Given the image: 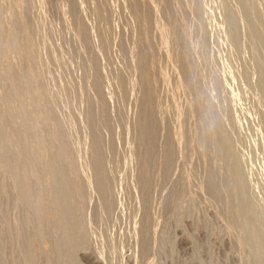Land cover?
Listing matches in <instances>:
<instances>
[{
	"label": "bare ground",
	"instance_id": "6f19581e",
	"mask_svg": "<svg viewBox=\"0 0 264 264\" xmlns=\"http://www.w3.org/2000/svg\"><path fill=\"white\" fill-rule=\"evenodd\" d=\"M30 1L31 0H0V3L2 2L3 4L4 3H6L5 4V8L6 9H1V10H3V12H5V15H3L4 17L6 16L7 18H4L3 16V18L1 19V17H0V83H1V86H3V88L2 89H0V90H2V91H0L1 93H0V170H1V172L4 174V176L2 175V173L0 174V176L2 175L3 177H5L4 179H3V182H5L6 183V189H7V192L5 191V189H4V197L7 199V200H5L6 201V203L8 202V199L10 200H13V202L16 204H14V203H11L12 205H14V206H16V209L17 208H21V206H23L25 209H26V212L27 213H25V214H27L24 218L25 219H23V218H21L20 216V218H21V220L23 219L24 220V222H22V221H20V219H19V221L21 222V223H19V224H21L22 226H20V227H23L24 225H28V227H29V224L31 225V227H29L30 229L32 228L33 229V233L34 234H37V236L39 237V238H41V237H44V239H45V236H44V233H47V232H44L45 231V229H46V227L48 228V229H46L48 232H51L52 233V235H55L56 233L58 234H60V238L59 239H57V241L56 240H53V241H55L56 243H55V249L56 250H54V251H57V257L60 259V261H59V259L57 258V263L55 262L56 261V258H55V260L53 261V258H51V263H53V262H55L56 264H82L81 263V261H79L78 260V255L81 257V258H85L86 259V261L85 262H87V264H101L100 263V261L101 260H99L98 259V256L97 255H99V254H97V255H93V252L91 253V251H90V253H87L86 251H85V247H87L86 245H90L88 242L89 241H87V243H86V240H85V235H84V233L86 232V226H88V224L87 225H84V219H85V215L87 214V213H85V209H86V207H85V209H84V206H88L90 203H89V200L91 201V199H92V197H91V195H89L91 198L89 199V200H87L88 199V189L90 188V186H92L93 187V189L95 190V192L97 193V195H98V198H99V200L101 201L100 203L98 202H96L97 203V205H99V204H101V208H103L106 212H109V211H111V209L114 207V204H116L115 203V201H116V199H118V197L116 196V195H118V193L117 194H112V188H115L114 186H116L117 187V185H118V183H120L117 179V181H118V183H117V185H114V183H115V178H114V176H113V173L114 172H112V171H114V169L111 167V164L113 163V159H110V161L112 160V163L111 162H109V163H111L109 166H110V168H112V169H108V167H107V165H105V163H108V162H104V158L102 157V154L104 153V151L103 150H105L108 146H109V144L105 141V143H107L108 144V146L105 148V149H103L102 151H103V153L101 154V149H102V147H101V142H100V135H99V130H98V128L99 127H101V125H103V127H104V125H105V121H108V120H106V118H108V117H106V114L105 113H107V112H105V111H107V109L105 110V108L103 107L102 109H101V107H100V109L102 110H100V112L99 113H101V116L99 117V118H96L95 116H94V114H93V111L90 109V111H89V113L87 112L86 113V121H87V123L85 124V125H87L86 127H85V125H84V127L83 128H89L88 130H90V138H91V140H89L90 141V156H91V158H89L90 159V164H89V166H90V168H88V165H87V169H90V176H88V177H86L85 176V170H83V168H78V167H76L75 166V164H78V162H77V160L79 159H74V160H76V161H73V154H74V151L76 152V150H73V152H72V150H71V152L73 153H71L70 152V148H68V145L71 143H69L68 142V139H69V137H68V135L69 134H71V132H73V131H71L70 133H69V131L68 132H65L64 131V129H63V126H61V122L60 121H62L61 120V118L59 117L58 118V114H56V111H55V109H58V108H55L54 109V106H53V103L52 102H54V100H55V98L52 96V95H50V92L48 91V89L51 87L50 85V83L49 82H46L47 84L49 83V88L48 87H46V84H45V82H44V80L45 79H47V78H45L44 79V77L45 76H43V75H46V74H43V71L44 70H42L43 68H45V67H48V66H44L43 68H42V60H41V62H40V60H39V58H42V55L38 58V55L40 54V53H37L36 51H38V52H40L41 51V48L43 47L44 48V46H42V45H44V44H41L40 43V45L41 46H39V47H41L40 48V50H38V48H37V50H36V43H35V31H37V33L38 32H40V29H39V27H43V25L44 24H46L47 25V23L45 22V23H42L41 22V19L39 20V22H40V24L39 25H41V26H39L38 25V19L37 20H35V21H37L38 23H37V25H35V26H38V29H37V27H36V29L34 30V28H35V26H34V28H32V25H31V23L30 22H32V21H29L30 19H31V13H29L30 12V10L29 9H31L32 10V8H34V5L36 6L37 4H34V5H32L31 6V8H30ZM41 1V0H40ZM45 1V0H44ZM64 1H66V0H64ZM69 1V0H68ZM73 1L75 2V3H77L75 0H72V2H68V3H66L65 2V5L66 6H68V4L70 3H73ZM80 1V0H79ZM96 0H94V2H95ZM98 1H100V0H98ZM106 1H108V3H110L109 2V0H106ZM106 1H104V2H106ZM113 1V0H112ZM117 1H119V0H117ZM130 1V3H132V1L131 0H129ZM138 1V0H137ZM137 1H135V2H137ZM142 1V0H141ZM154 1V0H153ZM155 1H158V0H155ZM161 1V0H160ZM165 1V0H164ZM163 1V2H164ZM195 1V2H194ZM196 1L197 0H193V2H194V4L196 3ZM200 1V0H199ZM203 1V6L205 7V1L204 0H202ZM201 1V2H202ZM223 1H227V0H223ZM222 1V2H223ZM230 1H232V2H234L233 3V5L232 6H228V5H225V6H228V8H226L227 10H226V12L224 13L225 14V23H226V28H227V33H228V37H229V39L228 40H226V41H229V42H231V45H233L234 46V48H237V50L239 51V54H241V55H237V54H235V52H234V50L232 49V51L234 52V54L235 55H237V56H239V57H241V56H244L243 54H245V53H243L242 54V52L240 51V48H239V46H240V44H241V35H242V31L244 32V34L242 35V36H244L245 37V39L243 38V40H247V41H244V42H249L250 44V48H251V50H252V54H253V58H254V61H255V66H256V68H255V66H254V68H255V70H257V72H258V75H259V77H258V75H257V77H258V80H259V82L258 81H256V84L255 85H257L258 86V90L261 92V96H263V98H264V0H230ZM47 2V3H46ZM48 2L50 3V1L48 0V1H45V2H43V3H46V5L48 4ZM55 2H56V0H55ZM83 2H84V0H83ZM86 2V1H85ZM91 2H92V0H91ZM93 2V3H94ZM100 2H103V1H100ZM103 2V3H104ZM114 3H117L116 5H118L119 6V4L120 3H118V2H115V1H113ZM125 2V1H124ZM134 2V0H133V4L135 3ZM140 1H138L137 3H139ZM143 2V1H142ZM142 2H140V3H142ZM149 2V1H148ZM148 2L147 1H145V5H149L148 4ZM159 2V1H158ZM173 2V1H172ZM214 2H216V1H214ZM220 2V1H219ZM222 3L223 5L224 4H226V3ZM228 2V1H227ZM35 3H36V1H35ZM38 3H40V2H38ZM53 3V1L51 2V4ZM82 3V2H81ZM87 3V2H86ZM98 4H100L99 6L102 8V6L101 5H103V3L101 4V3H99V2H97ZM122 3V2H121ZM130 3H128L129 5H130ZM137 3H135V4H137ZM144 3V2H143ZM142 3V4H143ZM154 3V2H153ZM165 3H167L166 1L164 2V3H162L161 4V2H160V4H161V6H158L157 8H159V7H162V5L163 4H165ZM169 3H170V0H169ZM180 3L183 5L184 4V6H185V8L186 9H183V10H187L186 11V13L188 12L190 15L192 14V15H196L197 14V16L199 17V14L200 15H202V14H204V13H206V11L203 13V10H202V8L203 7H201V6H199L201 9V12H202V14H201V12L198 10V12L195 10V8L193 7V6H191V0H180ZM200 3V2H199ZM207 3L208 2H206V5H207ZM217 3H218V1H217ZM229 3H231V2H229ZM33 4V3H32ZM56 4H58V3H55L54 4V6L53 7H57V5ZM74 4V3H73ZM113 4V3H112ZM111 4V5H112ZM132 4V5H133ZM208 4H211V5H213L212 3H208ZM215 4V3H214ZM219 4V3H218ZM218 4H216V5H218ZM235 4V5H234ZM1 5V4H0ZM39 5V4H38ZM38 5L36 6V7H38ZM50 5V4H49ZM53 5V4H52ZM62 5V4H61ZM64 5V6H65ZM104 5H105V3H104ZM103 5V7H105V6H107V4L104 6ZM109 5V4H108ZM110 5V7H112ZM121 5L123 6V3L122 4H120V9H122L123 7H125V6H123L122 8H121ZM125 5H127V3L125 4ZM156 5V4H155ZM158 5H159V3H158ZM169 5V7H170V4H168ZM199 5V4H198ZM40 6V5H39ZM60 6V5H59ZM63 6V5H62ZM64 7V8H67V7ZM72 6V4L71 5H69V8H72L71 7ZM78 4H75V6L73 5V8L71 9V11L70 12H72V15L74 16V18L78 15L77 13H78V10H79V8H78ZM83 6H84V3H83ZM87 6V5H86ZM85 6V7H86ZM94 6H96V5H94ZM98 5H97V7L95 8V12H97V14H98V12L100 11V10H102V9H104V8H100ZM134 6V5H133ZM133 6H131L132 8H136V7H133ZM135 6H137V5H135ZM141 7H143L142 5H140ZM163 6H166V5H163ZM184 6L182 7V8H184ZM208 6V5H207ZM219 6H220V4H219ZM224 6V7H225ZM1 8H2V6H0ZM3 7V8H4ZM41 7H42V5H41ZM43 7H45V4L43 5ZM43 7L42 8H39V9H43ZM46 7H50V6H46ZM55 7V8H56ZM100 8V10L98 11H96V9L97 8ZM109 7V6H108ZM110 7H109V9H110ZM117 6H115V8H116ZM138 7H139V5H138ZM141 7H139V8H141ZM150 7H151V5H150ZM174 7V6H173ZM198 7V8H199ZM214 7V6H213ZM212 7V10L215 8V10L214 11H216V6L213 8ZM221 7V6H220ZM224 7H222V8H224ZM52 7H50V9H51ZM54 8V9H55ZM63 8V9H64ZM82 8V7H81ZM81 8H80V10H81ZM88 8V7H87ZM87 8H85V9H87ZM112 8H114V7H112ZM111 8V9H112ZM128 8H129V6H128ZM127 7H126V10L128 9ZM131 8V9H132ZM145 8V7H144ZM148 8V7H147ZM147 8H145V10L147 9ZM152 8V7H151ZM150 8V9H151ZM156 8V9H157ZM197 8V7H196ZM222 8H220L221 10H223ZM35 9V8H34ZM38 8H36V10H39ZM47 9V8H46ZM58 9H60V7L58 8ZM93 9H94V7H93ZM105 9H107V8H105ZM104 9V10H105ZM119 9V8H118ZM125 9V8H124ZM150 9H148L149 11H152V10H150ZM163 9V8H162ZM168 9V8H167ZM177 9V8H176ZM207 9H208V7H207ZM218 9H219V7H218ZM217 9V10H218ZM219 9V10H220ZM27 10H29V12L27 11ZM41 10H39V12L41 13ZM48 10V9H47ZM47 10H45V11H47ZM52 10V9H51ZM51 10H49V11H51ZM66 10H68V9H66ZM70 10V9H69ZM82 10H83V8H82ZM88 10V9H87ZM87 10H85V11H87ZM104 10H102V13H100V14H103V12H104ZM108 10V9H107ZM116 10V9H115ZM133 10V9H132ZM136 10V9H135ZM135 10H133V11H135ZM147 10V11H148ZM166 10V9H165ZM172 9H169V11L168 12H174V11H171ZM210 10H211V8H210ZM48 11V12H49ZM55 11V10H54ZM56 11H58L57 9H56ZM55 11V12H56ZM60 11V10H59ZM122 11V10H121ZM125 10H123V12H124ZM127 11H129V10H127ZM131 11V10H130ZM155 11V10H154ZM154 11H152L153 13H154ZM157 11H158V9H157ZM176 11V13H178L179 12V9H178V11L177 10H175ZM225 11V10H224ZM0 12H2V11H0ZM6 12H7V14H6ZM26 12H28V14H30L31 16H29ZM36 13H37V11H35ZM35 12H32V13H35ZM38 12V13H39ZM90 12H93L92 10H91V8H90ZM94 12V13H95ZM106 12V11H105ZM109 12L111 13V10H108V14H109ZM115 11H113V13H114ZM117 12V11H116ZM120 12V11H119ZM136 12V11H135ZM139 11H137L136 13H138ZM160 12L161 13H163L161 10H160ZM167 12V13H168ZM208 12H210L209 10H208ZM213 11H211V13H212ZM218 12V11H217ZM51 13H52V11H51ZM51 13H49V15L51 14ZM59 13V12H58ZM61 13V12H60ZM59 13V14H60ZM80 13V12H79ZM82 13V12H81ZM87 13H89V12H87ZM118 13V12H117ZM116 13V14H117ZM131 13L133 14L134 12H132L131 11ZM130 13V15H128V18H129V16H131L132 14ZM136 13H134L133 15H135ZM140 13V12H139ZM138 13V14H139ZM144 13V12H143ZM143 13H140L141 15H139V16H141L142 17V14ZM151 12H149V14H150ZM159 13V12H158ZM165 13V12H164ZM214 13V12H213ZM212 13V14H213ZM220 13V12H219ZM218 13V14H219ZM3 14V13H2ZM1 13H0V15H2ZM44 13L42 12L41 13V15H43ZM53 14L54 13H52L51 15H50V17L51 16H53ZM56 14V13H55ZM54 14V15H55ZM90 14V13H89ZM88 14V15H89ZM97 14H94L95 16L94 17H97L96 15ZM107 14V13H106ZM106 14H104V15H106ZM107 14V16L106 17H108L109 15ZM119 15H121V13H118ZM117 14V15H118ZM123 14H125V13H123ZM147 14V13H146ZM156 14V13H155ZM160 14V13H159ZM168 14H171V13H168ZM224 14H222V13H220V15H224ZM34 15V14H33ZM40 14H39V16H41ZM45 15V14H44ZM47 15H48V13H47ZM61 15V14H60ZM80 15V14H79ZM82 15V14H81ZM80 15V16H81ZM90 15H92V13L90 14ZM114 15V14H113ZM113 15H111L110 14V16H113ZM133 15L130 17L131 19H132V17H133ZM148 15V14H147ZM146 15V16H147ZM162 15V14H161ZM172 15V14H171ZM171 15H169V17L171 16ZM174 15V14H173ZM210 15V14H209ZM208 15V16H209ZM214 15H215V13H214ZM213 15V16H214ZM28 16V17H27ZM63 16V15H62ZM72 16V17H73ZM79 16V17H80ZM101 16V15H100ZM99 16V17H100ZM124 16V18H125V15H122V16H119V17H123ZM136 17H137V15H135ZM135 16H134V18H135ZM138 16V17H139ZM149 17L151 16V15H148ZM156 16H158V15H156ZM164 16V15H163ZM168 16V15H167ZM174 16H176V18H177V15L175 14ZM174 16H171L170 18H172V17H174ZM179 16H181V14L179 15ZM203 16V15H202ZM215 16H217V15H215ZM214 16V20H216V21H219L218 20V18L217 17H215ZM219 16V15H218ZM30 17V19H28ZM35 17H37L38 18V16H37V14H36V16ZM34 17V18H35ZM54 17V23L56 22L55 21V18H56V16H53ZM57 17H58V15H57ZM64 17V16H63ZM84 17V16H83ZM87 17V16H86ZM89 17V16H88ZM93 17V16H92ZM101 17H103V15L101 16ZM106 17H104V19L106 18ZM114 17V16H113ZM113 17H111V18H113ZM127 17V16H126ZM140 17V18H141ZM145 17V16H144ZM159 17V16H158ZM158 17H155V18H158ZM187 17V16H186ZM210 17V16H209ZM222 17V18H223ZM40 18V17H39ZM42 18H43V16H42ZM45 18V17H44ZM43 18V19H44ZM74 18L72 19V21L74 20ZM109 19H110V17H108ZM108 18H106V20L108 19ZM116 18H118V17H116ZM143 18V17H142ZM147 18V17H146ZM153 18H154V16H153ZM166 18V17H165ZM168 18V17H167ZM175 18V17H174ZM192 18V17H191ZM190 18V19H191ZM200 18H202L201 16H200ZM211 18H212V16H211ZM36 19V18H35ZM43 19H42V21H43ZM47 19V18H46ZM48 19H51V18H48ZM61 20H62V18H60ZM64 19V18H63ZM69 19H71V18H69ZM100 19V18H99ZM104 19L102 20V18H101V20L102 21H104ZM120 19V18H119ZM122 19V18H121ZM120 19V20H121ZM135 19H137V18H135ZM134 19V20H135ZM139 19V18H138ZM137 19V20H138ZM160 19V18H159ZM159 19H156V20H159ZM162 19H164L163 17H162ZM179 19V18H178ZM180 19H181V17H180ZM178 20V24H173V23H177V22H171V24H173V27L175 26V25H179V27L182 29V32L184 33H182V36H180L179 35V37H181V41L183 42V44L182 45H184V48H186V46H189V48H190V46L192 47V45H190V42H191V33H192V35L193 34H195L196 32H194L193 33V31H190L189 32V30H187L186 28V26H185V22L188 20L187 18H185L184 17V19H186L185 21H183V19H181V20ZM190 19L188 20V22L190 21ZM31 20H33V19H31ZM51 20H53V19H51ZM56 20H59V18H56ZM61 20H59V21H57V22H61ZM93 20V19H92ZM91 20V22H93ZM130 20V19H129ZM136 20V21H137ZM141 20H143V19H139L138 21H141ZM144 20H145V18H144ZM147 20H148V18H147ZM161 20V19H160ZM167 20V19H166ZM169 20V19H168ZM171 20V19H170ZM174 20H176V19H174ZM196 20V19H195ZM211 20V19H210ZM210 20H209V22H210ZM220 20H221V17H220ZM45 21V20H44ZM49 21V20H48ZM47 21V22H48ZM65 20H63L62 22H64ZM68 21V20H67ZM76 22H75V24L79 21H77V20H75ZM84 21H86V20H84ZM83 20L81 21V22H84ZM96 21V23L97 24H99L98 23V20H94V22ZM101 21V22H102ZM109 20H107V22H108ZM116 21V20H115ZM123 21V20H122ZM127 21V20H126ZM135 21V22H136ZM164 21H165V19H164ZM172 21V20H171ZM193 21H194V19H193ZM197 21H201L200 19L199 20H197ZM196 21V22H197ZM223 21V20H222ZM71 21L69 20L67 23H70ZM88 21H86V22H84V23H86L87 25H88V23H87ZM94 22H93V24H94ZM101 22H100V24H101ZM105 22V21H104ZM128 22V21H127ZM132 22H134V21H132ZM166 22H169V21H166ZM54 23L52 24V26H54L55 28H56V26L54 25ZM64 23H66V22H64ZM67 23H66V26H67ZM72 23H74V22H72ZM103 23V22H102ZM112 23H113V21H112ZM118 23V22H117ZM120 23L121 22H119L118 24L120 25ZM131 23V21H129V24ZM139 23H142V22H139ZM144 23V24H143ZM142 24H140V25H142L141 27H143L144 25H148L149 26V22L148 23H145V22H143ZM157 23V22H156ZM159 23V22H158ZM165 23V22H164ZM190 23H191V21H190ZM32 24H33V22H32ZM50 24V22L48 23V25ZM57 24V23H56ZM59 24H61L62 26H64L65 27V25L64 24H62V23H59ZM78 24V23H77ZM80 25H82L81 23H79ZM79 24H78V26H79ZM99 24V26H101ZM105 24H106V22H105ZM110 25L109 26H107V27H109L110 28V26H111V22L109 23ZM132 24V23H131ZM166 24V26H167V24L168 23H165ZM164 24V25H165ZM187 24V23H186ZM189 24V23H188ZM198 24V23H197ZM201 23L199 22V25H200ZM204 24V19H203V23L198 27V28H195V29H202V25ZM34 25V24H33ZM48 25H47V27H48ZM60 25V26H61ZM70 24H68V26H69ZM84 25V24H83ZM83 25H82V27L81 28H83L84 30L85 29H87V27L86 28H84L83 27ZM86 25V26H87ZM89 25H92V24H89ZM123 27H124V21H123ZM137 25V24H136ZM151 25V24H150ZM189 25H192V24H189ZM212 25H214V24H212ZM212 25H211V27H212ZM51 26V25H50ZM51 26V27H52ZM61 26V27H62ZM71 26V25H70ZM85 26V25H84ZM95 26V25H94ZM104 26V25H103ZM102 26V27H103ZM128 26V25H127ZM160 26V25H159ZM168 26H169V24H168ZM170 26H172V25H170ZM195 26V25H194ZM193 26V27H194ZM198 26V25H197ZM196 26V27H197ZM208 26V25H207ZM72 29L74 28V30L76 29L75 27H73V24H72ZM80 27V26H79ZM78 27V34L80 35L81 34V32L83 33V29H80ZM122 27V26H121ZM120 27V28H121ZM126 27V26H125ZM130 26H128L127 28H129ZM144 27H146V26H144ZM143 27V32H142V34L141 35H137V36H140L139 38H141L140 40L141 41H143L144 42V44H143V46H144V48L142 47V46H140L139 44V46L141 47V48H143V50H141V52H139L138 51V53H137V55H135L134 54V56H136V57H134L135 58V63H136V66H137V68L139 69V72H140V75H141V79H142V81H148V76H150V75H148V70H147V67H148V62L147 61H149L150 62V60L153 62V60H154V58H155V55H156V53L158 52V51H160V49H159V47H161L162 48V52H164L163 51V47L164 46H167V45H165L166 44V42L164 41V37H163V35L161 34V32H160V28H158V26H154L153 27V25H152V29L154 28V30H155V33L157 32L158 34V39H157V37H156V35L154 36L153 34V36L154 37H152L153 38V40H154V38L156 37V39L158 40V51L156 52V50H154L152 47H151V44L153 43V41L151 42V39L152 38H150V42H151V44L147 41V34H146V29L147 28H144ZM162 27H163V29H164V26H163V24H162ZM173 27H172V29H173ZM190 26H188V28H189ZM217 27V26H216ZM215 27V28H216ZM223 27V26H222ZM57 28H58V26H57ZM67 27H65V29H66ZM70 28V27H69ZM88 28H91V26L90 27H88ZM108 28V29H109ZM113 29L114 28H116V27H112ZM118 29L119 30V32H120V30L121 29ZM134 28V27H133ZM139 28H140V26H139ZM168 28H171V27H168ZM179 28V29H180ZM207 28V27H206ZM44 29V28H43ZM47 29V28H46ZM52 29V28H51ZM63 29V28H62ZM91 29H93V28H91ZM98 29H99V31H98ZM100 29H101V27L100 28H95V30H96V32L98 31L99 33H100ZM103 29H105V27L103 28ZM103 29H101V32H102V30ZM117 29V28H116ZM122 29H124V28H122ZM137 29H138V27H137ZM175 29V28H174ZM177 29V28H176ZM192 29V28H191ZM208 29H210V27L208 28ZM213 29H214V26H213ZM212 29V30H213ZM218 29V28H217ZM34 30V31H33ZM53 30H55L56 31V29H54L53 28ZM64 30V29H63ZM63 30H60V31H62L63 33H65ZM69 30V29H68ZM67 30V31H68ZM73 30V31H74ZM131 30H132V27H131ZM131 30H128L127 32L129 33V34H131L132 32H135V30L136 29H134V31H131ZM141 30V29H140ZM159 30V31H158ZM167 30H169V29H167ZM193 30H194V28H193ZM197 30V31H198ZM219 30V29H218ZM226 30V29H225ZM42 31V30H41ZM46 31V30H45ZM59 31V32H60ZM66 31V32H67ZM70 31V30H69ZM93 31V30H92ZM105 31H106V29H105ZM104 30H103V34H104V32H105ZM113 30H111V32H112ZM123 31V30H122ZM129 31H131V33L129 32ZM147 31H149V29L147 30ZM162 31V30H161ZM170 31V30H169ZM171 31H173V33L174 34H176V31L174 32V30H171ZM181 31V30H180ZM200 31V30H199ZM208 30L206 29V32H207ZM217 31V30H216ZM215 31V32H216ZM44 32V31H43ZM47 32V31H46ZM48 32H50V30H48ZM57 32V31H56ZM55 32V33H56ZM59 32H58V34H59ZM61 32V33H62ZM75 32V31H74ZM85 32V31H84ZM89 32V31H88ZM110 32V31H109ZM117 32V31H116ZM124 32V31H123ZM123 32H121V34L120 35H122L123 36V34L126 32V30H125V32L123 33ZM139 32V31H138ZM179 32V31H178ZM178 32H177V34H178ZM201 32V31H200ZM212 32H214V31H212ZM218 32H220V31H217L216 33L217 34H220V33H222V32H220V33H218ZM52 33V32H51ZM71 32H69V35H71L70 34ZM76 33V32H75ZM86 33V32H85ZM90 33V32H89ZM106 33H107V31H106ZM113 33V32H112ZM115 33V32H114ZM154 33V34H155ZM164 33H165V31H164ZM166 33H168V31L166 32ZM169 34L168 36H170V35H174V34ZM208 34L210 33V32H207ZM42 34H46V33H42L41 32V34H39V39L41 38L40 36L42 35ZM47 34H49V33H47ZM47 34H46V36H47ZM54 34V33H53ZM53 34L52 35H50V36H53ZM57 34V33H56ZM55 34V35H56ZM57 34V36H59ZM132 34H134V33H132ZM131 34V35H132ZM136 34H138V33H136ZM136 34H135V36H136ZM176 34V35H177ZM208 34H206V38H208ZM224 34V33H223ZM67 35V34H66ZM73 35H77V34H74L73 33ZM78 35V36H79ZM84 35H86V34H84ZM99 35V34H98ZM108 35V37L110 36L109 34H107ZM113 35H115V34H113ZM112 35V36H113ZM131 35H129V36H131ZM150 35V34H149ZM167 35V34H166ZM201 38V40H200V42L198 43V45H199V47L201 48V51L202 52H200V51H198V52H200L202 55H200L199 54V56L201 57V58H203V60L201 59V61H203V64H204V66L206 67H208V64H213L214 62H212V63H208L206 60L208 59V58H206L205 59V57H206V54L209 52V50H211L212 48H213V44H212V47H211V49H210V47L209 46H207L208 44L207 43H210L209 42V40H208V42H206V43H204V36L202 35V33H201V35L200 34H198ZM43 36H45V35H43ZM42 36V37H43ZM57 36H55L56 38H57ZM63 36V38H64V36L65 35H62ZM62 36H60L61 38V40H62ZM68 36V35H67ZM72 36V35H71ZM71 36H69V39L71 40ZM77 36V37H78ZM82 36V35H81ZM81 36H79L78 38L79 39H84V37L83 38H80ZM89 36L91 37V35L89 34ZM95 36H97L96 34H95ZM103 36H105V35H103ZM117 36V35H116ZM124 36H125V34H124ZM134 36V35H133ZM136 36V37H137ZM151 36V35H150ZM149 36V37H150ZM219 36V35H218ZM218 36H216V37H218ZM49 37V36H48ZM66 37V36H65ZM73 37V36H72ZM87 37H88V35H87ZM98 37V36H97ZM148 37V38H149ZM174 37H176V36H174ZM178 37V38H179ZM211 37V36H210ZM209 37V38H210ZM216 37H214V38H216ZM226 37H227V35H226ZM20 38L22 39V40H24V42H21L22 40H20ZM55 38V39H56ZM74 38V37H73ZM94 38V37H93ZM92 38V39H93ZM114 38H116V37H114ZM113 38V39H114ZM117 38H119V40L120 39H122L123 37H117ZM167 38V37H166ZM170 37H168V39H169ZM195 38H197V36L195 37ZM195 38H194V40H195ZM205 38V39H206ZM208 38V39H209ZM212 38V37H211ZM210 38V39H211ZM220 38H222L221 37V35H220V37H219V39ZM225 38V37H224ZM58 39V38H57ZM67 39V38H66ZM66 39H65V41H66ZM86 39V38H85ZM91 39V38H90ZM110 39H111V37H110ZM134 39V38H133ZM136 39V38H135ZM172 40H174L173 38H171ZM199 39V38H198ZM60 40V41H61ZM70 40H67V41H70ZM74 40V39H73ZM88 41H89V38L87 39ZM100 40V39H99ZM106 40H108V39H105V38H101V44H99L98 43V45H102L103 47H102V49L106 46V44H107V42H106ZM118 40V39H117ZM171 40V41H172ZM178 40V39H177ZM222 40H224L223 38L221 39V43H223L222 42ZM40 41V40H39ZM39 41L37 42L38 43V45H39ZM59 41V40H58ZM91 41V40H90ZM93 41V40H92ZM91 41V42H92ZM110 41H112V39L110 40ZM114 41L116 42V40L114 39ZM113 41V42H114ZM123 41L124 42H126L127 43V41H129V38H127V41H126V39L124 40L123 39ZM131 41V40H130ZM135 41V40H134ZM168 41V40H167ZM175 41H176V39H175ZM174 41V42H175ZM179 41V40H178ZM177 41V42H178ZM180 41V42H181ZM213 41L215 42V41H217V39H213ZM44 42H46V41H44ZM51 42V41H50ZM55 42V41H54ZM62 42H64V40H62L61 41V43ZM73 42V41H72ZM72 42H70V43H72ZM75 42V41H74ZM73 42V43H74ZM80 42H81V40H80ZM86 42V41H85ZM113 42H112V44H113ZM117 42H119V41H117ZM123 42V43H124ZM135 42H138V41H135ZM140 42V41H139ZM181 42V43H182ZM192 42H193V36H192ZM219 43H220V41H218ZM43 43V42H42ZM52 43V42H51ZM77 43H79L78 41H77ZM94 43H96V40H95V42ZM108 43H109V41H108ZM122 42H120V46L122 45L121 44ZM125 43V44H126ZM131 43V42H130ZM133 43V42H132ZM170 43V40L168 41V43L167 44H169ZM180 43V44H181ZM218 43V44H219ZM220 43V44H221ZM225 43V42H224ZM227 43V42H226ZM242 43H243V41H242ZM49 44V43H48ZM63 44V43H62ZM82 44H84V42H82ZM87 44V43H86ZM93 44V43H92ZM118 44V43H117ZM124 44V45H125ZM175 44H176V42H175ZM178 44V43H177ZM176 44V45H177ZM180 44H178V45H180ZM192 44V43H191ZM215 45H214V47L215 46H217L216 45V43H214ZM47 45V44H46ZM50 45V44H49ZM71 45V44H70ZM69 44H68V47L70 46ZM79 45H80V43H79ZM88 45V44H87ZM89 45H91V44H89ZM109 45H111V44H108V46ZM115 45V44H114ZM114 45H113V47H112V49H114ZM127 45V44H126ZM126 45H125V47H126ZM129 45V44H128ZM138 45H136V47L138 46ZM152 45H155V42H154V44H152ZM170 45H173V46H176V45H174V44H170ZM195 45V44H194ZM206 45V46H205ZM228 45V43L226 44V46ZM230 45V44H229ZM228 45V46H229ZM231 45H230V48H232L231 47ZM242 45V44H241ZM248 45V44H247ZM247 45L245 44V46L244 47H247ZM248 45V46H249ZM74 46H78L77 44L76 45H74ZM81 47H82V45H80ZM84 47V50L83 51H85L88 47H86V49H85V44L83 45ZM92 46V45H91ZM94 46V45H93ZM97 46V45H96ZM120 46H117V48L118 47H120ZM139 46H138V48H139ZM156 46V45H155ZM154 46V47H155ZM209 47L208 48V52L207 53H203L204 51H203V49L205 48V47ZM222 46H224V45H222ZM221 46V48H222V50H224L225 49V47H224V49H223V47ZM49 47V46H48ZM47 47V48H48ZM50 47H51V45H50ZM49 47V48H50ZM53 47H54V51H55V49H57L56 48V45L54 46L53 45ZM72 46H70V48H71ZM75 47V48H76ZM79 47V46H78ZM81 47L78 49V51L81 49ZM90 47V46H89ZM122 47V46H121ZM124 47V46H123ZM135 47V46H134ZM135 47V48H136ZM181 47V46H180ZM196 47H197V45H196ZM198 47V48H199ZM243 47V46H242ZM61 48V47H60ZM74 48V51H72V53L74 52H76L77 50V48L75 49ZM92 48V47H91ZM96 48H98V46L96 47ZM100 48V47H99ZM115 48H116V46H115ZM130 48H131V44H130ZM140 48V49H141ZM157 48V47H156ZM175 48V47H174ZM182 48L183 47H181V48H178V50L179 49H181L182 50ZM183 48V49H184ZM194 48H195V46H194ZM199 48V49H200ZM220 48V45H219V47H218V49ZM228 48V47H227ZM46 49V48H45ZM63 49V48H62ZM61 49V50H62ZM73 49V48H72ZM90 49V48H89ZM119 49V48H118ZM123 49H125V48H123ZM122 49V50H123ZM127 49H128V46H127ZM134 49V48H133ZM137 49V48H136ZM139 49V50H140ZM153 49V50H152ZM165 49H166V47H165ZM164 49V50H165ZM173 48L171 47V53H173L174 54V52H173V50H172ZM192 49V48H191ZM191 49H189V50H191ZM215 49H217V48H215ZM218 49H217V51H218ZM44 50V49H43ZM49 50H51L52 51V49H48V51H45V55H46V52H49L50 53V51ZM57 50H59V49H57ZM65 50V49H64ZM64 50L63 51H61L60 52V50H59V52L60 53H62V52H64ZM66 50H68V49H66ZM93 50V49H92ZM92 50H90L91 52L89 53V54H91L93 51ZM94 50H96V49H94ZM99 50H101V49H99ZM98 50V51H99ZM110 50H111V48H110ZM120 50V49H119ZM118 50V51H119ZM129 50V49H128ZM151 50V51H150ZM205 51H207V49L205 48L204 49ZM220 51H219V53H221V49H219ZM228 50H229V48H228ZM247 50V49H246ZM250 50V49H249ZM249 50L247 51V52H249ZM82 51V50H81ZM82 51V52H83ZM102 51V50H101ZM112 51V50H111ZM117 51V50H116ZM121 51V50H120ZM123 51H127L126 49L125 50H123ZM134 51V50H133ZM143 51V52H142ZM149 51V52H148ZM175 51H177V49L175 50ZM184 50H182V51H180V52H183ZM186 51V50H185ZM195 51H197V50H195ZM217 51H215L214 53L216 54V52ZM236 51V50H235ZM42 52V51H41ZM56 52V51H55ZM67 52H69V51H67ZM89 52V51H88ZM87 51H85L84 52V54L85 55H81L82 57L83 56H86L87 58H89V59H91L90 57H91V55H90V57H89V55L87 56L86 55V53H88ZM103 52H104V49H103ZM106 52V51H105ZM161 52V53H162ZM189 52H192V51H189ZM188 52V53H189ZM193 52H194V49H193ZM241 52V53H240ZM251 52V51H250ZM10 53H12L11 55H12V57L14 56L13 55V53H15V54H17L18 55V57L20 58H18L17 56V58H18V60H19V63H14L15 61H17L18 62V60H14V62H12L13 60L12 59H15V58H11L10 56H9V54ZM43 53V52H42ZM41 53V54H42ZM52 53V52H51ZM50 53V54H51ZM57 53V52H56ZM60 53H57L58 55H60ZM64 53H66V52H64ZM70 53V52H69ZM77 53H79V52H77ZM77 53H75L74 54V56L76 55V57L78 58V56H79V54H78V56H77ZM108 53V52H107ZM106 53V54H107ZM122 53V51L120 52V54ZM146 53V54H145ZM149 53H150V56H151V58L150 59H146L147 57H146V55L148 54V56H149ZM211 53V51L209 52V54ZM224 53H226V51L224 52ZM228 54L230 53V51L229 52H227ZM236 53H238L237 51H236ZM38 54V55H37ZM44 54V53H43ZM53 54V53H52ZM57 54H56V56H57ZM67 54V53H66ZM95 54H96V52H95ZM99 54H100V52H99ZM124 54V53H123ZM130 53L128 52V55H129ZM176 54H177V52H176ZM180 54V53H179ZM186 55H191V53L190 54H187V52L185 53ZM193 55H195L194 53H192ZM198 53L196 52V55H197ZM203 54L205 55V56H203ZM208 54V57L210 56ZM218 54V53H217ZM216 54V55H217ZM223 54V51H222V53H221V55ZM234 54H230L231 56H233ZM248 54V53H247ZM250 54V53H249ZM55 55V54H54ZM117 55H119V54H117ZM122 55V54H121ZM121 55H119V59H120V56ZM125 55V54H124ZM127 54L125 55V56H128ZM131 55V54H130ZM133 55V54H132ZM162 55V54H161ZM160 55V56H161ZM166 55V54H165ZM181 55V54H180ZM179 55V57H180V61L184 58V56L185 55H181L180 56ZM193 55H191V56H193ZM195 55V56H196ZM214 55V54H213ZM213 55H212V58H213ZM216 55H214V57L216 56ZM235 55L233 56V58H236L235 57ZM246 55V54H245ZM10 57V59H11V62H12V64H13V66H11L10 64H8V61H7V57ZM50 56V55H49ZM61 56H63V55H61ZM101 56H103V58H104V56H108V55H101ZM123 56V55H122ZM124 56V57H125ZM158 56V55H157ZM163 56H164V53H163ZM171 56V55H170ZM197 57V58H200V57ZM218 56V55H217ZM217 56H216V59H217ZM225 56V55H224ZM226 56H227V54H226ZM229 56V55H228ZM15 57V56H14ZM47 57H48V53H47ZM58 57V56H57ZM76 57H73V59L74 58H76ZM80 57V56H79ZM81 57V58H82ZM85 57V58H86ZM98 58L100 57V55L99 56H97ZM116 57H118V56H116ZM129 57H131V56H129ZM167 57V56H166ZM165 57V61H168L167 60V58ZM176 57V56H175ZM174 56H171V58H175ZM187 57H189V56H185V58H187ZM220 57V56H219ZM16 58V59H17ZM44 58V57H43ZM42 58V59H43ZM46 58V57H45ZM51 59H52V57H50ZM50 58L48 59H44V60H50ZM53 58H54V56H53ZM60 58V57H59ZM59 58L58 59H56V60H59ZM63 58V57H62ZM74 59L73 61H75V60H80V61H82L83 62V64L85 63L84 61L87 59H85L84 57V61H83V59L81 60V58L80 59ZM93 58V57H92ZM108 58H111L110 56H108ZM132 58V57H131ZM163 59L164 57H160L159 58V60L160 59ZM171 58L169 59V60H171ZM182 58V59H181ZM191 58V57H190ZM193 58H195L194 56H193ZM193 58H191V60L193 59ZM221 58H222V56H221ZM228 58V57H227ZM227 58H225V60H227ZM229 58H231V57H229ZM238 58V57H237ZM242 58V57H241ZM245 58H247V57H245ZM248 58H250V57H248ZM64 59H66V57L65 58H63V60ZM71 59H72V57H71ZM107 58H105V60H106ZM129 60H130V58H128ZM133 59V58H132ZM172 59V60H173ZM187 59H189V58H187ZM215 59V58H214ZM215 59V60H216ZM252 59V58H251ZM53 60V59H52ZM69 60H70V56H69ZM88 60V59H87ZM86 60V62H88ZM94 60H95V58H94ZM101 60H103L102 58H101ZM101 60H98V62L99 61H101ZM108 60V59H107ZM106 60V61H107ZM110 60V59H109ZM111 60H113V58H111ZM116 60H118V58L116 59ZM126 60H127V58H126ZM147 60V61H146ZM156 60H158L157 58H156ZM158 60V61H159ZM163 60V62H162V64H164V61ZM175 60V59H174ZM178 60V59H177ZM194 60V59H193ZM198 60V59H197ZM200 60V59H199ZM209 60V59H208ZM212 60V59H211ZM214 60V61H215ZM223 60V59H222ZM225 60H223L224 62H226ZM230 60V59H229ZM233 61L232 62H234V60L236 61L237 59H232ZM51 61V60H50ZM49 61V62H50ZM60 61H62V60H60ZM131 61V60H130ZM129 61V63H132L133 61H131L130 62ZM162 61V60H161ZM179 61V60H178ZM178 61H176V62H178ZM182 61H184L185 62V60H182ZM213 61V60H212ZM218 61V60H217ZM221 61V60H220ZM220 61L219 62H216V63H220ZM223 61H222V63H221V65L223 64ZM228 61V60H227ZM249 61V60H248ZM48 61L47 62H44L43 61V63L44 64H47V65H49L50 66V63H49ZM64 62H66V61H64ZM67 62H68V59H67ZM77 62V61H76ZM79 62V61H78ZM91 62V61H90ZM112 62H114V61H111V62H109V63H112ZM118 62V61H117ZM116 62V63H117ZM121 63H122V60L120 61ZM126 62V61H125ZM128 62V61H127ZM126 62V63H127ZM154 62H156V61H154ZM175 62V63H176ZM189 62V61H188ZM187 62V65L188 64H190L191 62H189L188 63ZM237 62V61H236ZM242 62L243 61H241V63L240 62H238L239 63V65H240V67H241V65H242ZM244 62H245V60H244ZM243 62V63H244ZM10 63V62H9ZM49 63V64H48ZM54 63V62H53ZM71 63H72V60H71ZM75 63V62H74ZM81 63V62H80ZM95 63H97V62H95ZM99 63H102V62H99ZM115 62L113 63V64H116ZM124 63V62H123ZM122 63V64H123ZM127 64L128 65V68H130V64ZM135 63H132V64H135ZM148 63V64H147ZM172 63H173V61H172ZM182 63V62H181ZM180 63V64H181ZM195 63V62H194ZM237 63V64H238ZM247 62H245L243 65H247L246 64ZM249 63H250V61H249ZM88 64V63H87ZM86 64V65H87ZM92 64H94L93 63V60H92ZM91 64V65H92ZM98 64V63H97ZM104 64H106V62L104 63ZM108 64V63H107ZM106 64V65H107ZM113 64L111 65H109L110 67H106V68H111L112 66H113ZM154 64L155 63H153V66H154ZM157 64V66L159 65L158 63H156ZM161 64V65H162ZM174 64V63H173ZM172 64V65H173ZM178 64V66L181 68V66L179 65V62L177 63ZM199 64V63H198ZM202 64V65H203ZM217 64V65H218ZM228 64H230V63H228ZM232 64V63H231ZM235 64V63H234ZM233 64V65H234ZM16 67H15V66ZM54 65V64H53ZM53 65H51V66H53ZM59 65V64H58ZM63 65H65V64H62L61 63V65L59 66V67H61V66H63ZM75 65H77V64H75ZM74 65V66H75ZM81 65H82V63H81ZM99 65V64H98ZM102 65V64H101ZM106 65H104V66H106ZM107 65V66H108ZM118 65V64H117ZM120 65V64H119ZM124 65V64H123ZM149 65H151V63L149 64ZM165 65V64H164ZM164 65H162L163 67H164ZM170 65V64H169ZM175 65V64H174ZM187 65H186V68H187ZM193 65V64H192ZM195 65H197V64H195ZM200 65V64H199ZM201 65V66H202ZM217 65H215L216 67H217ZM242 65V66H243ZM252 64H250V66H251ZM66 66H68V65H66ZM83 66V65H82ZM85 66V65H84ZM93 66V65H92ZM95 66H96V68L98 69V67H100V65L97 67V65L95 64ZM103 66V65H102ZM101 66V67H102ZM116 66V65H115ZM126 66V65H125ZM124 66V67H125ZM132 66V65H131ZM153 66H151V67H153ZM156 66V65H155ZM154 66V67H155ZM166 66V65H165ZM201 66H200V68H201ZM223 66H225V65H223ZM227 67H228V65H226ZM230 66V65H229ZM235 66V65H234ZM237 66V65H236ZM55 67H56V65H54V69H55ZM59 67L57 66V68L59 69ZM72 67H73V63H72ZM77 67V66H76ZM86 67V66H85ZM119 67V66H118ZM123 66L121 65V68H122ZM123 67V68H124ZM134 67V68H133ZM150 66L148 67V68H151ZM159 67V66H158ZM175 67H176V65H175ZM189 67H190V65H189ZM210 67V66H209ZM208 67V68H209ZM212 67H214V65L212 66ZM218 67H220V65H218ZM222 67V66H221ZM231 67V66H230ZM246 67V66H245ZM253 67V66H252ZM53 67H51V69H52ZM68 68V67H67ZM65 69V67H63L62 69H65L66 71L68 70V69ZM70 69H71V67H69ZM84 67H82V69H83ZM88 68H90V66L88 67ZM88 68H86V70H87V72H89L88 71ZM120 68V67H119ZM118 68V69H119ZM120 68V69H121ZM128 68H126V69H128ZM166 68H167V66H166ZM165 68V69H166ZM173 68H174V66H173ZM179 68V69H180ZM182 68H184V66L182 67ZM208 68L207 69H205V70H208ZM223 68V67H222ZM232 68H233V66H232ZM237 68V67H236ZM243 69H244V66L242 67ZM48 68H46V70H47ZM49 69H50V67H49ZM51 69L49 70V71H51ZM54 69H52V72H53V70ZM69 69V70H70ZM74 70V76L72 75H68L69 77H70V79H71V77L72 78H74L75 77V75H76V73H75V70L77 69H75V67L73 68ZM79 69H80V67H79ZM93 69V68H92ZM114 68L112 67V70H113ZM125 69V70H126ZM132 69H134L135 70V66H132ZM131 69V70H132ZM138 69H136L137 71H138ZM152 69V68H151ZM158 69H161V68H157V71H159ZM165 69H162L163 71L165 70ZM175 69V68H174ZM178 68L176 67V70H177ZM185 69V68H184ZM225 69V68H224ZM223 69V70H224ZM227 69V68H226ZM229 69V68H228ZM246 69V68H245ZM247 69H248V65H247ZM55 70H57V69H55ZM61 70V69H60ZM68 70V73L71 71H69ZM85 70V69H84ZM83 70V71H84ZM90 70V69H89ZM99 70V69H98ZM100 70H102V68L100 69ZM131 70L129 71V72H131ZM135 70V71H136ZM168 70H169V68H168ZM201 70H202V68H201ZM215 70H217V69H213L212 68V72L213 71H215ZM219 71L221 70V69H218ZM232 70H234V69H232ZM231 70V71H232ZM236 70V69H235ZM248 70H250V68L248 69ZM247 70V71H248ZM252 70V69H251ZM250 70V71H251ZM79 71H81V69L79 70ZM91 71V70H90ZM104 71V70H103ZM121 71H122V69H121ZM135 71H134V73H135ZM149 71H150V69H149ZM152 71H154V68H153V70ZM163 71H161V72H163ZM179 71V70H178ZM228 71V70H227ZM230 71V70H229ZM46 72H48V71H45V73ZM62 74H61V76L63 75V72H65V71H60ZM76 72H78V70L76 71ZM87 72H85L84 71V74H85V76H83L84 77V80L83 79H79V81L80 80H83L84 82H85V84L87 83L86 82V75H87ZM98 72H100V73H98ZM97 73L98 74H102L103 72H101V71H98ZM125 72V71H124ZM123 72V74H125V73H128L127 71L124 73ZM138 72V73H139ZM156 72V71H155ZM155 72H153V73H155ZM161 72H159V73H161ZM165 72V71H164ZM167 72V71H166ZM169 72H170V70H169ZM168 72V73H169ZM172 72H174V70L172 69ZM172 72H171V75H172ZM197 72V71H196ZM202 73H203V71H201ZM208 73L209 72H211V70L210 71H207ZM207 72L205 71L204 72V75H205V73L207 74ZM221 72V71H220ZM223 72L224 71H222L221 73L223 74ZM226 72V71H225ZM242 72V71H241ZM244 72H246V70L244 71ZM249 72V71H248ZM254 72V71H253ZM252 72V73H253ZM50 73V72H49ZM48 73V74H49ZM66 73V72H65ZM65 73H64V75H65ZM67 73V74H68ZM70 73H73L72 71L70 72ZM79 73V72H78ZM96 73V72H95ZM105 73H109V74H111L110 72H105ZM112 73H113V71H112ZM137 73V72H136ZM158 72H156L155 74H158V75H160ZM175 73V72H174ZM173 73V74H174ZM180 73V72H179ZM185 73V72H184ZM189 73L190 74H192V73H195V71L193 72H191V71H189ZM198 73H199V71H198ZM214 73V72H213ZM218 73V72H217ZM237 73V72H236ZM255 73H256V71H255ZM254 73V74H255ZM48 74L46 75V77H48ZM81 74V73H80ZM104 74V73H103ZM108 74V75H109ZM114 74H116V73H114ZM122 74V75H123ZM149 74H151V72L149 73ZM154 74V75H155ZM170 74V73H169ZM211 74V73H210ZM219 74V73H218ZM242 74H243V79L242 78H240V79H242V80H244L243 82H241L240 84H242V83H248V81H245L246 80V78H244V74L245 73H239V75H241V77H242ZM251 74V72L249 73V75ZM254 74H252V75H250V77L248 76L247 77V80H249V78H252L251 76H253L254 77ZM257 74V73H256ZM255 74V75H256ZM50 76H51V74H49ZM54 75H57V73L56 74H54L53 73V77L55 78V77H58V76H54ZM78 75V74H77ZM82 75V74H81ZM88 75H89V73H88ZM97 75V74H96ZM105 75V74H104ZM119 78H120V72H119ZM122 75H121V77H122ZM129 75V74H128ZM127 74H126V77H125V79H128V77L131 75H129L128 76ZM153 75V74H152ZM151 75V76H152ZM162 75V74H161ZM166 76V78L168 77V74H165ZM186 75V74H185ZM215 75V74H214ZM221 75V74H220ZM219 75V76H220ZM229 75H231V74H229ZM49 76V78L48 79H50L51 77ZM60 76V77H61ZM66 76V75H65ZM68 76H66V77H68ZM79 76V75H78ZM103 78H102V77ZM106 76V75H105ZM105 76H103V75H98V77H101L102 79H104V77ZM115 76V75H114ZM133 76V75H132ZM131 76V77H132ZM138 76V75H137ZM164 76V75H163ZM187 76V75H186ZM192 76V75H191ZM191 76H189V78H186L185 77V79H182L183 80V82L181 81V83H184L183 85H184V88H185V91H186V89H188L187 91L189 92V93H191L192 94V96L191 97H193L194 98V101H196V104H195V106H194V108H195V111H192L191 112V110H192V108H190V106L188 107L189 109H190V114H195L194 112H196V114H197V116H195V118L197 117V119H193V122H196V120H197V124H198V127H197V125H196V123H194V125H196L195 127H193V128H195V129H197L198 130V136H197V138H198V140H197V138L194 136V139L196 138V140H193L194 141V143H196L197 142V145H198V151H199V153H198V156H199V158H200V160L201 161H203V170H205V171H208L209 173H215V175H216V177H214V184H215V188H221L222 190H221V192H222V196H223V201H224V206H219V208L220 207H224L226 210V213H227V215H226V217H227V219H228V226L230 227V230L232 229L233 231H234V236H233V234H232V238L234 237V240H235V244L234 245H236V246H238V249H240L239 251V253H242V254H246V253H248V254H246L248 257H249V259H247L248 260V262L246 263V264H264V214L263 215H261V213H262V211L260 212L259 210H261L262 208V206H259L261 203L259 202V199L260 200H262L261 198H258V197H260V196H262L263 194H264V191H263V194L262 193H260V192H262L261 190L259 191V193L258 194H262V195H258V194H256V198H258L257 200H256V202H259V203H257V205L261 208H259V207H257V205H255V203H254V200L256 199H252V196H253V198H254V194L251 196L250 195V193H249V188H250V186H249V184L250 183H252V181H250V183L248 184V180L249 179H247L246 180V178H248V176L246 175V177L243 175V173H242V171H241V169H243L242 168V166L240 167V161L244 164V162L242 161V158H241V160H240V158H238V153H236V151H235V148H234V142L233 141H235V140H233V138L234 139H236L235 137H237V134L240 132V130H239V132H237V134H236V131H238L236 128H235V125H237V124H233L232 122H234L235 121V117L233 116L234 114H232V113H235V112H237V113H239V111L240 110H237L238 108H240L242 105H243V103H242V105H238L239 107L238 108H235L236 109V111L234 112V111H232V113L231 112H225V110L223 109V110H220L222 113H226V117L225 116H223L224 118H226V120H224V118L221 116L222 114H221V112L219 113L216 109H218L219 108V106H217L216 108L214 107L215 105H213L212 104V102H211V100L212 101H214L213 99H215V98H213L212 99V97H210L209 95H210V93L208 92L212 87H215V84H214V86H212L209 90H205V88H206V84H208V83H210L209 82V80H208V78L205 76V78L204 79H207V80H205V81H207L208 83H206L205 81H204V79H202L201 77H199V76H201V75H199L198 76V74L196 73V74H194L192 77ZM202 76H203V74H202ZM209 76V75H208ZM216 76V75H215ZM226 76H228V75H226L225 74V77ZM232 76H234L233 74H232ZM235 76H237V75H235ZM235 76H234V79H235ZM246 76H247V73H246ZM65 77V79H69V77L68 78H66ZM91 77V76H90ZM110 76H108V78H109ZM117 77V76H116ZM135 77V76H134ZM155 77H156V75H155ZM161 77L162 76H160L159 78L161 79ZM171 77H173V76H171ZM175 77V76H174ZM188 77V76H187ZM212 77H213V75H212ZM224 77V76H223ZM223 77H222V79H223ZM230 77V76H229ZM238 77L239 76H237V80H238ZM6 78V79H5ZM59 78V77H58ZM62 78V77H61ZM63 78H64V76H63ZM93 78H95V75H94V77ZM115 78V77H114ZM118 78V77H117ZM133 78V77H132ZM152 77H149V81L150 80H153V78L151 79ZM157 78V77H156ZM156 78H155V80H156ZM176 78H178V75H176ZM213 78H216V77H213ZM213 78H210V79H213ZM219 78H221V76L219 77ZM219 78H217L218 80H219ZM47 79V80H48ZM60 79V78H59ZM59 79H58V81H59ZM65 79H60V80H65ZM75 79V78H74ZM73 79V80H74ZM87 79H89L88 77H87ZM96 79V78H95ZM94 79V80H95ZM112 79V78H111ZM111 79H108V80H111ZM134 79V78H133ZM136 79H137V77H136ZM159 79V80H160ZM162 79H163V77H162ZM175 79V78H174ZM179 79H180V77H179ZM226 79H227V77H226ZM224 80V81H226L225 83H228L229 82V80L231 79V78H229V80H228V82H227V80ZM233 79V78H232ZM233 79V80H234ZM252 79H254V78H252ZM4 80H5V82L7 81V85H8V82L10 81L11 82V87H9V88H11V89H7V87H6V85L4 84ZM47 80H45V81H47ZM54 80V79H53ZM56 80V83L58 82L57 81V79H55ZM54 80V81H55ZM67 80L65 81V83H67ZM75 80H77V79H75ZM75 80H74V82H75ZM90 80V79H89ZM92 80V79H91ZM94 80H92V81H94ZM107 80V79H106ZM106 80H104V82H106ZM114 80V79H113ZM112 80V82H114ZM122 80H124V77H122ZM122 80H120V81H122ZM131 81H132V79H130ZM129 79H128V81L129 82H126L125 81V83H130L131 81H130ZM154 80V82L156 83V81ZM159 80H157V81H159ZM173 80V79H172ZM215 80V79H214ZM232 80V81H233ZM257 80V79H256ZM49 81V80H48ZM51 81H52V78H51ZM78 81V82H79ZM83 81H80V82H83ZM100 81V79L98 78V81H94L93 83L94 84H89V85H93L94 87L93 88H95V91H98V93L100 92L101 93V91H100V87H101V85H103V84H101L102 82H99ZM102 81V80H101ZM119 80H118V83L120 82ZM134 81V80H133ZM139 81H141L140 79H139ZM138 81V82H139ZM165 80H163V82H164ZM179 81V80H178ZM177 80H176V82H178ZM235 81V80H234ZM234 81H233V83H234ZM251 80H249V83H251L250 82ZM10 82H9V84H10ZM69 82V81H68ZM71 82H72V87H73V81H71L70 80V83L68 84V86L69 87H71ZM91 82V81H90ZM90 82H88V83H90ZM103 82V83H104ZM109 82V81H108ZM111 82V81H110ZM135 82V81H134ZM137 82V81H136ZM152 82V81H151ZM160 82V81H159ZM170 81L168 80V83H169ZM172 82H175V81H172ZM171 82V83H172ZM212 83H213V80L211 81ZM215 82H216V80H215ZM214 82V83H215ZM220 83L221 81H217L216 82V84L217 83ZM223 82V81H222ZM236 82V81H235ZM239 82V80L237 81V83ZM53 83V82H52ZM60 83H63L62 81H60ZM59 83V85H61ZM65 83H63V84H65ZM117 83V82H116ZM121 83V85H122V82H120ZM124 83V84H125ZM132 83V82H131ZM143 83V82H142ZM142 83L140 84L139 83V86L141 87L142 86ZM147 83V82H146ZM153 83V82H152ZM162 83V82H161ZM161 83H159V84H161ZM166 83H167V79H166ZM165 83V84H166ZM206 83V84H205ZM217 84L218 86V88L219 89H216V90H221V91H223V92H225L226 93V97H227V99H230V95H229V93L231 94V92H232V90H228L229 88H230V86H229V88H228V86H226V85H228V84H233V83H231V82H229L228 84H225V85H221V84ZM224 83V82H223ZM58 84V83H57ZM62 84V86L63 87H65V85H66V88L65 89H67V88H69L68 86H67V84H65V85H63ZM74 84H76V83H74ZM81 83H79V84H77V86L78 85H80ZM108 84V83H107ZM157 84H158V82H157ZM157 84H155V85H153V86H156ZM173 84V83H172ZM174 84H176V83H174ZM240 84L238 83L237 85H239L240 86ZM254 84V82H252V85ZM53 85H54V83H53ZM58 85V86H59ZM87 85V84H86ZM112 85V84H111ZM110 85V86H111ZM126 85V84H125ZM132 85H135V83L133 84L132 83ZM131 84L129 85V84H127V87L128 86H132ZM146 85V84H145ZM147 85H151L150 84V82H149V84H147ZM147 85H146V90H147V88H153L152 86H148L147 87ZM180 86H181V84H179ZM204 85H205V88H204ZM210 85V84H209ZM235 85V84H234ZM243 85H245V84H243ZM242 85V87H244ZM248 85V87H249V84H247ZM251 85V86H252ZM48 86V85H47ZM55 86H57V85H55ZM61 86V87H62ZM77 86H75V87H77ZM104 86V85H103ZM110 86H108V87H110ZM114 86V85H113ZM113 86H111L112 88H109V91L108 92H112V91H115V92H113L115 95H118V94H116V90H115V87H113ZM119 86V85H118ZM123 86V85H122ZM121 86V87H122ZM162 87H163V85H161ZM160 86V87H161ZM167 86V85H166ZM166 86H164V87H166ZM173 86V85H172ZM171 86V87H172ZM175 86V85H174ZM246 86V85H245ZM257 86H255L256 88H257ZM79 87V86H78ZM77 87V89H79ZM84 87V84H82V87L81 88H83ZM104 87H106V86H104ZM103 87V88H104ZM107 87V88H108ZM120 87V86H119ZM125 87V86H124ZM175 87H177V86H175ZM181 87H183V86H181ZM181 87H179V88H181ZM208 87V86H207ZM210 87V86H209ZM217 87H215V88H217ZM235 87H238V86H235ZM235 87L233 88L234 89V91H235ZM48 88V89H47ZM80 88V89H81ZM88 88H90V87H88ZM102 88V87H101ZM103 88L101 89V90H103ZM114 88V90H112ZM118 88V87H117ZM126 88V87H125ZM124 88V89H125ZM136 88H139V87H136ZM169 88H170V86H169ZM178 88V87H177ZM184 88H183V90H184ZM232 88V87H231ZM252 88H254L253 86H252ZM256 88H254V89H256ZM53 89V88H52ZM70 90H71V88H69ZM74 89V88H73ZM77 89H76V92L73 94L70 90H66V93H67V91H70V93H72L73 95H75V94H77L79 91H77ZM79 89V90H80ZM84 89V88H83ZM83 89H82V91H83ZM104 89H106V88H104ZM110 89L112 90V91H110ZM120 89V88H119ZM123 89V88H122ZM123 89V90H124ZM128 89V88H127ZM130 89H131V87H130ZM130 89H128V90H130ZM133 89V88H132ZM131 89V90H132ZM135 89V88H134ZM133 89V90H134ZM140 89V88H139ZM142 89V88H141ZM145 89H143V90H145ZM149 89L146 91L147 92V94H145V93H142L143 94V96H140V97H142V98H139V100H141V99H143V97H144V99H143V104L144 105H148V103L151 101V97L149 96L150 95V93H151V91H153V90H151L150 91V93L148 92L149 91ZM154 89V88H153ZM158 89V88H157ZM173 89H175V88H173ZM214 88H212V90L211 91H214L213 90ZM237 89H239V91L238 92H240L241 90H240V87H238ZM237 89H236V91H237ZM245 89V88H244ZM246 89H247V87H246ZM254 89H250L249 88V90L251 91V92H253V91H255ZM49 90H51V89H49ZM54 90V89H53ZM52 90V91H53ZM56 90H58L57 89V87H56ZM55 90V91H56ZM61 90L63 91V89L61 88ZM85 90V89H84ZM118 90V89H117ZM169 90V89H168ZM172 90V89H171ZM176 90V89H175ZM180 90V89H179ZM216 90H215V93H216ZM243 90V89H242ZM54 91V92H55ZM86 91H89V89L87 90V86H86ZM107 91V90H106ZM122 91V90H121ZM125 91H126V89H125ZM125 91H123L122 92V94L125 92ZM136 91H137V89H136ZM141 91V90H140ZM163 91H165V88H163ZM220 91V93H223V92H221ZM228 91H230L229 93H228ZM233 91V92H234ZM244 92L243 93H245V90H243ZM246 91H248V90H246ZM258 91V92H259ZM56 92H58V91H56ZM107 92V94H108V96H111V95H113L114 96V94L112 93L111 95H109L110 93H108ZM130 93V91H127V93H125V94H129ZM156 92V91H155ZM154 91H153V93H155ZM157 92H159V93H161L160 92V88H159V91H157ZM156 92V93H157ZM167 92V91H166ZM171 91L169 90L167 93V96L168 97H170L171 95L170 94H172V92L170 93ZM177 92V91H176ZM175 92V94H177ZM217 92H219V91H217ZM251 92H250V94H251ZM256 93V94H259V93ZM53 95L55 94L56 96H59V95H61V94H59V93H53V92H51ZM69 93V92H68ZM82 93H84L85 94V92H82ZM118 93V92H117ZM138 93V92H137ZM136 93V94H137ZM140 93V92H139ZM164 93V92H163ZM170 93V94H169ZM181 93V92H180ZM179 92H178V94L179 95H181L182 94V96H183V91H182V93L180 94ZM187 93V92H186ZM189 93H188V95H189ZM212 93V92H211ZM214 93V92H213ZM247 93V92H246ZM57 94H59V95H57ZM63 94H64V92H63ZM89 94H92V93H89ZM106 94V95H107ZM124 94V95H125ZM134 94V93H133ZM133 94H132V97H133ZM136 94L134 95V96H136ZM162 94V93H161ZM165 94V93H164ZM178 94L177 95H175L177 98H178ZM218 93H216V95H217ZM240 94V93H239ZM253 94H254V92H253ZM54 95V96H55ZM67 95V98L65 97V95H64V97H65V99H69L68 98V96H70L71 94H66ZM105 95V94H104ZM119 95H120V91H119ZM158 95V94H157ZM157 95H154V96H156L157 97ZM160 95V94H159ZM163 95V94H162ZM173 95H174V93H173ZM187 95V94H186ZM185 95V96H186ZM212 95V94H211ZM219 95V94H218ZM220 95H224V94H220ZM229 95V96H228ZM233 95H236V93H234ZM242 96V100H246V99H243L244 97V95H245V97H246V95L247 94H241ZM62 96V95H61ZM77 95H75V97H76ZM80 95L78 94V96L77 97H79ZM85 96H88V94H87V92H86V95H84V100H85ZM90 96V95H89ZM88 96V97H89ZM108 96H106V97H108ZM126 96V95H125ZM129 95H127V97H128ZM166 96V95H165ZM164 95H163V97L162 98H164L165 97ZM213 96V95H212ZM225 96V95H224ZM222 97V98H226V97ZM248 96V95H247ZM249 96H251V95H249ZM254 97H255V95H253ZM256 96H260V95H256ZM71 97H73L72 95L70 96V99H72ZM81 97H82V95H81ZM91 97V96H90ZM93 97H94V95H93ZM92 97V98H93ZM100 97V96H99ZM116 98H117V96H115ZM120 97H121V95H120ZM120 97H119V99H120ZM130 97H131V93H130ZM130 97H128V101H129V99H130ZM138 97H139V94H138ZM156 97H154L155 98V100L157 99ZM158 97H160V96H158ZM187 97V96H186ZM190 97V96H189ZM213 97H215V96H213ZM236 97V96H235ZM240 97V96H239ZM240 97V98H241ZM57 98H59V97H57ZM57 98H56V100H57ZM101 98V97H100ZM113 98V97H112ZM123 99H124V96L122 97ZM133 98H135V97H133ZM137 98V97H136ZM161 98V99H162ZM172 98V97H171ZM184 98V97H183ZM210 98H211V100H210ZM217 98H218V96H217ZM234 97L232 96V99H233ZM250 98H252V96L250 97ZM256 98V97H255ZM61 99H63V96H62V98L60 97V100ZM75 99H79V98H75ZM74 99V100H75ZM81 99V98H80ZM82 99H83V97H82ZM88 98H86V100H87ZM94 100H95V97L93 98ZM106 99V98H105ZM118 99V98H117ZM117 99L115 100V98H114V100H115V102L117 101ZM123 99H121V100H123ZM153 99V98H152ZM159 99V98H158ZM168 99H170V98H168ZM182 99V98H181ZM185 99V98H184ZM183 99V100H184ZM187 99V98H186ZM184 100V102L185 101H187V100ZM219 100H220V97L218 98ZM261 99V98H260ZM53 100V101H52ZM74 100H71V101H74ZM90 100V99H89ZM94 100L92 101V103L94 102ZM100 100H104L103 98L102 99H100ZM112 100V99H111ZM110 100V101H111ZM120 100V101H121ZM127 100V99H126ZM126 100H124L125 102V104H126V102H128V101H126ZM138 100V99H137ZM138 100V101H139ZM160 100V99H159ZM164 100V99H163ZM165 100H167V97H166V99ZM193 100V99H192ZM191 100V101H192ZM226 100V99H225ZM236 100H238V99H236ZM242 100H240L241 102H244V101H242ZM247 100H249L250 101V99H247ZM246 100V101H247ZM252 100V99H251ZM254 100H256V99H254ZM264 100V99H263ZM263 100H261L262 102H263ZM63 102H64V100H62ZM99 101V100H98ZM131 101H133V99L131 100ZM168 101V100H167ZM175 101V100H174ZM189 101H190V99H189ZM222 101V100H221ZM220 101V102H221ZM230 101V100H229ZM229 101H224L225 103H228ZM253 101V100H252ZM260 101V100H259ZM259 101H258V103H259ZM56 102V101H55ZM55 102H54V104H55ZM58 102H59V100H58ZM58 102H56V104L55 105H57V103ZM66 102V101H65ZM75 102H77V101H75ZM79 102H80V100H79ZM101 102V101H100ZM99 102V103H100ZM142 102L140 101V103H141V107L139 108L138 106V109L140 110H138L139 112H137L136 111V113H139L138 114V116L137 117H135L134 115H133V113H132V115L135 117V118H137V120L135 121L136 123H135V125H136V127H135V129H137L138 130V136H139V138L138 139H141L142 140V138L144 137V134H146V135H149V133H146V132H148V131H150L151 132V134H152V136H153V131H154V126H152V125H155V123L153 122V120L151 121V122H153L154 124H152V123H150V119H152V118H150V116H149V114H151L150 112H149V114H148V112L146 111V109H148V108H146L144 105V108H146V109H143L142 108ZM153 102V101H152ZM151 102V103H152ZM161 102H163V101H161ZM180 102V101H179ZM183 102V101H182ZM181 102V103H182ZM188 102V101H187ZM193 102V101H192ZM219 102V101H218ZM236 102V101H235ZM255 102V101H254ZM67 103H70V100H69V102H67ZM80 103H82V102H80ZM87 103V101L85 102V104ZM104 103V101L102 102V104ZM111 103V102H110ZM123 103V102H122ZM131 102H129V104H130ZM139 103V102H138ZM169 103H171V102H169ZM169 103H166V104H168V105H170ZM173 103V102H172ZM191 103V102H190ZM214 103V102H213ZM217 103V102H216ZM223 103V102H222ZM222 103H219V104H221L222 105ZM224 103V105H226V108L228 107V108H231L232 107V105L230 106V104H229V106L227 105V104H225ZM230 103V102H229ZM231 103H233L232 101H231ZM238 103H240V102H238ZM250 104H251V102H249ZM253 103V102H252ZM256 103H257V100H256ZM261 103V102H260ZM259 103V104H260ZM264 103V102H263ZM59 104V103H58ZM71 104H73V103H71ZM70 104V105H71ZM76 104V103H75ZM82 104H84V103H82ZM89 104V103H88ZM87 104V105H88ZM105 104V103H104ZM115 104V103H114ZM132 104H133V102H132ZM157 104V103H156ZM162 104H164V103H162ZM165 104V105H166ZM175 104H177L176 102H175ZM183 104H185V103H183ZM187 104V103H186ZM186 104H185V107H186ZM234 104V103H233ZM244 104H246V102H244ZM262 104V103H261ZM65 105V104H64ZM77 105V104H76ZM75 105V106H76ZM95 105V103L93 104V106ZM98 105H100V104H98ZM109 104H107V106H108ZM112 105V104H111ZM119 106H120V110H124V108L123 109H121V105L120 104H118ZM123 105V104H122ZM127 105V104H126ZM137 105H139V104H137ZM161 105V104H160ZM172 105V107H173V109H174V104H171ZM263 105V104H262ZM6 106V107H5ZM73 106V105H72ZM115 106V105H114ZM117 106V105H116ZM115 106V107H116ZM134 106H135V102H134ZM158 106H159V104H158ZM163 106V105H162ZM161 106V107H162ZM176 106V105H175ZM223 106V105H222ZM234 106V105H233ZM245 107H246V105H244ZM247 106H248V104H247ZM254 106V105H253ZM255 106H258V105H255ZM254 106V107H255ZM264 106V105H263ZM56 107V106H55ZM62 107H63V105H62ZM61 107V108H62ZM65 107V106H64ZM76 107H78V106H76ZM88 106H85V109L87 108ZM110 106H108V107H106V108H109ZM126 107H128V106H125V110H126ZM129 107H130V105H129ZM131 107H133V105L131 106ZM136 107V108H137ZM154 107V104H153V106H152V108ZM160 107V108H161ZM170 107V106H169ZM172 107H170V108H172ZM243 107V106H242ZM253 107V108H254ZM258 107H260V106H258ZM258 107H255L256 109H259ZM262 107V106H261ZM68 107H66V109H67ZM69 108H70V106H69ZM78 108H80V104H79V107ZM89 108H90V105H89ZM111 108H112V106H111ZM114 108V107H113ZM157 108V107H156ZM163 108H166L165 106L164 107H162V110H163ZM181 108V107H180ZM187 108V107H186ZM193 108V109H194ZM223 108H225V107H223ZM228 108H227V110H228ZM244 108V107H243ZM252 108V107H251ZM250 108V106H249V109L250 110H252ZM264 108V107H263ZM261 109V114H263L262 113V110H264V109ZM74 110L75 108L73 107V108H71V110ZM88 109V108H87ZM87 109H86V111H87ZM95 109H98V108H95ZM117 108H115V110H116ZM119 109V108H118ZM135 109V107H133V109L132 110H134ZM151 109V108H150ZM157 109H159V108H157ZM156 109V110H157ZM167 109H169L168 107H167ZM189 109H188V111H189ZM222 109V108H221ZM241 109V108H240ZM259 109V110H260ZM62 110H64L63 108H62ZM61 109H60V111H62ZM71 110H70V112H71ZM98 110V111H99ZM109 111L111 110V109H108ZM124 110V111H125ZM129 110V109H128ZM136 110V109H135ZM134 110V111H135ZM154 110V109H153ZM170 110H172V109H170ZM169 110V111H170ZM182 110V109H181ZM184 110V109H183ZM219 110V109H218ZM226 110V111H227ZM241 110H243V109H241ZM250 110H248L247 111V109L245 110V116H246V113L247 112H249ZM255 110V109H254ZM258 110V111H259ZM66 111V110H65ZM68 111H69V109H68ZM76 111H78L77 109H76ZM76 111L74 110V111H72V113L73 112H75L76 113ZM80 112H82L81 111V108H80V110H79ZM78 111V112H79ZM86 111H84V112H86ZM91 111H92V113H91ZM117 111H119V110H117ZM124 111H123V113L122 114H124ZM133 111V112H134ZM164 111V110H163ZM188 111H184V112H187L188 113ZM230 111V110H229ZM247 111V112H246ZM116 112V111H115ZM130 112V111H129ZM157 112V111H156ZM155 112V113H156ZM162 112V111H161ZM160 112V113H161ZM165 113L164 114H166V112H168V111H164ZM171 112H173V111H171ZM181 112V111H180ZM183 112V111H182ZM244 112V111H243ZM256 112V111H255ZM260 112H258V113H260ZM64 113V112H63ZM62 113V114H63ZM68 113V112H67ZM72 113H68V114H72ZM127 113V112H126ZM125 113V114H126ZM169 113V112H168ZM177 114V112H175L174 111V114ZM224 113V114H225ZM236 113V114H237ZM241 113V112H240ZM249 113H251V112H249ZM248 113V114H249ZM61 114V115H62ZM66 114V113H65ZM68 114H66V115H68ZM77 114H79L80 115V113H76V118L78 119L79 117H77L78 115ZM82 114V113H81ZM84 115H85V113H83ZM111 114V113H110ZM114 114V113H113ZM116 114H118V113H116ZM134 114H135V112H134ZM173 113H172V115H174ZM175 114V115H176ZM179 114V113H178ZM183 114V113H182ZM185 114V113H184ZM192 114V115H193ZM195 114V115H196ZM223 114V115H224ZM241 114H243V113H241ZM260 114V115H261ZM66 115H64V116H66ZM74 116H75V114H73ZM73 115H68V118L69 117H71V116H73ZM112 115V114H111ZM120 116H123L122 118H124V116L125 117H127L128 118V115L126 116V115H121V113L119 114ZM131 115V114H130ZM137 115V114H136ZM156 115V114H155ZM167 115V114H166ZM171 115V114H170ZM244 115V114H243ZM251 115V114H250ZM252 115H253V113H252ZM254 115H256V114H254ZM258 115V114H257ZM260 115H259V117H260ZM73 116V117H74ZM99 116V115H98ZM114 116V115H113ZM188 116H190V115H185L184 117H187V121H185L186 119L185 118H183V120H184V122L185 123H183V124H187V122H188ZM239 116H240V114H239ZM263 116V115H262ZM62 117V116H61ZM81 117H84V116H81ZM80 117V118H81ZM106 117V118H105ZM115 118H117L116 116H114ZM114 117L111 119V118H109V125H111L110 124V119H111V122H113L114 121ZM132 117V116H131ZM157 117V116H156ZM161 117V115L159 116V118ZM162 117H164V115L162 116ZM171 117V116H170ZM174 117H177V116H174ZM236 117H237V115H236ZM248 117V116H247ZM252 117V116H251ZM7 118V119H6ZM119 119H120V117H118ZM166 118V116L164 117V119ZM172 118H173V116H172ZM182 118V117H181ZM239 118V117H238ZM254 118V117H253ZM252 118V119H253ZM264 118V117H263ZM60 119V120H59ZM65 119H67V118H65ZM70 119V118H69ZM71 119H72V117H71ZM82 119V118H81ZM84 119V118H83ZM118 119V120H119ZM124 119H126V118H124ZM123 119V120H124ZM128 119H130V117L128 118ZM127 119V120H128ZM132 120L134 119V118H131ZM130 119V120H131ZM158 119V118H157ZM163 118H162V121L164 120ZM190 119H191V117H190ZM245 119V118H244ZM249 119V117L247 118V120ZM252 119H250V121L252 120ZM255 119H256V117H255ZM72 120H74V122L73 121H71L72 122V124H75V120L76 119H72ZM79 120V119H78ZM77 120V121H78ZM113 120V121H112ZM118 120H116V122L118 121ZM123 120H121V121H123ZM131 120V121H132ZM167 120H170V119H168L167 118ZM167 120H165V122L167 121ZM229 120V121H228ZM237 120V119H236ZM240 120H242V118L240 119ZM246 120V119H245ZM254 120V119H253ZM8 121V122H7ZM64 121V120H63ZM67 121V120H66ZM81 121V120H80ZM85 120H83V124L85 123L84 122ZM120 121V120H119ZM129 121V120H128ZM161 121V120H160ZM171 121H172V119H171ZM177 121V120H176ZM191 121V123L189 122V124L188 125H190L191 126V124H193L192 123V120H190ZM230 121H232L231 123H230V128H231V130H232V132L234 131V133H233V135L234 134H236V136L234 137H232L231 136V132L228 130V127L226 128V126H225V123L226 122H228V123H226V125L227 124H229V122ZM238 121V120H237ZM249 121V120H248ZM247 121V122H248ZM79 122V121H78ZM115 121H114V123H115V125H117V123H116ZM124 122H125V120H124ZM123 122V126H125V125H127L128 123H124ZM127 122V121H126ZM134 122V121H133ZM132 122V123H133ZM174 122V121H173ZM244 120H243V125H244ZM67 123H68V121H67ZM120 123V122H119ZM122 123V122H121ZM120 123V124H121ZM162 123V122H161ZM169 124V121H167L166 122V124ZM180 123V122H179ZM178 123V124H179ZM181 123V124H182ZM237 123H239V122H237ZM78 124V123H77ZM119 124V125H120ZM125 124V125H124ZM131 124V122H129V125ZM160 123H158V125H159ZM168 124H167V126H168ZM171 124L173 125L174 123H172L171 122ZM177 124V123H176ZM175 124V125H176ZM182 124V125H183ZM248 124V123H247ZM249 124L251 125H253V123L252 122H249ZM249 124H248V127H249ZM263 124H264V122H263ZM76 125V124H75ZM80 125H82V123L80 124ZM134 124H133V126H135ZM164 125V124H163ZM170 125V124H169ZM181 125V126H182ZM194 125H192V126H194ZM240 125V124H239ZM254 125H256V122H255V124ZM260 125V124H259ZM68 126V125H67ZM71 126V125H70ZM77 126V125H76ZM111 126H113V124L111 125ZM121 126L122 125H120V128H121ZM131 126V125H130ZM130 126H128V127H130ZM160 126H162L161 124H160ZM166 126V125H165ZM164 126V127H165ZM180 126V125H179ZM184 126V125H183ZM79 127H81V126H79L78 125V128ZM110 127V126H109ZM118 128H119V126H117ZM127 127V126H126ZM169 127V129H167V130H170V126H168ZM167 127V128H168ZM174 128L175 126H171V128ZM185 127V129H187L186 127L187 126H184ZM183 127V128H184ZM243 127H245V126H243ZM254 127V126H253ZM68 128V127H67ZM73 128V127H72ZM71 128V129H72ZM77 128V127H76ZM77 128V129H78ZM82 128V129H83ZM107 129H109L108 128V124H107V127H106ZM111 128V127H110ZM117 128V129H118ZM119 128V129H120ZM159 128V127H158ZM163 128V127H162ZM172 128V129H173ZM176 128H177V125H176ZM183 128H179V129H183ZM192 128V129H193ZM229 128V129H230ZM252 128V127H251ZM255 128H257V127H255ZM260 128V127H259ZM261 128H262V123H261ZM105 129V127L103 128V130ZM111 129H113V127L111 128ZM130 129H132L131 127L129 128V130ZM135 129L133 128L132 130L135 132ZM164 129V128H163ZM190 129V128H189ZM191 129V130H192ZM249 129V128H248ZM253 129V128H252ZM251 129V130H252ZM263 129H264V127H263ZM263 129H262V132H263ZM67 130V129H66ZM79 130H81V128L80 129H78V132H79V134H82V132L81 131H79ZM84 130V129H83ZM82 130V131H83ZM87 130V129H86ZM88 130H87V132H88ZM103 130H101V131H103ZM115 130V129H114ZM113 130V131H114ZM120 130H122V128L120 129ZM159 130H160V128H159ZM162 130V129H161ZM160 130V131H161ZM166 129H165V131H167ZM244 131L246 130V129H243ZM75 132H77L76 131V129L74 130ZM85 131V130H84ZM112 130H110V132H111ZM112 131V134H116V132H113ZM124 131V130H123ZM128 131V130H127ZM126 131V132H127ZM131 131V130H130ZM129 131V132H130ZM177 130L175 129V131L174 132H176ZM183 132L184 131H187V130H182ZM189 131V130H188ZM193 131V130H192ZM191 131V132H192ZM253 131H254V129L252 130V133H253ZM256 131V130H255ZM257 131H258V128H257ZM256 131V132H257ZM78 132H77V135H78ZM107 132V131H106ZM118 132V131H117ZM119 132H121L122 134H123V132L122 131H119ZM126 132L124 131V133L126 134ZM159 132V131H158ZM170 132H171V130H170ZM178 132V131H177ZM177 132L176 133H174V134H177ZM180 133L177 135V137L179 136V137H183L185 140H187V138H185L184 136H186V134H187V132H186V134L184 135V133H182L181 131H179ZM190 132V133H191ZM195 132H196V130H195ZM248 132H251V131H248ZM248 132H245V134L246 133H248ZM262 132H261V135H262ZM67 133H69L68 135H67ZM102 133V132H101ZM103 133H105V132H103ZM102 133V134H103ZM108 134H109V132H107ZM161 133V132H160ZM166 133V132H165ZM165 133H163V135L164 136H167V135H165ZM172 133H173V131H172ZM196 133V134H197ZM252 133H249V134H251L252 136V138H254L255 139V137H253V135H255L254 133L252 134ZM74 134H76V133H74ZM84 134V133H83ZM83 134L81 135V136H83ZM128 134V133H127ZM192 134H195L194 133V131H193V133ZM192 134H189V135H192ZM244 134V133H243ZM248 134V135H249ZM86 135V134H85ZM84 135V136H85ZM109 135H111V134H109ZM117 135V134H116ZM116 135H114V140L112 139V140H110L112 143H114V141L116 142V144H117V141L115 140V139H117V138H115V136ZM119 135H121V134H119ZM118 135V136H119ZM134 135H136V133L134 134ZM160 135V134H159ZM158 135V136H159ZM162 135V138H161V136H160V138L161 139H163V141L165 140V137ZM173 135V134H172ZM238 135H242V134H238ZM247 135V134H246ZM260 135V134H259ZM258 135V137L257 138H259L260 136ZM70 136H72V135H70ZM73 136H75V135H73ZM72 136V137H73ZM79 136V135H78ZM88 136H89V134H88ZM88 136L86 135V137H87V140H88ZM122 136V135H121ZM125 136V135H124ZM129 136V135H128ZM130 136H133L132 135V131H131V134H130ZM150 136V135H149ZM148 136V137H149ZM152 136L150 137V138H152ZM262 136H264V132H263V135ZM262 136L260 137L261 138V140H262ZM85 137V138H86ZM103 137V136H102ZM104 137H105V135H104ZM107 137V136H106ZM105 137V139H107ZM109 137V136H108ZM111 137V136H110ZM146 137V136H145ZM154 137V136H153ZM173 137V136H172ZM176 137V138H177ZM187 137V136H186ZM190 137V136H189ZM249 137V136H248ZM76 138H78V137H76ZM74 139V140H78V139ZM82 138V137H81ZM124 138V137H123ZM126 138V137H125ZM128 138V137H127ZM130 138H132V137H130ZM155 138V137H154ZM192 138V137H191ZM190 138V139H191ZM238 138V137H237ZM242 138V137H241ZM251 138V139H252ZM71 139V138H70ZM72 139V140H73ZM80 139V138H79ZM84 139V138H83ZM136 139H137V136H136ZM146 139V138H145ZM167 139V138H166ZM175 139V138H174ZM189 138H188V140H190ZM193 139V138H192ZM192 139H191V141H192ZM242 139H244V135H243V138ZM254 139H253V141H252V143L254 142V144L256 145L258 142V140L255 142L254 141ZM82 140V139H81ZM81 140H79V141H81ZM122 140V139H121ZM123 140H126V139H123ZM131 140V139H130ZM133 140V139H132ZM131 140V141H132ZM146 140H148V139H146ZM178 140V139H177ZM187 140V141H188ZM245 140V139H244ZM86 141V140H85ZM104 141V140H103ZM102 141V142H103ZM108 142H109V140H107ZM137 141V140H136ZM151 141V140H150ZM149 141V142H150ZM155 143H156V138H155ZM163 141H161V143L163 142ZM170 141H173V140H170ZM187 141H186V143H187ZM196 141V142H195ZM237 141H238V139H237ZM246 141V140H245ZM72 142H74V141H72ZM84 142V141H83ZM110 142V143H111ZM122 142V141H121ZM120 142V143H121ZM130 142V141H129ZM133 142V144L135 143L134 141H132ZM141 142V141H140ZM139 142V143H140ZM142 142H146V141H142ZM141 142V144H143ZM168 142V141H167ZM182 142V141H181ZM189 142V141H188ZM240 142H242V140H240ZM249 142V141H248ZM262 142V141H261ZM69 143V144H68ZM75 143V142H74ZM124 143V142H123ZM123 143H121L122 144V147H124L123 146ZM126 143V142H125ZM152 143H153V141H152ZM166 143V142H165ZM170 143V142H169ZM168 143V144H169ZM178 143H179V141H178ZM259 143H260V139H259ZM258 143V144H259ZM72 144V143H71ZM70 144V145H71ZM77 144V143H76ZM75 144V145H76ZM79 144H81V143H79ZM83 144V143H82ZM133 144H131V145H133ZM174 144V143H173ZM177 144V143H176ZM175 144V145H176ZM188 145H189V143H187ZM236 144V143H235ZM245 145L244 146H246V149H247V147H248V145H246V144H248L247 142L246 143H244ZM250 144V143H249ZM257 144V145H258ZM260 144H262V143H260ZM259 144V145H260ZM264 144V143H263ZM74 145V147H76ZM89 145V144H88ZM113 145H115V144H113ZM118 145H119V142H118ZM128 145V144H127ZM139 145V144H138ZM149 145V144H148ZM153 145H154V143H153ZM162 145H163V143H162ZM165 146H166V144H164ZM170 145V144H169ZM172 145V144H171ZM196 145V144H195ZM194 145V146H195ZM197 145H196V147H197ZM256 145V146H257ZM72 146V145H71ZM84 146V145H83ZM82 146V147H83ZM104 146H105V144H104ZM121 146V145H120ZM242 146V145H241ZM254 145H252V147H253ZM74 147H72V148H74ZM79 147V146H78ZM81 147V148H82ZM115 147L118 149V147H117V145H115ZM168 147H171V146H168ZM176 147V146H175ZM191 147V146H190ZM250 147H251V145H250ZM258 147V146H257ZM260 147V146H259ZM262 147V146H261ZM80 148V147H79ZM84 148H87V149H89L88 147H84ZM104 148V147H103ZM125 148V147H124ZM128 148H129V146H128ZM133 148V147H132ZM139 148V147H138ZM155 148V147H154ZM156 148H157V146H156ZM178 148V147H177ZM194 148V147H193ZM241 148H243V147H241ZM245 148V147H244ZM243 148V150H246V149H244ZM254 148V147H253ZM253 148H251V150H249V151H253ZM77 150H78V148H76ZM116 149V150H117ZM126 149V148H125ZM131 149V148H130ZM143 149V148H142ZM150 150H148L149 151V153H146L147 154V156H148V158L149 159H152V161L153 162H155L156 163V165H157V163L158 164H162L161 166L162 167H160V168H162V171L164 170L165 172L164 173H166L167 174V172H168V176H169V174L170 173H176L175 171L174 172H172L174 169H175V166L177 165H175L174 166V169L173 170H170V173H169V169H171L170 168V166H171V164H172V166H173V164H174V162L176 161V159H177V156L179 157V152H177V150H176V152L174 151L175 150V148H174V150L172 151H165V152H161L162 154H163V159H162V156L160 155V157H159V159L157 158V155H158V151L157 150H154V149H152L151 147L149 148ZM163 149V148H162ZM165 149V148H164ZM184 149V148H183ZM255 149V148H254ZM85 150V149H84ZM107 150L109 151V149L107 148ZM116 151L115 150V148L114 149H111V152L113 153V151ZM121 150H122V148H121ZM133 150H135V148L133 149ZM132 150V152H130V153H133L134 154V152L135 151H133ZM167 150V149H166ZM169 150V149H168ZM185 150V149H184ZM190 150V149H189ZM194 150H196V148H194ZM262 150H264V149H262ZM261 150V151H262ZM79 151V150H78ZM80 151H83V150H81L80 149ZM79 151V152H80ZM118 151L120 152V149H118ZM124 150H122L121 152L122 153H124L123 152ZM128 152H129V150H127ZM126 151V152H127ZM139 151H141L140 149H139ZM137 152L138 154L140 153V152ZM143 151V150H142ZM238 151H241V150H238ZM248 151V150H247ZM246 151V152H247ZM255 151H258V149H255L254 151H253V154H254V152ZM79 152H78V154H79ZM84 152V151H83ZM82 152V155L81 156H83L84 155V153H88V151L86 152H84L83 153ZM111 152H109V153H111ZM143 152H145V151H143ZM173 152V153H172ZM175 152V153H174ZM242 152V151H241ZM260 152V150L258 151V153ZM107 153V152H106ZM108 153V154H109ZM116 153H118V152H115V154ZM121 153V154H122ZM136 153V154H137ZM181 153V152H180ZM244 153H245V151H244ZM244 153H243V155H244ZM264 153V152H263ZM118 154H120V153H118ZM119 155L120 157L122 156V157H124L123 155ZM127 154V153H126ZM137 154V155H138ZM141 154H143V153H141ZM145 154V153H144ZM182 154V153H181ZM191 154V153H190ZM250 154V153H249ZM248 154V155H249ZM252 154V155H253ZM74 155H76V154H74ZM112 155V154H111ZM136 155V156H137ZM193 155V154H192ZM251 155V156H252ZM260 155V154H259ZM258 155V156H259ZM77 156V155H76ZM86 156H87V154H86ZM89 156V157H90ZM118 156V155H117ZM134 157H135V155H133ZM139 156V155H138ZM137 156V157H138ZM143 156L144 155H142V158H143ZM190 156V155H189ZM197 156V155H196ZM247 156V155H246ZM255 156V155H254ZM85 157V155L83 156V158ZM88 157V156H87ZM86 157V158H87ZM106 157V161L108 160L107 159V155L105 156ZM111 157V156H110ZM121 157V158H122ZM125 157H127V156H125ZM125 157L123 158L124 159V162H125ZM129 157H132V156H129ZM129 157H128V159H129ZM137 157L136 158H134V159H137ZM145 157V156H144ZM186 157V156H185ZM262 157L263 156H261V158H259V160L261 159V162L264 160V159H262ZM108 158H109V156H108ZM120 158V161L119 162H121V160H123V159H121ZM194 158V157H193ZM192 158V159H193ZM245 158H247V157H245ZM249 158H253L252 160H255L254 159V157H249ZM255 158H256V156H255ZM264 158V157H263ZM85 159V158H84ZM116 159V158H115ZM114 159V160H115ZM119 159V158H118ZM133 159V160H134ZM140 159V158H139ZM139 159H137V160H139ZM182 159H183V157H182ZM187 159V158H186ZM189 159V158H188ZM179 160H181V158L179 159ZM79 161V160H78ZM116 161V160H115ZM118 161H116V162H114L113 164L114 165H116L117 167H119L116 163L118 162ZM127 161V160H126ZM129 161V160H128ZM131 161V160H130ZM144 161H147L146 159L144 160ZM149 161V160H148ZM174 161V162H173ZM194 161H196V159L194 160ZM201 161H200V163H201ZM257 161V160H256ZM73 162H76L75 164L73 163ZM81 162V161H80ZM79 162V163H80ZM82 162H84V161H82ZM118 162V164H120ZM139 162V161H138ZM182 162V161H181ZM185 162V161H184ZM247 162H248V158H247ZM258 162V161H257ZM264 162V161H263ZM85 163H86V160H85ZM132 163V162H131ZM136 163H137V161H136ZM145 163V162H144ZM147 163V162H146ZM149 163V162H148ZM148 163L146 164V165H148ZM178 163V162H177ZM193 163V162H192ZM191 163V164H192ZM251 163V162H250ZM249 163V164H250ZM253 163H255V161H253L251 164H253ZM259 163H260V161H259ZM81 164V163H80ZM80 164H79V167H80ZM123 164V163H122ZM133 164V163H132ZM131 164V165H132ZM138 164V163H137ZM142 164H143V162H142ZM186 164V163H185ZM188 164H189V162H188ZM188 164H186V165H188ZM194 164H196V163H194ZM197 164H199V163H197ZM245 164H246V162H245ZM244 164V165H245ZM248 164V165H249ZM84 165V164H83ZM85 165V166H86ZM128 165V164H127ZM130 165V164H129ZM136 165V164H135ZM145 165V164H144ZM149 165H150V163H149ZM148 165V166H149ZM180 165V167H182V164H179ZM201 165V164H200ZM255 165H256V163H255ZM253 166V167H256L257 168V166ZM262 165H263V163H262ZM78 166V165H77ZM113 166V165H112ZM123 166V165H122ZM134 166V165H133ZM137 166H139V165H136V170H137ZM141 166V165H140ZM139 166V167H140ZM154 166V165H153ZM153 166H151L150 165V168L151 167H153ZM192 166V165H191ZM195 166H197L198 167V165H195ZM245 166H247V165H245ZM258 166H259V164H258ZM83 167V166H82ZM114 167V166H113ZM116 167V168H117ZM128 167V166H127ZM143 168H145L146 169V167H144V166H142ZM179 167V166H178ZM177 167V168H178ZM185 167H187V166H185ZM184 167V168H185ZM189 167V166H188ZM248 167V166H247ZM251 167V166H250ZM250 167L248 168V170L250 169ZM260 167H262L261 165H260ZM264 167V166H263ZM263 167L261 168L262 170H263ZM86 168V167H85ZM84 168V169H85ZM115 168V167H114ZM156 167H154L153 169H155ZM159 168V169H160ZM173 168V167H172ZM196 168V167H195ZM194 168V169H195ZM121 169V168H120ZM124 168H122L121 170H122V172L124 171L123 170ZM128 169H131V168H128ZM132 169H133V167H132ZM131 169V170H132ZM148 169V168H147ZM152 169V170H153ZM158 169V170H159ZM188 169V168H187ZM190 169H191V167H190ZM193 169V168H192ZM192 169H191V172H194V171H197L196 169L194 170V171H192ZM254 169V170H253ZM260 169V168H259ZM259 169H257V171H258V173H259ZM131 170H130V172H131ZM135 170V169H134ZM135 170V171H136ZM139 170H141V167L140 168H138V173H139ZM144 170V169H143ZM184 170V169H183ZM199 170V169H198ZM202 170V171H203ZM115 171H117V170H115ZM126 171V170H125ZM129 171V170H128ZM127 171V172H128ZM142 171V170H141ZM146 171H148V170H146ZM151 171V170H150ZM150 171H149V173H150ZM200 171V170H199ZM243 171H244V169H243ZM251 171H255L256 172V169L255 168H252V170ZM250 171V172H251ZM126 172V173H127ZM130 172H128V173H130ZM137 172V171H136ZM142 172H144V171H142ZM141 172V173H142ZM158 172V171H157ZM156 170H155V173H153V174H155V175H157L156 173ZM179 172H180V170H179ZM178 172V174L179 175H181V173H179ZM198 172V171H197ZM249 172V171H248ZM254 172V173H255ZM263 172V171H262ZM261 172V173H262ZM88 173H89V171H88ZM88 173H87V175H88ZM119 173H120V170H119V172L117 173H115L116 175L118 174L119 175ZM125 173V174H126ZM128 173L126 174V175H128ZM131 173H133V172H131ZM145 173V172H144ZM148 173V172H147ZM162 173V172H161ZM196 173V172H195ZM194 173V174H195ZM202 173V172H201ZM254 173H252L251 174V176L252 177H255V181L256 182H259V181H257L258 179L256 178L257 176H258V174H257V176H253L254 175ZM260 173V174H261ZM114 174V175H115ZM124 174V175H125ZM135 174V173H134ZM152 174V175H153ZM191 174V173H190ZM189 174V176L188 177H190L191 175ZM193 174V175H194ZM199 174H200V172H199ZM198 174V175H199ZM204 174V173H203ZM202 174V175H203ZM245 174H246V172H245ZM248 174H250V173H248ZM262 174H264V173H262ZM261 174V177L263 176ZM121 175V174H120ZM119 175V176H120ZM139 174H135V176H138ZM142 175H144V174H142ZM148 175V174H147ZM150 175V174H149ZM151 175V176H152ZM159 175V174H158ZM160 175H162V174H160ZM173 175V174H172ZM175 175V174H174ZM173 175V176H174ZM113 176V177H112ZM122 176H123V174H122ZM129 176H132V174H129ZM145 176H146V174H145ZM151 176H149V178H152ZM163 176V175H162ZM166 176V175H165ZM164 176V177H165ZM167 176V177H168ZM205 176H206V172H205ZM204 176V177H205ZM210 176H212V175H210ZM2 177V178H3ZM125 177V176H124ZM140 177V176H139ZM179 177V176H178ZM192 177V176H191ZM194 177V176H193ZM198 177H200V176H198ZM197 177V178H198ZM207 177H208V175H207ZM252 177H251V179H252ZM1 178V177H0ZM1 178V179H2ZM116 178H117V176H116ZM127 178V176L124 178V181L125 180H127L126 179ZM130 178V177H129ZM143 178V177H142ZM146 178H147V176L146 177H144V179L146 180ZM147 179L146 181L147 182H150L151 180L150 179ZM154 178V177H153ZM156 178H158V177H156ZM156 178H154V180L156 179ZM162 178V177H161ZM173 179V177L171 176L170 177V179ZM181 178V177H180ZM179 178V179H180ZM196 178V177H195ZM197 178H196V181H197ZM202 178V177H201ZM200 178V179H201ZM210 178V177H209ZM262 178H264V177H262ZM122 179V178H121ZM133 179V178H132ZM135 179H138V177H136ZM134 179V180H135ZM140 179V181L142 180L141 178H139ZM177 181H179L178 180V178H175ZM186 179V178H185ZM185 179H183L184 181H186ZM193 180H194V178H192ZM254 179V178H253ZM259 179H261V178H259ZM129 180V179H128ZM149 180V181H148ZM153 180V179H152ZM153 180V183L154 182H156L157 183V181L155 180L154 181ZM163 180H165V179H163ZM168 180V179H167ZM181 180V179H180ZM193 180H192V185H193ZM203 180V179H202ZM205 180H206V178H205ZM204 180V181H205ZM210 181H211V179H209ZM264 179H262L261 180V182L263 181ZM136 181V180H135ZM139 181V180H138ZM183 181V182H184ZM188 181V180H187ZM195 181V180H194ZM195 181V182H196ZM204 181H201L202 183L204 182ZM248 181V182H247ZM123 182V181H122ZM130 183H131V180L129 181ZM142 182H144V180L142 181ZM146 182V183H147ZM152 182V181H151ZM165 182V181H164ZM189 182V181H188ZM194 182V183H195ZM212 182H213V180H212ZM256 182L254 183H252V184H256ZM5 183H1L2 184V186H3V184H5ZM126 183V182H125ZM125 183H123L124 184V188H125ZM140 183L141 182H139V184L138 185H140ZM145 183V182H144ZM145 183V184H146ZM153 183H151L152 184V188H154L155 186H154V184ZM159 183H160V179H159ZM166 183V182H165ZM177 183V182H176ZM180 183V182H179ZM184 183H186V182H184ZM184 183H183V185H184ZM197 183V182H196ZM205 183V182H204ZM203 183V184H204ZM260 183V182H259ZM0 184V185H1ZM128 184V183H127ZM151 184H150V186H151ZM158 184V183H157ZM162 184H163V181H162V183L160 184V186L162 187ZM175 184V183H174ZM188 184V183H187ZM202 184V185H203ZM206 186L205 185H203V186H205V187H207V189L209 188V184L206 182ZM264 184V183H263ZM263 184H260V185H263ZM121 185V184H120ZM132 185H134V184H132ZM135 185H136V182H135ZM134 185V186H135ZM147 185H149L148 183H147ZM147 185H145L146 186V192H147V190L149 189H147ZM164 185H168V184H164ZM163 185V186H164ZM172 185V184H171ZM176 185V184H175ZM174 185V186H175ZM178 185V184H177ZM195 185V184H194ZM193 185V186H194ZM201 185V184H200ZM251 185V184H250ZM260 185H258V186H260ZM5 186V185H4ZM3 186V187H4ZM119 186V185H118ZM127 186V185H126ZM129 187H130V185H128ZM127 186V187H128ZM144 186V184H142V187ZM178 186H180V185H178ZM178 186H176L177 188H178ZM189 186V185H188ZM192 186V187H193ZM199 186V185H198ZM213 186V185H212ZM211 186V187H212ZM253 186V188H254V190H255V186L254 185H252ZM3 187H2V189H3ZM121 187H122V185H121ZM139 188H140V186H138ZM149 187V186H148ZM166 187H168V186H166ZM171 187H173V186H171ZM175 187V188H176ZM197 186L195 185V187L194 188H196ZM257 187V186H256ZM120 188V187H119ZM136 188V187H135ZM139 188H137V189H139ZM156 188H158V186L156 187ZM182 188V187H181ZM185 188H186V186H185ZM194 188H192V189H194ZM213 188V187H212ZM253 188L251 189V190H253ZM259 188V187H258ZM261 188H263L262 190H264V186L263 187H261ZM122 189V188H121ZM126 189V188H125ZM131 189H132V187H131ZM141 189V188H140ZM159 189H160V187H159ZM180 189V188H179ZM216 189V192L218 191ZM114 190H118V187H117V189H114ZM114 190H113V192H114ZM122 190H124V189H122ZM121 190V191H122ZM151 190V188L148 190V191H150ZM154 190V189H153ZM162 190V189H161ZM165 190L166 189H164V192H165ZM168 190V189H167ZM166 190V191H167ZM176 190H178V189H176ZM188 190V189H187ZM186 190V191H187ZM199 190H200V188H199ZM204 190V189H203ZM206 190V189H205ZM214 190V192H215V189H212L211 191H213ZM220 190V189H219ZM91 191V190H90ZM93 191V190H92ZM126 191V190H125ZM140 190H138V192H139ZM143 191V190H142ZM156 191V190H155ZM158 191V190H157ZM169 191V190H168ZM167 191V192H168ZM175 191V190H174ZM180 191V190H179ZM182 191H183V189H182ZM185 191V192H186ZM188 191H190V190H188ZM201 191V190H200ZM209 192V191H207V192H209V194H211L212 192ZM256 191L258 192V190H257V188H256ZM133 192V191H132ZM135 192V191H134ZM151 192H153V191H151ZM177 192V191H176ZM206 192V191H205ZM213 192V193H214ZM252 192V191H251ZM256 192V193H257ZM95 193V194H96ZM123 193H124V191H123ZM126 193V192H125ZM127 193H128V191H127ZM129 193H130V191H129ZM129 193L127 194V195H129ZM141 193V192H140ZM143 193H144V191H143ZM143 193H141V194H143ZM158 194H159V192H157ZM163 193V192H162ZM178 193V192H177ZM204 193V192H203ZM220 192H218L217 194H219ZM90 194H91V192H90ZM94 194V195H95ZM130 194H132V193H130ZM134 194V193H133ZM138 194V193H137ZM145 194V193H144ZM168 194H170L169 192H168ZM182 194H184V192L182 193ZM187 194H188V192H187ZM187 194H185V195H187ZM209 194H204V195H209ZM214 194H216V193H214ZM216 194V195H217ZM221 194V193H220ZM112 195H114L115 196V198H114V196H112ZM126 195V194H125ZM124 195V196H125ZM126 195V196H127ZM135 195V194H134ZM147 195V194H146ZM150 195H154V194H149V196ZM161 195V194H160ZM164 195V194H163ZM189 195V194H188ZM200 195V194H199ZM119 196H120V193H119ZM166 196V195H165ZM164 196V197H165ZM170 196V195H169ZM191 196V195H190ZM210 196V195H209ZM208 196V197H209ZM94 197V196H93ZM121 197V199H123L124 197L123 196H120ZM131 196L129 195V198H130ZM143 198H145L144 196H142ZM167 197H168V195H167ZM172 197V196H171ZM171 197H170V199H171ZM185 197V196H184ZM196 197V196H195ZM202 197V196H201ZM210 197H212V196H210ZM214 197V196H213ZM212 197V198H213ZM217 197V196H216ZM216 197H215V199L214 200H216ZM219 197H220V195H219ZM219 197H218V200H219ZM132 198H134V196L133 197H131V199ZM140 198V197H139ZM138 198V199H139ZM151 198H153V196H151ZM151 198L149 199V200H151ZM186 198H187V196H186ZM185 198V199H186ZM190 198V197H189ZM212 198H210L211 200H213ZM221 199H222V197H220ZM263 198V197H262ZM2 199H3V195H2ZM94 199V198H93ZM96 199V198H95ZM115 199V200H114ZM121 199H120V201H121ZM130 199V200H131ZM136 199V198H135ZM155 199L156 200H158L156 197H155ZM154 199V200H155ZM168 199V198H167ZM166 199V200H167ZM182 199H184V198H182ZM188 199V198H187ZM209 199V198H208ZM210 199L208 200V201H210ZM220 199V200H221ZM3 200V201H4ZM87 200V201H86ZM124 200H125V198H124ZM128 200V199H127ZM127 200H126V202H125V205H126V203H128L127 202ZM130 200H128L129 202H130ZM137 200V199H136ZM139 200H141V199H139ZM143 200H148V198L147 199H143ZM169 200V199H168ZM172 200L174 201V199H171V202L169 203V204H171V206L173 207V204L174 203H172ZM178 200V199H177ZM201 199H199V201H200ZM202 200H204V199H202ZM213 200V201H214ZM96 201V200H95ZM123 201V200H122ZM121 201V202H122ZM135 201V200H134ZM134 201H131V202H134ZM151 201H153V200H151ZM175 201H176V199H175ZM174 201V202H175ZM184 201V200H183ZM188 201V200H187ZM191 201H192V199H191ZM191 201H190V203H191ZM196 201V200H195ZM222 201V200H221ZM10 202V201H9ZM12 202V201H11ZM88 204V205H85L86 203ZM119 202V201H118ZM117 202V203H118ZM141 202H143V201H141ZM148 202V201H147ZM186 202V201H185ZM184 202V203H185ZM207 202V201H206ZM218 202H220V201H218ZM262 202H264V200L262 201ZM124 203V202H123ZM135 203V202H134ZM138 203V202H137ZM140 203V202H139ZM143 203H145V202H143ZM149 203V202H148ZM153 203V202H152ZM156 203V202H155ZM155 203H154V205H155ZM162 203V202H161ZM161 203H159L158 205H160ZM163 203H164V201H163ZM166 203V202H165ZM164 203V204H165ZM180 203H181V201H180ZM187 203V202H186ZM189 203V204H190ZM210 204H211V201L209 202ZM220 203H223V202H220ZM3 203H1V205H2ZM5 204V203H4ZM131 204V203H130ZM130 204H128V205H130ZM133 204V203H132ZM140 204H142V203H140ZM147 204V203H146ZM189 204H187L188 206H189ZM215 204H217V203H213L212 205H215ZM264 204V203H263ZM262 204V205H263ZM5 205H7V204H5ZM10 205V204H9ZM19 205H20V207H19ZM96 205V204H95ZM116 205H119V204H116ZM116 205H115V207H116ZM120 205H122V203L120 204ZM127 205V206H128ZM134 205V204H133ZM139 205V204H138ZM150 205V204H149ZM148 205V206H149ZM153 205V206H154ZM162 205V204H161ZM175 205H176V203H175ZM178 205H179V203H178ZM184 205V204H183ZM191 205V204H190ZM211 205V206H212ZM222 205V204H221ZM93 206V205H92ZM123 206H124V204H123ZM132 205H130V206H128L129 208H132L131 210H133V207L135 206H132ZM145 206V205H144ZM144 206H143V208H144ZM171 206L169 205V207L171 208ZM180 206V205H179ZM178 206V207H179ZM6 207H8V206H6ZM5 207V209L7 210V208ZM96 207H99V206H96ZM136 207H137V205H136ZM140 207H142V206H140ZM149 207H151V206H149ZM177 207V208H178ZM185 207V206H184ZM193 207V204H192V206L190 207V208H192ZM197 207V206H196ZM208 206H206V208H207ZM264 207V206H263ZM9 208V207H8ZM14 208V207H13ZM118 208V207H117ZM120 208V207H119ZM124 208H126L125 206H124ZM123 208V209H124ZM128 208V209H129ZM142 208V210H144ZM146 208H147V205H146ZM155 208H158V206L157 207H155ZM155 208H154V210H155ZM164 208H165V205H164ZM176 208V207H175ZM21 209H23V208H21ZM92 209H93V207H92ZM113 209H115V208H113ZM122 209V210H123ZM128 209H126V211H128ZM134 209H135V207H134ZM139 209V208H138ZM148 209H150V208H148ZM147 209V210H148ZM153 209V207L151 208V210ZM160 209H162L161 207H160ZM167 209H168V207H167ZM180 209V208H179ZM179 209H177V211L179 210ZM186 209H187V207H186ZM198 209V208H197ZM213 209V208H212ZM217 209H218V207H217ZM264 209V208H263ZM11 210H13L12 208H11ZM88 210V209H87ZM94 210H95V207H94ZM116 210V209H115ZM118 210V209H117ZM116 210V212L114 211L113 212V214H106L105 216H107V218H108V216H110L111 217V215H114V213H117L118 211ZM125 210V209H124ZM129 211V213L130 212H132V211ZM137 210V209H136ZM141 210V211H142ZM146 210V209H145ZM146 210V212L148 213L149 211H147ZM159 210V209H158ZM169 211L170 210H172V209H168ZM174 210V209H173ZM173 210L171 211L172 213H174L173 212ZM190 209H188V211H189ZM199 210V209H198ZM214 211H212V212H215V211H217V210H215V207H214V209H213ZM220 210H221V208L219 209V211L218 212H216V213H220L221 215L222 214H224L225 212L224 211H222V212H224V213H221L220 212ZM223 210V209H222ZM3 211V210H2ZM14 211V210H13ZM12 211V212H13ZM101 211H103V210H101ZM135 211V210H134ZM161 211V210H160ZM159 211V212H160ZM166 211V210H165ZM175 211V210H174ZM180 211V210H179ZM184 211V210H183ZM187 210H185V212H186ZM11 212V211H10ZM8 213V212H6L5 211V215H12L11 213ZM93 213H95L94 211H92ZM104 212V211H103ZM123 212V211H122ZM135 212H140V210L138 211H135ZM131 213V214H136V213ZM143 212V211H142ZM145 212V213H146ZM154 212L155 211H153V214H154ZM164 212V211H163ZM181 212H182V210H181ZM203 212V211H202ZM14 213H19L20 214V210H18V212H14ZM22 213V212H21ZM24 213V212H23ZM96 213H98V214H100L99 213V210L98 211H96ZM95 213V217L93 216L92 218V220H94V218H96V214ZM102 213V212H101ZM112 213V212H111ZM119 213V212H118ZM124 214L125 213H127V212H123ZM123 213H119V214H123ZM138 213H137V215H138ZM145 213H143V214H145ZM150 213H151V211H150ZM156 213H157V211H156ZM155 213V214H156ZM161 213V212H160ZM164 213H166L165 215H167L168 216V214H167V212H164ZM191 213V212H190ZM194 213V212H193ZM192 213V214H193ZM201 213V212H200ZM225 213V214H226ZM264 213V212H263ZM103 214V213H102ZM119 214H115V215H117L116 217H118L119 218V221H120V218L121 217H119L118 215ZM123 214V215H124ZM153 215L154 217L157 215ZM159 214V213H158ZM184 214V213H183ZM186 214V213H185ZM205 214V213H204ZM224 214V215H225ZM21 215V214H20ZM90 215H91V213H90ZM93 215V214H92ZM122 215V216H123ZM127 215H129V214H126V216ZM140 215V214H139ZM147 215H149V214H147ZM151 216H152V214H150ZM149 215V216H150ZM161 215V214H160ZM171 215V214H170ZM175 215V214H174ZM177 216L179 215V214H176ZM221 215L219 216V217H221ZM18 216V215H17ZM17 216H15L16 218H18ZM48 216H51L50 218H51V221H50V223H49V221H48ZM100 216H101V214H100ZM121 216V215H120ZM136 216V215H135ZM135 216H134V218H135ZM144 216H146V215H144ZM150 216V217H151ZM166 216V217H167ZM177 216L176 217H174L176 220H177ZM187 216V215H186ZM5 217V216H4ZM7 217H9V216H7ZM13 217V216H12ZM15 217H13L14 219L12 220L11 219V222L13 223V221H15ZM87 217V216H86ZM91 217V216H90ZM99 216H97V218H98ZM103 217H104V214H103ZM102 217V218H103ZM109 217V218H110ZM113 217H115V216H113ZM113 217H111L112 218V220L110 221L109 219V221L112 223V221H113ZM115 217V218H116ZM131 217L133 218V216L131 215ZM140 217V216H139ZM147 217V216H146ZM154 217H151V218H154ZM158 217H160L159 215H158ZM162 217H164L163 215H162ZM171 217V216H170ZM180 216H178V218H179ZM190 217V216H189ZM189 217H187V218H189ZM191 217H192V215H191ZM213 217V216H212ZM222 217H224V216H222ZM221 217V218H222ZM226 217H225V219H226ZM10 218V217H9ZM89 218V217H88ZM99 218H101V217H99ZM105 218V217H104ZM103 218V219H104ZM117 218V219H118ZM123 218H124V216L121 218V220H122V222H119V221H117L116 219H114L115 220V224L116 223H121V225L124 223L123 222ZM128 219V218H130V217H125V219ZM145 218V217H144ZM147 218H149V217H147ZM147 218H146V220H147ZM169 218V217H168ZM91 219V218H90ZM106 219V218H105ZM136 219V218H135ZM134 219V220H135ZM139 219H142V216H141V218H138V219H136L137 221L139 220ZM167 218H165V219H163L164 221L166 220ZM191 219V218H190ZM223 220V218L221 219V220H223V222L224 221H226V220ZM8 221H9V219H7ZM50 220V219H49ZM86 220H89V219H86ZM97 220V219H96ZM95 220V221H96ZM129 220V219H128ZM144 221H145V219H143ZM157 220H158V218H157ZM156 220V221H157ZM160 220H162L161 218H160ZM91 221V220H90ZM95 221H93V222H95ZM105 220H100V223L101 222H104ZM117 221V222H116ZM137 221H136V223H137ZM140 221V220H139ZM149 220H147V222H148ZM151 221V220H150ZM163 221V222H164ZM167 221V220H166ZM165 221V222H166ZM168 221H170V219H168ZM171 221H172V219H171ZM209 221V220H208ZM207 221V222H208ZM216 221H218V220H216ZM215 221V222H216ZM3 222V221H2ZM10 222V221H9ZM17 222V221H16ZM92 222V224H93V227H94V223ZM97 222V221H96ZM98 222H99V219H98ZM107 223H108V221H106ZM130 222V221H129ZM129 222H127V223H129ZM141 222V224L143 223V224H146V223H144L142 220L140 221ZM154 223H155V221H153ZM153 222H152V224H153ZM160 222V221H159ZM164 222V223H165ZM179 222V221H178ZM24 223V224H23ZM85 223H87L86 221H85ZM107 223H106V226H104V224H105V222H104V224H103V227H106V229L108 228L107 227ZM131 223H133V220H131ZM130 223V224H131ZM161 224H163L162 222H160ZM175 223V222H174ZM187 223V222H186ZM209 223V222H208ZM217 223V222H216ZM219 223V222H218ZM17 224H18V222H17ZM97 224V226H96V228H98V226H99V223H96ZM102 224V223H101ZM125 224L126 223H124V226H125ZM130 224H129V226H130ZM151 223L149 224V225H152ZM169 225H170V223H168ZM167 224V225H168ZM178 224H180V223H178ZM205 225H207L206 223H204ZM225 224H226V222H225ZM121 225L119 224H117L116 225V227L117 226H119V227H121ZM133 225V224H132ZM138 225V224H137ZM157 225V224H156ZM164 225V224H163ZM166 225V224H165ZM166 225V226H167ZM220 225V224H219ZM9 226H10V223H9ZM13 226V225H12ZM14 226H15V224H14ZM19 226V225H18ZM18 226L16 225L15 226V228L17 227L18 228ZM84 226H85V232H84ZM102 226V225H101ZM110 226V225H109ZM155 226V225H154ZM176 226V225H175ZM178 226V225H177ZM176 226V227H177ZM27 227V228H28ZM91 227V226H90ZM111 227H114V225H112ZM146 227V226H145ZM161 227H163L162 225H161ZM165 227V226H164ZM168 228H169V226H167ZM179 227V226H178ZM178 227L176 228V229H178ZM222 227V226H221ZM220 227V228H221ZM224 227V226H223ZM228 227V228H229ZM7 228H8V222H7ZM10 228H12V229H15V228H13V227H10ZM16 228V229H17ZM23 228H25V227H23ZM22 228V229H23ZM27 228H25V229H27ZM88 228V227H87ZM102 228V227H101ZM110 228V227H109ZM108 228V229H109ZM126 228V227H125ZM130 228V227H129ZM128 227H127V229H129ZM131 228H133V226L131 227ZM137 228V227H136ZM140 228V227H139ZM142 228V227H141ZM143 228H144V226H143ZM143 228L140 230H138V231H141L142 233L144 232V230H143ZM152 228H154V227H152ZM157 228V227H156ZM171 228H172V226H171ZM11 229V230H12ZM15 229V230H16ZM21 229V228H20ZM23 230V231H20V230H16V231H19V233H16V232H14V233H16V235L17 234H19V237L20 236H22L23 235V233H21V232H25V234H26V231L27 230ZM90 229H92V228H90ZM99 229V228H98ZM111 229V228H110ZM113 229V228H112ZM118 229V228H117ZM122 229H123V225H122ZM134 229H135V227H134ZM147 229H149V227H146V233L144 234L145 236L147 235ZM161 229V228H160ZM173 229V228H172ZM7 230V229H6ZM10 230V231H11ZM29 230V229H28ZM88 230V229H87ZM103 230V232H110V230H108V231H104V228L102 229ZM102 230H100V231H102ZM114 230V229H113ZM113 230H111V232L113 231ZM116 230V229H115ZM121 230V229H120ZM119 230V231H120ZM131 230H133V229H131ZM153 230H155V229H153ZM174 230V229H173ZM218 230V229H217ZM8 231H9V229H8ZM29 231H31V230H29ZM95 231V230H94ZM138 231H136V232H138ZM152 230H150V232H151ZM161 230H159V232H160ZM163 231V230H162ZM165 231V230H164ZM164 231L163 232H160V236H161V233L163 234L164 233ZM219 231V230H218ZM217 231V232H218ZM91 232V231H90ZM115 232V231H114ZM116 232H118V230H116ZM115 232V233H116ZM140 232V233H141ZM156 231H154V233H155ZM216 232V233H217ZM221 232V231H220ZM32 233V232H31ZM51 233H49V234H51ZM95 233L97 234L98 232L97 231H95ZM119 233V232H118ZM131 233V232H130ZM154 233H153V235H152V233H151V235L152 236H154L155 237V235H154ZM172 233V232H171ZM223 233V232H222ZM230 233H232V232H230ZM230 233H229V235H230ZM48 234V235H49ZM95 234V235H96ZM110 234H112V233H110ZM117 234V233H116ZM120 234H121V232H120ZM137 234H139V232L137 233ZM149 234V233H148ZM225 234V233H224ZM15 235V234H14ZM32 235V234H31ZM31 235H30V233H29V236L31 237ZM102 235H105V234H102ZM117 235H119V234H117ZM132 235H134L133 233H132ZM136 235V234H135ZM134 235V236H135ZM139 235H142V234H139ZM138 235V236H139ZM143 235V236H144ZM168 235H169V233H168ZM172 235V234H171ZM177 235V234H176ZM220 235H222L221 233H220ZM219 235V236H220ZM2 236V235H1ZM11 236V235H10ZM24 236V235H23ZM56 236V235H55ZM55 236H51V237H53V239H55ZM94 236V235H93ZM100 236V235H99ZM107 236H110L109 234H107ZM113 236H114V234H113ZM120 236V235H119ZM122 236V235H121ZM151 236V237H152ZM157 236H159V235H157ZM162 236H164V235H162ZM218 236V235H217ZM32 237H33V235H32ZM34 237H35V235H34ZM49 237H50V235H49ZM91 237V236H90ZM115 237V236H114ZM118 236H116V238H117ZM123 237H124V235H123ZM173 237V236H172ZM6 238V237H5ZM4 238V240L6 241V239ZM26 238H29V237H26L25 236V238L24 239H26ZM97 238V237H96ZM98 238H101V236L100 237H98ZM103 238V237H102ZM110 238V237H109ZM113 238V237H112ZM116 238H115V240H116ZM132 238V237H131ZM140 239V242L141 243H143V241H142V239L143 238H141V237H139ZM148 238H149V236H148ZM153 238V237H152ZM151 238V239H152ZM164 238V237H163ZM171 238V237H170ZM225 238V237H224ZM223 238V239H224ZM1 239V238H0ZM33 239V238H32ZM38 239V238H37ZM41 239H43V238H41ZM40 239V240H41ZM47 239H48V237H47ZM46 239V240H47ZM103 239H106L107 240V238H103ZM130 239V238H129ZM133 239H134V237H133ZM144 239H145V237H144ZM151 239H149V242H150V240ZM154 239V238H153ZM157 239V238H156ZM158 239H159V237H158ZM160 239H162V238H160ZM159 239V240H160ZM172 239V238H171ZM170 239V240H171ZM10 240V239H9ZM17 240V239H16ZM36 240V239H35ZM111 239H109L108 240V242L110 241ZM114 240V239H113ZM114 240V241H115ZM121 240H123V239H121ZM125 240V242H126V239H124ZM123 240V241H124ZM146 240H147V238H146ZM145 240V241H146ZM163 240V239H162ZM162 240H160V241H162ZM229 240V239H228ZM230 240H231V237H230ZM1 241V240H0ZM22 241H23V239H22ZM26 241H27V243H26ZM48 241H49V239H48ZM92 241V240H91ZM91 241H90V243H91ZM113 241V242H114ZM116 241H118V240H116ZM120 241V240H119ZM119 241H118V243H116L117 245L119 244ZM148 241V240H147ZM160 241H156L155 240V242L158 244V242H160ZM173 241V240H172ZM8 242V241H7ZM14 242H16L15 240H14ZM25 243V245H23L24 247H23V251H24V260H23V258H22V263L23 262H25V264H36V259L34 260V258H35V253L33 254V255H35V256H33L32 254H31V249H30V245L32 244V243H34L32 240H28V239H26L25 241H24ZM38 242H39V240H38ZM41 242V241H40ZM43 242V241H42ZM94 242V244H95V241H93ZM110 242H112V241H110ZM109 242V243H110ZM113 242L111 243V244H113ZM122 242V241H121ZM130 242H131V240L129 241V243H128V245L130 244ZM149 242H145V243H149ZM163 242V243H162ZM161 242V245L163 244H166V242H164V241H162ZM233 242V241H232ZM13 243V242H12ZM16 243H18V241L16 242ZM23 243V242H22ZM36 243V242H35ZM34 243V244H35ZM97 243V242H96ZM98 243H100L99 241H98ZM103 243V242H102ZM115 243V242H114ZM124 243V242H123ZM132 243H133V241H132ZM144 243V245H147V244H145ZM3 244V243H2ZM8 244V243H7ZM19 244V243H18ZM41 244V243H40ZM92 244V243H91ZM111 244H109L110 246H112ZM116 244H113V245H115L116 246ZM125 244V243H124ZM134 244H135V242H134ZM133 244V245H134ZM168 244V243H167ZM166 244V245H167ZM233 244V243H232ZM96 245H98V244H96ZM105 245H107V241H105ZM120 246H121V244H119ZM118 245V247H120ZM126 245V248H127V244H125ZM124 245V246H125ZM131 245V244H130ZM136 245V244H135ZM134 245V246H135ZM137 245H139V244H137ZM152 245V244H151ZM169 245V244H168ZM167 245V246H168ZM171 245V244H170ZM12 246V245H11ZM33 246V245H32ZM44 246V245H43ZM123 246V245H122ZM123 246V247H124ZM132 246V245H131ZM150 245H148V247H149ZM158 245H156V247H157ZM17 247H19V246H17ZM89 247V246H88ZM98 247V246H97ZM101 247V246H100ZM100 247L98 248V249H100ZM102 247H104V246H102ZM113 247L114 246H112V249H113ZM141 247H142V244H141ZM147 247V246H146ZM146 247L145 246H143L142 248H140V245H139V248L143 251L142 253H144V255H145V253H146V257H147V252H148V254H149V251H147L146 250ZM150 247H152V246H150ZM154 247H155V245H154ZM154 247H152V248H154ZM170 247V246H169ZM168 247V248H169ZM11 248V247H10ZM32 248V247H31ZM35 247H33V250H35L34 249ZM48 248V247H47ZM93 248V247H92ZM108 248V246L107 247H104V249H107ZM111 248V247H110ZM125 248V249H126ZM136 248V247H135ZM139 248H137L139 251H140V249ZM151 248V249H152ZM158 248H160V246H158ZM162 248V247H161ZM160 248V249H161ZM166 248V247H165ZM165 248H164V250H165ZM167 248V249H168ZM235 248V247H234ZM12 249V248H11ZM89 249V248H88ZM88 249H86V250H88ZM91 249V248H90ZM94 249L95 248H93V251H94ZM97 249V250H98ZM117 249V248H116ZM118 249H120V248H118ZM117 249V250H118ZM121 249H123V248H121ZM121 249H120V251H121ZM128 249H130V248H128ZM127 249V250H128ZM132 249V248H131ZM130 249V250H131ZM150 248H148V250H149ZM150 249V250H151ZM166 249V250H167ZM172 249V248H171ZM20 250H22V247H21V249ZM48 250V249H47ZM113 250H115V249H113ZM112 250V251H113ZM117 250H115V253H116V251ZM126 250V251H127ZM133 250V249H132ZM152 250H154V249H152ZM170 250V249H169ZM173 250V249H172ZM50 251V250H49ZM53 251V252H54ZM96 251V250H95ZM100 251V250H99ZM109 251V250H108ZM107 251V252H108ZM120 251H119V253H120ZM138 251V252H139ZM147 251V252H146ZM237 251V250H236ZM10 252V251H9ZM39 252H40V250H39ZM44 252V251H43ZM47 252V251H46ZM45 252V253H46ZM110 252V251H109ZM123 252V251H122ZM132 252V254L130 255V254H128V255H130L131 257L132 256H134V253L133 252H135V251H131ZM152 252V251H151ZM150 252V253H151ZM154 252V251H153ZM155 252H156V249H155ZM159 252H160V250H159ZM167 252V251H166ZM16 253V252H15ZM15 253H13L14 255H16ZM19 253V252H18ZM48 253V252H47ZM105 253H106V250H105ZM105 253H104V255H105ZM127 253V252H126ZM137 253V252H136ZM141 253V252H140ZM163 253V252H162ZM6 254V253H5ZM11 254V253H10ZM52 254V253H51ZM102 254V253H101ZM108 255H106L108 258L110 257V254L109 253H107ZM112 254H114V253H112ZM111 254V255H112ZM157 254V253H156ZM155 254V255H156ZM161 254V253H160ZM40 255H41V253H40ZM53 255V254H52ZM115 255V254H114ZM120 255H123V253H121ZM136 255V254H135ZM142 256V259L141 260H143V258H144V255L143 254H141ZM152 255V254H151ZM151 255H149V256H151ZM3 256V255H2ZM12 256V255H11ZM10 256V257H11ZM22 256V257H23ZM38 256L39 255H37V259H39L40 260V258L42 257H40V258H38ZM43 256H45V255H43ZM49 256H51V255H49ZM97 256V257H96ZM105 256V257H106ZM119 256V255H118ZM126 256V255H125ZM138 256V255H137ZM174 256V255H173ZM241 256V255H240ZM14 257V256H13ZM34 257V258H33ZM48 257V256H47ZM115 257H116V255H115ZM115 257H114V259H115ZM129 257V256H128ZM154 257V256H153ZM157 257V256H156ZM166 257V256H165ZM172 257V256H171ZM244 257V256H243ZM45 258V257H44ZM111 258V257H110ZM113 258V257H112ZM117 258V257H116ZM127 258V257H126ZM130 258V257H129ZM128 258V259H129ZM140 259V257H137L136 259ZM158 258V257H157ZM5 260H6V258H4ZM16 259V258H15ZM21 259V258H20ZM47 260H49V257L48 258H46ZM46 259H43V261L44 260H46ZM106 259V258H105ZM118 259V258H117ZM131 259H134V258H131ZM138 259V260H139ZM145 259V258H144ZM152 259V258H151ZM156 259V258H155ZM241 259V258H240ZM12 260H14V259H12ZM81 260V259H80ZM110 260V259H109ZM106 261V260H104L106 263H109V262H111V261ZM119 260H120V257H119ZM135 260V259H134ZM146 260H148V259H146ZM145 260V261H146ZM153 260V259H152ZM158 260V259H157ZM167 260V259H166ZM169 260H171V259H169ZM242 260V259H241ZM244 260V259H243ZM18 261V260H17ZM20 261V260H19ZM53 261V262H52ZM113 261V260H112ZM118 261V260H117ZM116 261V262H117ZM121 261V260H120ZM144 261V260H143ZM142 261V262H143ZM151 261V260H150ZM168 261V260H167ZM240 261V260H239ZM7 262V261H6ZM21 262V261H20ZM41 262H42V260H41ZM49 262V261H48ZM49 262V263H50ZM64 262H66V263H64ZM114 262V261H113ZM119 262V261H118ZM128 262V261H127ZM127 262H125V263H127ZM141 262V263H142ZM148 262V261H147ZM166 262V261H165ZM171 262V261H170ZM246 262V261H245ZM244 262V263H245ZM46 263V262H45ZM120 263V262H119ZM121 263H122V261H121ZM132 263V262H131ZM134 263V262H133ZM140 263V264H141ZM145 263V262H144ZM154 263H155V261H154ZM161 263H162V261H161ZM160 263V264H161ZM164 263V262H163ZM162 263V264H163ZM166 263H168V262H166ZM17 264V263H16ZM24 264V263H23ZM48 264V263H47ZM86 264V263H85ZM117 264V263H116ZM128 264H129V262H128ZM137 264H138V262H137ZM146 264V263H145ZM148 264H149V262H148ZM153 264V263H152ZM157 264V263H156ZM241 264H243V263H241Z\"/></svg>",
	"mask_w": 264,
	"mask_h": 264
},
{
	"label": "rangeland",
	"instance_id": "374dc122",
	"mask_svg": "<svg viewBox=\"0 0 264 264\" xmlns=\"http://www.w3.org/2000/svg\"><path fill=\"white\" fill-rule=\"evenodd\" d=\"M35 1H36V3H35ZM45 1H48V0H45ZM45 1H44V0H41V1H40V0H31V1H30V8H31V6L34 5V4H37V5L39 4L40 6L38 5V7H36L37 5H36V6L34 5V8H35V9H34V8H32V10L29 9L30 12H29V10H27L29 13H31L32 16H31L30 14H28V12H26V13H27L29 16H31V19H33V20H31L30 17L28 18V19H30L29 21H32L33 24H34V25H33L32 22H30L31 25H32V28H34V26L37 25V23L39 22L40 19H41V22H42V23H45V22H46L47 25H48V23L50 22V24L48 25V27H47L46 24H44L43 27H42V26H41L42 24L39 25V24H40V22H39L38 25L41 26V27H39L40 32L37 33V31H35V33H36V34H35V40H36L35 43H36V45H37V46H36V50H37V48H38V50H40V48H41V47H39V46H41L40 43H41V44H44V43H45L44 45H42V46H44V48H43V47L41 48V51H42L44 54H43L41 51H40V52L36 51L37 53H40L39 55L37 54V55H38V58H39L41 55H42V58L44 57L43 59H42V58H39V60H40V59L42 60V62H41V60H40V62H41L42 65H43L42 68H43L44 66H48V67H45V68L42 69V70H44V71H43V74H46V75H47V74L50 72L49 74H51V76H52L53 73H54V74L57 73V75H54V76H58L60 79H65V77L68 76L69 74H70L71 76L74 74V71H73V70H74V69H73L74 67H75V69L77 68V69L75 70L76 75H75V77H74V78L77 79V80H75V79L72 78V77H71V79H70V77H69L70 75L68 76V77H69L68 80H67V79H65V80H60L58 77H55V78H54L53 76L51 77L49 74H48V77H46V75H43V76H45L44 79H45V78L48 79L49 76L52 78V81H51V78H50V79H48L49 81H48L47 79H45V80H47V81L44 80V82H45V84H46V87L49 88V87L51 86V87L49 88V89H51V90H49L48 88H47V89H48V91L50 92V95H52V96L55 98L54 102H55V101L58 102V100H59V102H58L59 104L57 103V105H55L56 102H55V104H54V102H52V103H53L54 109H55V108H58V109H55V111H56V114L59 113L57 116H58V118L60 117L61 120H62V121H60V122L62 123L61 126H63V129H64L65 132H68V131H69V133H70L71 131H73V132H71V134L67 133V135L69 134V135H68V137H69L68 142H69V143H70V142L72 143V144L70 143L72 146L68 143V144H69V145H68V148H70V152H71L72 149H73V150H76V152L74 151V154H76L77 156L74 155V154L72 153L73 150H72V152H71V153L73 154V161H76V160H74V159H76V158L78 159V158H79V159H78L79 161L77 160L78 164H75L76 162H73V163L75 164L76 167H78V168H83V170H85V176H86V177L90 176V175H89V174H90V169H87V165H88V168H90V166H89V164H90V162H89L90 159H89V158H91V156H90L91 154H90V141H89V140H91V138H90V130H88L89 128H83L84 125L87 123V121H86V117H85V116H86V113H87V112L89 113V111H90V109H91V110L93 111L94 116H95L96 118H99V117L101 116V113H99V112H100V110L104 107L105 110L107 109V111H105V112H107V113H105V114H106V117H108L109 115H110V116H109L108 118L105 117L106 120H108V121H105V125H104L105 129L103 130L104 127H103V125H101V127H99L98 130H99V135H100V137H101V138H100V139H101V140H100V142H101V147H102V146L104 147V148L102 147L101 151H102L103 149H105V148L108 146V144H109V146H108L107 148L109 149V151H108L107 148H106L105 150H103L104 153H103V151H102L101 154L103 153V154H102V157L104 158V162H108V163H105V165L108 164V165H107L108 169H112V168L114 169V171H112V172H114V173H113V176H114V178H115V183H114V185H117L118 181L120 182V183H118L119 186L117 185L118 190H114V189H117L116 186H114L115 188H112V189L114 190V192H113V190H112V194L115 195V194L118 193V195H116V196L118 197V199H116L117 197L115 198L114 195H112V196H114V198L116 199L115 203H116V204H119V205L114 204V207H113V208H115L116 210L118 209L119 211H118V210H117V211H118L119 213H120V212L123 213L124 211L127 212V213H125V214L123 213L124 215H123V214H119L118 212H117V213H114V215H111V217H113V216L116 217L117 215H115V214H119L118 216L121 217V218L124 216V218H123V222L126 223V224H125V226H124V223L122 224V225H123V229H122V225H121V223H119V222H122L121 218H120V221H119V218H118V217H116V218L113 217V221H112V223H111L110 221L112 220V218H111L110 216H108V218H107V216H105V215H106V214L108 215L109 213H110V214H113V212H114V211L116 212V210L112 208L111 211L106 212L103 208H101V207H102L101 204L97 205V203H98V202L100 203L101 201L99 200L98 195H97V193L95 192V190L93 189V187L90 186V188L88 189V196L91 195L92 199H91V201H90L89 199H90L91 197L89 196L87 200H89V203H90V204L87 202V203L89 204V205H88V204L85 202V203H86L85 205H88V206H84V209H85V207H86V209H85V213H87V214L85 215L84 225H87V224H88V226H86V232H85V226H84V232H85L84 235H85L86 243H87V241H89L88 243H89L90 245H86L87 247H85V251H86L87 253H90V251H91V253L93 252V255L97 252L95 255L99 254V255H97V256H98V259L101 260V261H100L101 264H116V263H117V264H128V262H129V264H137V262H138V264H140L143 260H144V261H143L141 264H145V263L148 264V262H149V264H152V263H153V264H156V263H157V264H160L161 261H162V263L164 262L163 264H241V263L246 264V263L248 262L247 259H249V257L246 255V254H248V253H246V254L239 253V252H240V251H239L240 249H238V246L234 245V244H235V240H234V237L232 238V234H233V236H234V231H233L232 229L230 230V227L228 226V219H227V217H226L227 213H226V211H225L226 209L224 208L225 206H224L223 196H222V192H221L222 189H221V188H218V189L215 188L214 177H216V175H215V173H209L208 171L203 170V167H202V166H203V161H201L202 159L200 160V158H199V156H198L199 151H198V145H197V142H196V141L198 140V138H197V136H198V133H197L198 130L195 129V128H196L195 126L197 125V127H198V124L196 123L197 120H196V122H193V119H194V120L197 119V117L195 118V116H197V114H196V112H194L196 115L193 114V113H192L193 115L190 114L192 111H195L194 106H195V104H196V101H194V98L191 97L192 94L188 92V91H189L188 89H186V91H185V88H184V85H183L184 83H181V81L183 82L182 79H185V77H186V78H189V76H191V75L193 76V75L196 74V73L198 74V76L201 75V76H199V77H201V78L203 77L202 79H204L205 76L208 78V80H209L210 83L207 82V81H208L207 79H204V81L207 80V81H205V82L208 83V84L205 83V84H206V88H205V85H204L205 90H206V89L209 90L212 86H214V84H215V87H217V86H218L217 84L219 83V82H218V83L216 84L217 81H221V82L219 83V84H221V85L228 84L229 82L233 83L234 80L236 81V82L234 81L233 84H228V85H226V86H228V88H229V86L231 85L230 88L228 89V90H232L231 94L229 93L230 91H228V93H229V95H230V96H229V95H228V96L230 97V99H227V97H226L227 95H226L225 92H223V91H221V90H216V89H219L218 87H217V88L212 87V88H214V89L216 90V93H218L219 95H218V94L216 95L214 89H213L214 91H211L212 88H211L208 92L210 93L209 96L212 97V99L215 98V99H213L214 101H212L211 98H210V100H211L212 104L215 105V106H214L215 108H216L217 106H219V108H218L219 110L216 109L219 113L221 112L220 110H223V109H224V110H225V109L227 110V108H228V107L226 108V105H224V103H225L224 101L227 102V101L230 100V101H229L230 103L228 102V103H225V104H227L228 106H229V104H230V106L232 105V107H231V108H228L227 111L225 110V112H231V113H232V111L235 112V111H236L235 108H238V107H239L238 105H242V103H243L242 106H243L244 108H243L242 106L240 107V108L243 109V110H241L240 108H238L237 110H240L239 113H237V112L232 113V114H234L233 116L235 117V121H234V122L230 121L229 124H227V125H226V123H228V122H226V123H225V126H226V128L229 126V127H228V130L231 132V136H232V137H233V136L235 137L236 134H237V132H239V130H240V132H239L238 134H242V135H238V134H237V137H238V138H237V137H235L236 139L233 138V140H235V141H233V142H234V148L236 147V148H235L236 153L239 152V153L237 154V155H238V158L241 157V158H242V161L244 162V164H245V162H246L245 165L248 166V167L245 166V165L240 161V162H239V163H240V167L242 166V168L244 169V171H243V169H241V171H242V173H243V175H244L245 177H246V175L248 176V178H246V180L249 179V180H248L249 182L247 181L248 184H249L250 181H252V183H253V182H254V183L256 182V181H255V177H252V176H251V174L255 172V171H251L252 168H255V169H256V172L254 173L253 176H257V174H258V176H257L256 178L258 179L257 181L260 180V181H259L260 183H259V182H256V184H252V183H250L251 185L249 184V186H250V188H249V193H250L251 196H252L253 194L255 195L254 198H253V196H252V199H253V200H254L258 195H262L264 190H262L263 188H261V187L264 186V184H263V183H264V180H263L262 182H261V180L264 179V178H262V177H264V174H262V173H264V167H263V166H264V162H263L264 160L261 162V159L259 160V158H261V156L264 157V153H263L264 150H262V149H264V144H263V143H264V136H262V135H263V132H264V129H263V127H264V124H263V122H264V118H263V117H264V113H263L264 110H262V113H263V114H261V112H260L261 109L264 107V106H263V105H264V103H263V102H264V100H263L264 98H263V96H261L262 94H261V92L258 90V86L255 85V84H256V81L259 82V80H258L259 75H258L257 70H255L256 66H255V64H254L255 61H254V58H253L252 50H251V48H250L251 46L249 45L250 43H249V42H244V41H247V40H243V38L245 39V37L242 36V35L244 34V32L242 31V35H241V44H242V45L240 44V46H239L240 51H241V52L243 51L242 54L246 52V53H245L246 55L243 54L244 56H241L242 58L239 57V56H237V55H241V54H239V51L237 50L238 47H237V48H234V46L231 45V42H229L230 40H229V41H226V40L229 39V37H228V33H227L226 23H225V20H224V19H225V18H224V17H225V14H224V13H225L226 10H227L226 8H228L229 5L232 6L234 2H232V1H230V0H227L228 2H227V1L225 2V1H223V0H206V1L204 0V1H205V7H204V6H203L204 4H203V1H202V0H200V1L197 0L195 4H194L195 1L193 2V0H191V6H193L197 12H198V10L201 12V10H200L201 8H200L199 6H201L202 4H203V5H202L201 7H203V8H202L203 13L207 10L206 13H204V14H202V12H201V14H202L203 16L199 14V17H198L197 14H196V15H192V14L190 15L188 12L186 13L187 10H186V11L183 10V9H186V8H185L184 4L182 5V4L180 3V0H170V3H169V0H165L167 3H165V4H163V5H166V6H163V5H162V7H159V8H157V7H158V6H161V4L165 2L164 0H161V1L158 0L159 2H158V1H155V0H154V1H153V0H142L144 3H143L141 0H138V1L142 2L143 4L140 3V2L137 3V2H138L137 0H134V2L137 1V2H135V3H137V4H135V3L133 4V0H131L132 3H130L129 0H119V1H117V0H113V1L118 2V3H120V4L123 3V6H125V7H123V6L121 5V8L123 7L122 9H120V4H119V6H118V5H116L117 3H114L112 0H109L110 3H108V1H106V0H100V1H103V2L106 1V2H104V3H105V5L107 4V6H105L103 2H100V1H98V0H96L95 2H94V0H92V2H91V0H84V2H83V0H80V1L77 0L78 2L75 0L77 3H75V2L73 1L74 4L71 3V4H72L71 7L73 8V5L75 6V4H78V5H79V6H78L79 10H78V13H77L78 15L74 18V16L72 15V12H70L72 8H69V5H71V4L69 3L68 6H66L67 4L65 5V2H66V3H68V2H72V0H69V1H68V0H66V1H64V0H56V2H55V0H49L50 3L48 2L47 5L50 6V7H52V8H51L52 10L50 9V7H49V8L46 7V6H47V5H46L47 2H46V3H43V2H45ZM52 1H53V3H52L53 5L51 4ZM85 1H86L87 3H86ZM124 1H125V2H124ZM145 1H147V2L149 1L148 4H149V3H150V4H149V5H145V4H146ZM163 1H164V2H163ZM172 1H173V2H172ZM201 1H202V2H201ZM214 1H216V2H214ZM217 1H218V3L220 4L221 7H220L219 4L217 3ZM219 1H220V2H219ZM222 1H223V2H222ZM38 2H40V3H38ZM81 2H82V3H81ZM93 2H94V3H93ZM97 2H99V3H101V4L103 3V5H104L105 7H103V5H101L102 8H104V9L107 8L108 10H111V13L109 12V14H108V10H107V9H105V10L102 9V8L99 6L100 4H98ZM121 2H122V3H121ZM153 2H154V3H153ZM160 2H161V4H160ZM199 2H200V3H199ZM206 2H208V3H212L213 5L207 3V5H208V6H207V5H206ZM224 2H225L226 4L223 5L222 3H224ZM229 2H231V3H229ZM32 3H33V4H32ZM55 3H58V4H56L57 7L55 6L56 8L53 7ZM83 3H84V6H83ZM112 3H113V4H112ZM126 3H127V5H125ZM128 3H130V5H129ZM158 3H159V5H158ZM201 3H202V4H201ZM214 3H215V4H214ZM0 4H1L0 6H2V8L0 7V11H2V12H0V13H1V14L3 13L2 15H0V17H1V19H2V18L4 17L3 15H5V12H3V10L6 9V8L4 7L6 3L3 4V3L1 2ZM44 4H45V7H43ZM49 4H50V5H49ZM61 4H62L63 6H62ZM108 4H109V5H108ZM111 4H112L113 6H112ZM132 4H133L134 6H133ZM155 4H156V5H155ZM168 4H170V7H169ZM198 4H199V5H198ZM216 4H218V5H216ZM41 5H42V7H43L42 10L39 9V8H42ZM59 5H60V6H59ZM64 5H65L67 8H64V7H65ZM86 5H87V6H86ZM94 5H96V6H94ZM97 5H98L102 10H104L103 14H100V13H102V10H100L99 7L96 9V11H97V10H98V11L100 10V11L98 12V14H97V12L94 11L95 8L97 7ZM110 5H111L112 7H114V8L110 7ZM135 5H137V6H135ZM138 5H139V7H141L140 5H142L143 7L139 8ZM150 5H151L152 8L150 7ZM225 5H228V6H225ZM234 5H235V4H234ZM85 6H86V7H85ZM108 6L110 7V9H109ZM115 6H117V7L115 8ZM128 6H129V8H128ZM131 6L136 7V8H135L136 10H135L134 8H132ZM173 6H174V7H173ZM183 6H184V8H182ZM213 6H214V7L216 6V11H214L215 8H214ZM224 6H225V7H224ZM3 7H4V8H3ZM32 7H33V6H32ZM59 7H60V9H58ZM81 7L83 8V10H82ZM87 7H88V8H87ZM93 7H94V9H93ZM126 7L128 8L127 10H129V11L126 10ZM144 7H145V8L148 7V8L145 10ZM196 7H197V8H196ZM198 7H199V8H198ZM207 7H208V9H207ZM212 7L214 8L213 10H212ZM218 7H219V9L222 8V7H224V8H222L223 10H221V9L219 10ZM36 8H38L39 10H41V13L43 12L45 15H44V14L41 15V13L39 12V10H36ZM46 8H47L48 10H47ZM54 8H55V9H54ZM63 8H64V9H63ZM80 8H81V10H80ZM85 8H87L88 10L85 9ZM90 8H91V10H92L93 12H90ZM111 8H112V9H111ZM118 8H119V9H118ZM124 8H125V9H124ZM131 8H132L133 10H135L136 12H137V11H139L140 13H143V12H144V13L142 14V17H143V18H142L141 16H139V15H141L139 12H138V13H139V14H138V13H136L135 11H133ZM150 8H151V9H150ZM156 8L158 9V11H157ZM162 8H163V9H162ZM167 8H168V9H167ZM176 8H177V9H176ZM210 8H211V10H210ZM1 9H3V10H1ZM56 9H57L58 11H56ZM66 9H68V10H66ZM69 9H70V10H69ZM115 9H116V10H115ZM148 9H150V10H152V11L155 10V11H154V13H153L152 11H149ZM165 9H166V10H165ZM169 9H172L171 11H174V12H168ZM178 9H179V12L176 13L175 10L178 11ZM217 9H218V10H217ZM45 10H47V11H45ZM49 10H51L52 13H54V14L56 13L55 15L53 14V16H56V18H59V20H61L60 18H62L61 22H57V21H59V20H56V18H55V21H56V22L54 23V22H53V21H54V17H53V16L50 17V15H51L52 13H51V11H49ZM54 10H55L56 12H55ZM59 10H60V11H59ZM85 10H87V11H85ZM121 10H122V11H121ZM123 10H125V11L123 12ZM130 10H131L132 12L136 13L135 15H137V17H136L135 15H133L134 13L132 14ZM147 10H148V11H147ZM160 10H161L163 13H161ZM208 10H209L210 12H208ZM224 10H225V11H224ZM4 11H5V10H4ZM35 11H37V13H36ZM48 11H49V12H48ZM105 11H106V12H105ZM113 11H115V12L113 13ZM116 11H117L118 13H121V15H119ZM119 11H120V12H119ZM211 11H213V12L215 13V15H217V16H215L213 12H212V13H213V14H212ZM217 11H218V12H217ZM32 12H35V13H32ZM38 12H39V13H38ZM58 12H59V13L61 12V13H60L61 15H60ZM79 12H80V13H79ZM81 12H82V13H81ZM87 12H89L90 14L92 13V15H90V14L87 13ZM94 12H95V13H94ZM149 12H151V13L149 14ZM158 12H159L160 14H159ZM164 12H165V13H164ZM167 12H168V13H171L172 15H171V14H168ZM219 12L222 13V14H224V15H220ZM47 13H48V15H47ZM49 13H51V14L49 15ZM106 13L109 15L108 17H110V19H109L108 17H106V16H107ZM116 13H117L118 15H117ZM123 13H125V14H123ZM130 13L133 15L132 19L130 18L132 15L129 16V18H128V15H130ZM146 13H147L148 15H151V16L149 17ZM155 13H156V14H155ZM218 13H219V14H218ZM6 14H7V12H6ZM33 14H34V15H33ZM36 14H37L38 18L35 17ZM39 14H40L41 16H39ZM79 14H80V15L82 14V15L80 16ZM88 14H89V15H88ZM94 14H97V15H96L97 17H94V16H95ZM104 14H106V15H104ZM110 14H111V15L114 14V15H113L114 17H113V16H110ZM127 14H128V15H127ZM161 14H162V15H161ZM173 14H174V15L176 14V15H177V18H176V16H174ZM180 14H181V16H179ZM209 14H210V15H209ZM57 15H58V17H57ZM62 15H63L64 17H63ZM100 15H101V16L103 15V17H101ZM122 15H125V18H124V16H123V17H119V16H122ZM146 15H147V16H146ZM156 15H158L159 17L156 16ZM163 15H164V16H163ZM167 15H168V16H167ZM169 15L174 16L175 18H174V17L170 18L171 16L169 17ZM208 15H209L210 17H209ZM213 15H214L215 17H217L219 21H216L217 19L214 20L215 18H214ZM218 15H219V16H218ZM2 16H3V17H2ZM6 16H7V15H6ZM6 16H5L4 18H7ZM42 16H43V18H44V17H45V18L43 19ZM72 16H73V17H72ZM79 16H80V17H79ZM83 16H84V17H83ZM86 16H87V17H86ZM88 16H89V17H88ZM92 16H93V17H92ZM99 16H100V17H99ZM126 16H127V17H126ZM134 16H135V18H137V19L139 18V19H143V20L138 21L139 19H138V20L135 19ZM138 16H139V17H138ZM144 16H145V17H144ZM153 16H154V18H153ZM186 16H187V17H186ZM200 16H201L202 18H200ZM211 16H212V18H211ZM223 16H224V17H223ZM27 17H28V16H27ZM34 17H35L36 19H35ZM39 17H40V18H39ZM104 17L108 18L107 20H109V21L107 22L106 18L104 19ZM111 17H113V18H111ZM116 17H118V18H116ZM140 17H141V18H140ZM146 17L148 18V20H147ZM155 17H158V18H155ZM162 17L165 19V21H164V19H162ZM165 17H166V18H165ZM167 17H168V18H167ZM180 17H181V19H183V21L186 20V19H184V17L187 18L188 20L192 17V18L190 19L191 23H190V21L188 22V20L185 22V26L187 25V26H186V27H187L186 29L189 30V32H190V31H193V33L196 32V33L193 34V35H192V33H191V42H190V45H192V47L190 46V48H189V46H186V48H184V45H182L183 42L180 40L181 37H179V35L182 36V33H183V32H182V29L179 27V25H175V26L173 27V24H178V20L180 19ZM220 17H221V20H220ZM222 17H223V18H222ZM46 18H47V19H46ZM48 18H51V19H53V20L48 19ZM63 18H64V19H63ZM69 18H71V19H69ZM73 18H74V20L72 21ZM99 18H100V19H99ZM101 18H102V20L104 19V21L106 22V24H105L104 21L101 20ZM119 18H120V19L122 18V19L120 20ZM144 18H145V20H144ZM159 18H160L161 20H160ZM178 18H179V19H178ZM213 18H214V19H213ZM37 19H38V20H37ZM42 19H43V21H42ZM92 19H93V20H92ZM95 19L98 20V23H99V24H100L101 21L103 22V23L101 22V24H100L101 26H99V24H97L96 21L94 22ZM129 19H130V20H129ZM134 19H135V20H134ZM156 19H159V20H156ZM166 19H167V20H166ZM168 19H169V20H168ZM170 19H171L172 21H171ZM174 19H176V20H174ZM181 19H180V20H181ZM193 19H194V21H193ZM195 19H196V20H195ZM199 19H200L201 21H197V20H199ZM203 19H204V24L202 25V29H201V28L199 29V30L201 31V32H200L198 29H195V28H198V27L203 23ZM210 19H211V20H210ZM35 20H37L38 22L35 21ZM44 20H45V21H44ZM48 20H49V21H48ZM63 20H65L64 22H66V23H67L69 20H70L71 22H70V23H67V26H66V23L62 22ZM67 20H68V21H67ZM75 20H77V21L79 20L77 23H78V24L81 23L82 25L84 24L85 26L83 25V27H84V28L87 27V29L84 30L83 28H81L82 25H80V24H79V26H80V27H79L77 23L75 24V22H76ZM82 20H83V21H84V20L88 21V22H87L88 25H87L86 23H84V22H86V21L81 22ZM91 20L94 22V24H93V22H91ZM115 20H116V21H115ZM122 20L124 21V27H123V25H122V24H123V21H122ZM126 20H127L128 22H127ZM136 20H137V21H136ZM209 20H210V22H209ZM222 20H223V21H222ZM47 21H48V22H47ZM112 21H113V23H112ZM129 21H131L132 24H131V23L129 24ZM132 21H134V22H132ZM135 21H136V22H135ZM166 21H169V22H166ZM181 21H182V20H181ZM196 21H197V22H196ZM72 22H74V23H72ZM110 22H111V26H110V28H109V27H107V26L110 25V24H109ZM117 22H118V23L121 22L120 25H119ZM139 22H142V23H143V22H145V23H148V22H149V23H148L149 26L146 24V25H144V26H146V27H144V26H143V27H144V28H147V29H146V34L148 33V34H147V41L149 40L148 42H149L150 44H151L152 41H153L152 44H154V42H155V45H156V46L151 44V47H152L154 50L157 49L156 52L158 51V46H159L158 43H159V42H158L157 39H158L159 37H158V35H157L158 33H157V32L155 33L154 28L152 29V25H153V27H154V26H158V28H160L159 30H160L161 34L163 35V37L165 38V39H164V41L166 42L165 45H167V46H164V47H163V51H164V52H162V48L159 47L160 51H158V52L156 53L153 62H152L151 60H150V62L146 60L149 64L151 63V65H149V64L147 63V64H148V67H149V66H150V67L153 66V63H155L154 66L156 65L155 67H154V66L151 67L152 69L147 67L148 75H150V76H148V81H142V79H141L142 77H141V75H140L139 69H138L137 66H136L135 58H134V57H136V56H134V54L137 55L138 51L141 52V50H143V48H144V46H143L144 42L140 40V39H141V38H139L140 36H137V35H141L142 32H143V31H142V30H143V27H141L142 25H140V24H142V23H139ZM156 22H157V23H156ZM158 22H159V23H158ZM164 22H165V23H168L169 26H168V24H167V26H166V24H165ZM171 22H177V23H173V24H171ZM199 22L201 23L200 25H199ZM51 23H52V24L54 23V25L56 26V28H55L54 26H52ZM56 23H57V24H56ZM59 23L64 24L65 27H67V28L65 29V27L62 26V25L59 24ZM186 23H187V24H186ZM188 23H189V24H192V25H189ZM197 23H198V24H197ZM68 24H70L71 26H72V24H73V27H75L76 29H75V30H74V28L72 29V27H71L70 25L68 26ZM89 24H92V25H89ZM107 24H108V25H107ZM136 24H137V25H136ZM143 24H144V23H143ZM150 24H151V25H150ZM162 24H163V26H164V29H163V27H162ZM164 24H165V25H164ZM212 24H214V25H212ZM50 25H51L52 27H51ZM60 25H61L62 27H61ZM86 25H87V26H86ZM94 25H95V26H94ZM103 25H104V26H103ZM106 25H107V26H106ZM127 25L130 26V27L127 28V27H128ZM159 25H160V26H159ZM170 25H172V26H170ZM194 25H195V26H194ZM197 25H198V26H197ZM207 25H208V26H207ZM211 25H212V27H211ZM57 26H58V28H57ZM90 26H91V28H93V29L88 28V27H90ZM102 26H103V27H102ZM121 26H122V27H121ZM125 26H126V27H125ZM139 26H140V28H139ZM188 26H190V27L188 28ZM193 26H194V27H193ZM196 26H197V27H196ZM213 26H214V29H213ZM216 26H217V27H216ZM222 26H223V27H222ZM36 27H37V29H38V26H35L34 30L36 29ZM69 27H70V28H69ZM78 27H79L80 29H83V30H82L83 33L81 32L80 35L78 34ZM96 27H97V28H100V27H101V29H103V28L105 27L107 33H106L105 29H103V30L105 31L104 34L102 33L103 30H102V32H101V29H100V33L98 32L99 29H98V31L96 32V30H95ZM112 27H116L117 29H116V28L113 29ZM120 27H121V28H120ZM131 27H132V30H131ZM133 27H134V28H133ZM137 27H138V29H137ZM168 27H171V28H168ZM172 27H173V29H172ZM200 27H201V26H200ZM206 27H207V28H206ZM209 27H210V29H208ZM215 27H216V28H215ZM43 28H44V29H43ZM46 28H47V29H46ZM51 28H52V29H51ZM53 28L56 29L57 32H56L55 30H53ZM62 28H63L65 31H64ZM108 28H109V29H108ZM119 28L121 29L120 32H119V30H118ZM122 28H124V29H122ZM174 28H175V29H174ZM176 28H177V29H176ZM179 28H180V29H179ZM191 28H192V29H191ZM193 28H194V30H193ZM217 28H218L219 30H218ZM39 29H38V30H39ZM68 29H69L70 31H69ZM134 29H136V30H135V32H132V33H134V34H132L131 31H134ZM140 29H141V30H140ZM148 29H149V31H147ZM167 29H169L170 31L167 30ZM206 29L208 30L207 32H210L209 34L206 32ZM212 29H213V30H212ZM225 29H226V30H225ZM34 30H33V31H34ZM41 30H42V31H41ZM45 30H46L47 32H46ZM48 30H50V32H48ZM60 30H63L65 33H63V32L60 31ZM67 30H68V31H67ZM73 30H74L76 33H75ZM92 30H93V31H92ZM111 30H113V31H112L113 33L111 32ZM122 30H123L124 32H125V30H126V32L124 33ZM128 30H131V31H129V32H130L132 35L129 34V33L127 32ZM159 30H158V31H159ZM161 30H162V31H161ZM171 30H174V32L177 30V31H176V34H177L178 31H179V32H178V34L176 35V34H174L173 31H171ZM180 30H181V31H180ZM197 30H198V31H197ZM216 30H217V31H220V32H222V33L218 32V33H220V34H217V33H216V32H217ZM43 31H44V32H43ZM59 31H60V32H59ZM66 31H67V32H66ZM84 31H85L86 33H85ZM88 31H89L90 33H89ZM109 31H110V32H109ZM116 31H117V32H116ZM138 31H139V32H138ZM164 31H165V33H164ZM167 31H168V33H166ZM212 31H214V32H212ZM215 31H216V32H215ZM41 32H42V33H46V34L49 33V34H47V36H46V34H42V35L40 36L41 38L39 39V34H41ZM51 32H52V33H51ZM55 32H56L57 34H58V32H59V34H58L59 36H57V34H56ZM61 32H62V33H61ZM69 32H71V33L73 32L74 34H77V35H73V33H72V34L70 33V34L74 37V38H73L71 35H69ZM114 32H115V33H114ZM121 32H123V33L125 34V36H124V34H123V36L120 35ZM53 33H54V34H53ZM136 33H138V34H136ZM154 33H155V34H154ZM172 33H173L174 35H170V36H168L169 34H172ZM201 33H202V35L204 36V37H203V38H204V43L208 42V40H209L210 43H207V44H208L207 46H209L210 49H211L212 44H213V48H212L211 50H209V52L211 51L210 54H209V52H208V48H209V47H205V46H206V45H205L204 47L207 49V51L204 50L205 48L203 49V51H204L203 53H207V52H208V53L206 54L205 59L208 58L209 60L207 59L206 61H207L208 63H212V62H214L213 64H208V67L210 66L209 68H208L207 66H206V67L204 66L203 61H201V59L203 60V58H201L202 56H201V57L199 56V54L202 55V54L200 53V52H202V51H201V48H200L199 45H198V43H199L200 40H201V39H200L201 37H200L198 34L201 35ZM223 33H224V34H223ZM52 34H53V36H50V35H52ZM55 34H56V35H55ZM66 34H67L68 36H67ZM84 34H86V35H84ZM89 34L91 35V37L89 36ZM95 34H96L98 37L95 36ZM98 34H99V35H98ZM107 34H109L110 36L108 37ZM113 34H115V35H113ZM135 34H136L137 37L135 36ZM149 34H150L151 36H150ZM152 34H153L154 36L156 35L157 39H156V37H155L154 40H153L152 37H154V36H153ZM166 34H167V35H166ZM183 34H184V33H183ZM206 34H208V35H207L208 38H209L210 36H211L212 38H211V37H210L211 39H210V38H209V39L206 38ZM43 35H45V36H43ZM62 35H65L66 37L64 36V38H63ZM78 35H79V36L82 35L80 38H83L84 36H85V37H84V39H79V38H78V37H79ZM87 35H88V37H87ZM103 35H105V36H103ZM112 35H113V36H112ZM116 35H117V36H116ZM129 35H131V36H129ZM133 35H134V36H133ZM218 35H219V36H218ZM220 35H221V37L224 39V40H222L223 43H221V39H222V38L219 39ZM226 35H227V37H226ZM42 36H43V37H42ZM48 36H49V37H48ZM55 36H57L58 39H57ZM60 36H62V40H64V42H62L63 44L61 43L62 40L60 39V38H61ZM69 36H71V37H70L71 40L69 39ZM77 36H78V37H77ZM149 36H150V37H149ZM174 36H176V37H174ZM192 36H193V42H192ZM196 36H197V38H195ZM216 36H218V37H216ZM93 37H94V38H93ZM102 37L105 38V39H108V40H106V42H107L106 46L103 48V49H104V52H103V49H102L103 46H102V45H101V46L98 45V43L101 44L100 41H101V38H102ZM110 37H111L112 41H110V40H111ZM114 37H116V38H114ZM117 37H120V38L123 37V38L119 40V38H117ZM148 37H149V38H148ZM166 37H167V38H166ZM168 37H170V38L168 39ZM178 37H179V38H178ZM214 37H216V38H214ZM224 37H225V38H224ZM242 37H243V38H242ZM55 38H56V39H55ZM66 38H67V39H66ZM85 38H86V39H85ZM88 38H89V41L87 40ZM90 38H91V39H90ZM92 38H93V39H92ZM113 38L116 40V42L114 41ZM127 38H129V41H127ZM133 38H134V39H133ZM135 38H136V39H135ZM150 38H152V39H151V42H150ZM171 38H173V39L175 38L176 41H175V39L172 40ZM194 38H195V40H194ZM198 38H199V39H198ZM205 38H206V39H205ZM22 39H23V38H22ZM22 39L20 38V40H22ZM65 39H66V41H65ZM73 39H74V40H73ZM99 39H100V40H99ZM117 39H118V40H117ZM123 39H124V40L126 39L127 43L124 42ZM177 39H178L179 41H178ZM213 39H217V41L214 42ZM225 39H226V40H225ZM39 40H40V41H39ZM58 40H59V41H58ZM60 40H61V41H60ZM67 40H70V41H67ZM80 40H81V42H80ZM90 40H91V41L93 40V41L91 42ZM95 40H96V43H94ZM130 40H131V41H130ZM134 40H135V41H138V42H135ZM167 40H168V41L170 40V43H169V44H167V43H168ZM171 40H172V41H171ZM38 41H39V45H38V43H37ZM44 41H46V42H44ZM50 41H51L52 43H51ZM54 41H55V42H54ZM72 41H73V42L75 41V42L73 43ZM77 41L80 43V45H82V47L79 45V43H77ZM85 41H86V42H85ZM108 41H109V43H108ZM113 41H114V42H113ZM117 41H119V42H117ZM139 41H140V42H139ZM174 41L176 42V44H177V43L180 44L181 42H182V43H181L180 45H178V44L176 45ZM177 41H178V42H177ZM180 41H181V42H180ZM218 41H220L221 44H220ZM242 41H243V43H242ZM21 42H24V40H22ZM42 42H43V43H42ZM70 42H72V43H70ZM82 42H84V44H85V49H86V47H88V48L85 50V51H87V52L89 51L88 53H86V55H87V56L89 55V57H90V55L92 54L91 57H90L91 59L87 58L86 56H83L84 58L86 57V58L88 59V60H87V59L85 58L88 62H86V60L81 56V55H85V54H84L85 51H83V50H84V48H83V47H84V46H83L84 44H82ZM112 42H113V44H112ZM120 42H122V43H121V44H122V45H121L122 47L120 46ZM123 42H124V43H123ZM130 42H131V43H130ZM132 42H133V43H132ZM224 42H225V43H224ZM226 42L228 43V45L230 44L232 48H230V45H229V46H228V45L226 46V44H227ZM48 43L51 45V47H50V45H49ZM86 43H87L88 45H87ZM92 43H93V44H92ZM117 43H118V44H117ZM125 43H126L127 45H126ZM141 43H142V44H141ZM191 43H192V44H191ZM211 43H212V44H211ZM214 43H216V45H217L218 43H219V44H218L217 46L214 47V45H215ZM46 44H47V45H46ZM68 44H69V45L71 44L70 46H72V47H71V48H70V46L68 47ZM76 44H77L79 47H78V46H77V47L74 46V45H76ZM89 44H91L92 46L89 45ZM108 44H111V45L108 46ZM114 44H115V45H114ZM124 44L126 45V47H125ZM128 44H129V45H128ZM130 44H131V48H130ZM138 44H139V45L141 44L140 46H142L143 48H141ZM170 44H174V45H176V46H173V45H170ZM194 44H195V45H194ZM245 44H246V45L248 44L249 46L247 45V47H244ZM53 45H54V46L56 45V48L59 49L60 52L63 51V50L65 49L64 52H66L67 54L64 53V52L60 53L59 50L55 49V51H56L57 53H60V55H58V54L54 51V47H53ZM93 45H94V46H93ZM96 45L98 46V48H96V47H97ZM113 45H114V49H112ZM136 45H138L139 48H138V46L136 47ZM196 45H197V47H196ZM219 45H220V48H219V49H221V50H222V48H221L222 45H224V46H222L223 49H224V47H225V49L222 50V51H223V54H222V55H221L222 51H221V53H219V51H220V50L218 49ZM48 46H49L50 48H49ZM89 46H90V47H89ZM115 46H116V48H115ZM117 46H120V47H118V48L122 51L121 54H122L123 56L120 54L121 51L117 48ZM123 46H124V47H123ZM127 46H128V49H129V50L127 49ZM134 46H135L137 49H136ZM154 46H155V47H154ZM180 46L184 48V49L182 48V50H184L183 52H180V51H182L181 49L178 50V48H181ZM194 46H195V48H194ZM242 46H243V47H242ZM47 47H48V48H47ZM60 47H61V48H60ZM75 47H76L77 49H76ZM80 47H81V49L78 51V49H79ZM91 47H92V48H91ZM99 47H100V48H99ZM156 47H157V48H156ZM165 47H166V49H165ZM171 47L173 48L172 50H173L174 54L171 53V52H172V51H171ZM174 47H175V48H174ZM198 47H199L200 49H199ZM227 47L229 48V50H228ZM45 48H46V49H45ZM62 48H63V49H62ZM72 48H73V49H72ZM74 48L77 50L75 53L79 52V53H77V56H78V54H79L80 57L78 56V58H77L76 55L74 56L75 53H74V52L72 53V51H74ZM89 48H90V49H89ZM110 48H111L112 51L110 50ZM123 48H125L127 51H126V52L123 51V50H125V49H123ZM133 48H134V49H133ZM140 48H141V49H140ZM191 48H192V49H191ZM215 48H217L218 51H217V49H215ZM43 49H44V50H43ZM48 49H52V51H51V50H49V51H50V53L52 52L53 54H52V53L50 54L49 52H46V55H45V51H48ZM61 49H62V50H61ZM66 49H68V50H66ZM92 49H93V50H92ZM94 49H96V50H94ZM99 49H101L102 51L99 50ZM122 49H123V50H122ZM139 49H140V50H139ZM153 49H152V50H153ZM164 49H165V50H164ZM176 49H177V51H175ZM189 49H191V50H189ZM193 49H194V52H193ZM232 49H233V50L235 49V50L238 52V53H236V51L234 50L235 54H237V55L234 54V52L232 51ZM246 49H247V50H246ZM249 49H250V50H249ZM81 50H82L83 52H82ZM90 50L93 51L91 54H89V53L91 52ZM98 50H99V51H98ZM116 50H117V51H116ZM118 50H119V51H118ZM133 50H134V51H133ZM185 50H186V51H185ZM195 50H197V51H195ZM248 50H249V52H247ZM67 51H69L70 53L67 52ZM105 51H106V52H105ZM150 51H151V50H150ZM170 51H171V52H170ZM189 51H192V52H189ZM198 51H200V52H198ZM215 51H217L216 54L218 53V54H217L218 56L214 53ZM225 51H226V53H224ZM229 51H230V53L228 54L227 52H229ZM250 51H251V52H250ZM80 52H81L82 54H81ZM95 52H96V54H95ZM99 52H100V54H99ZM107 52H108V53H107ZM128 52H129L131 55H130V54L128 55ZM136 52H137V53H136ZM142 52H143V51H142ZM148 52H149V51H148ZM161 52H162V53H161ZM176 52H177V54H176ZM186 52H187V54H190V53H191V55H193L192 53H194V54L196 55V52H197L198 54H197L196 56L193 55V56L195 57V58H193V56H191V55H186V54H185ZM188 52H189V53H188ZM241 52H240V53H241ZM41 53H42V54H41ZM47 53H48V57H47ZM106 53H107V54H106ZM123 53H124L125 55L127 54L128 56H125ZM163 53H164V56H163ZM179 53H180L182 56H183V55H185V56H189V57H187V58H189V59L185 58V56H184V58H183ZM247 53H248V54H247ZM249 53H250V54H249ZM11 54H12V53H10L9 56H10L11 58H15V59H12V60H13L12 62H14V60H18L19 57H18L17 54L13 53V55H14L15 57H14V56L12 57ZM54 54H55V55H54ZM56 54H57L58 57L56 56ZM80 54H81V55H80ZM117 54L121 55V56H120V59H119V55H117ZM132 54H133V55H132ZM145 54H146V53H145ZM161 54H162V55H161ZM165 54H166V55H165ZM208 54L210 55L209 57H208ZM213 54L217 56V59H216V56L214 57ZM226 54H227V56H226ZM230 54H234L236 58H233L234 55L231 56ZM49 55H50V56H49ZM61 55H63V56H61ZM99 55H100V57L98 58L97 56H99ZM101 55H108V56H110L111 58H113V60H111V58H108V56H107V57L104 56V58H103V56H101ZM157 55H158V56H157ZM160 55H161V56H160ZM170 55H171V56H174V57L176 56V57L174 58L175 60H174L173 58H171ZM179 55L183 58V59L181 58L182 60H185V62L182 61V60L180 61V57H179ZM212 55H213V58H212ZM224 55H225V56H224ZM228 55H229V56H228ZM9 56L7 57V61L9 60V61H8V64H10L11 66H13L14 63H15V64H16V63H19V60H18V62L15 61V62L12 64L11 59H10ZM16 56H17L18 58H17ZM53 56H54V58H53ZM69 56H70V60H69ZM116 56H118V57H116ZM124 56H125V57H124ZM129 56H131L133 59H132L131 57H129ZM133 56H134V57H133ZM166 56H167L168 58H167ZM198 56H199L200 58H197ZM203 56H205V55L203 54ZM219 56H220V57H219ZM221 56H222V58H221ZM45 57H46V58H45ZM50 57H52L53 60H52ZM59 57H60V58H59ZM62 57H63V58L66 57V59L63 60ZM71 57H72V59H71ZM73 57H76L77 59H80V58L82 57L81 60H82V59H83V61L85 60V61H84L85 63L83 64V62L80 61V60H75V61H73L74 59H76V58L73 59ZM92 57H93V58H92ZM146 57H147L146 59H150V58H151L150 53H149V56H148V54H147ZM160 57H164V58H163V59L161 58V59L159 60ZM165 57L167 58L168 61H165V60H166ZM190 57L193 58L194 60H193V59L191 60ZM227 57H228V58H227ZM229 57H231V58H229ZM237 57H238V58H237ZM245 57H247V58H245ZM248 57H250V58H248ZM16 58H17V59H16ZM47 58H48V59L50 58L51 61H50V60H44V59H47ZM58 58H59V60H56V59H58ZM94 58H95V60H94ZM101 58H102L103 60H101ZM105 58H107L108 60L106 59V60H107V61H106ZM117 58H118V60H116ZM126 58H127V60H126ZM128 58H130V60L133 61L132 63H135V64L129 63L130 60H129ZM156 58H157L159 61L156 60ZM170 58H171V60H169ZM214 58H215L216 60H215ZM225 58H227L228 61L225 60ZM251 58H252V59H251ZM19 59H20V58H19ZM67 59H68V62H67ZM109 59H110V60H109ZM164 59H165V60H164ZM172 59H173V60H172ZM177 59H178L179 61H178ZM197 59H198V60H197ZM199 59H200V60H199ZM211 59H212L213 61H212ZM222 59L225 60L226 62H224ZM229 59H230V60H229ZM232 59H237V60H236L237 62H236L235 60H234V62H232V61H233ZM60 60H62V61H60ZM71 60H72V63H73V67H72ZM92 60H93V63H94V64H92ZM98 60H101V61H99V62H102V63H99ZM121 60H122V63L124 62V63H123L124 65L120 62ZM161 60H162V61H161ZM163 60L165 61L164 64L167 66V68H166V66H165L164 64H162ZM214 60H215L216 62H219L220 60H221V61H220V63L218 64V63H216ZM217 60H218V61H217ZM244 60H245V62H247L246 64L248 65V69H249V68H250V70L252 69L251 71L247 69V65H243V64L245 63ZM248 60L250 61V63H249ZM43 61H44V62H47V61L49 62V61H50V62H49V63H50V66L47 65V64H44ZM64 61H66V62H64ZM76 61H77V62H76ZM78 61H79V62H78ZM90 61H91V62H90ZM111 61H114L115 63H116L117 61H118V62H117L116 64H113L114 62L109 63V62H111ZM125 61H126V62L128 61V62L126 63ZM131 61H130V62H131ZM154 61H156V62H154ZM172 61H173V63L176 65V67L178 68L177 70H176L175 65L172 63ZM176 61L179 62V65L181 66V68L178 66V64H177L178 62H176ZM188 61L191 62V63L187 65V62H188ZM222 61H223V64L221 65ZM241 61L244 62V63L242 62V65L244 66V69L242 68L243 66L241 65V67H240V65H239V63H238V62L241 63ZM9 62H10V63H9ZM53 62H54V63H53ZM74 62H75V63H74ZM80 62L82 63L83 66L81 65ZM95 62H97V63L100 65V67H98L99 65H98L97 63H95ZM105 62H106V64L108 63L109 65H110V64H111V65L113 64L112 67H113L114 69L112 70V67H111V68H106V67H110V66H109L108 64H107L108 66H107L106 64H104ZM175 62H176V63H175ZM181 62H182V63H181ZM189 62H188V63H189ZM194 62H195V63H194ZM49 63H48V64H49ZM61 63H62V64H65V65L59 67V66L61 65ZM87 63H88V64H87ZM128 63L130 64V65H129L130 68H128V65H127ZM156 63L159 64V65H158L159 67L157 66ZM180 63H181V64H180ZM198 63H199L200 65H199ZM228 63H230V64H228ZM231 63H232V64H231ZM234 63H235V64H234ZM237 63H238V64H237ZM53 64L56 65L55 69H57V70L54 69V65H53ZM58 64H59V65H58ZM75 64H77V65H75ZM86 64H87V65H86ZM91 64H92L93 66H92ZM95 64L97 65V67H98L99 70L96 68ZM101 64H102L103 66H102ZM117 64H118V65H117ZM119 64H120V65H119ZM161 64L164 65V67H163ZM169 64H170V65H169ZM172 64H173V65H172ZM192 64H193V65H192ZM195 64H197V65H195ZM202 64H203V65H202ZM217 64L220 65V67H218ZM233 64H234L235 66H234ZM250 64H252V65L250 66ZM16 65H17V64H16ZM51 65H53V66H51ZM66 65H68V66H66ZM74 65H75V66H74ZM84 65H85L86 67H85ZM104 65H106V66H104ZM115 65H116V66H115ZM121 65H122L123 67H124L125 65H126V66H125L124 68H123V67L121 68ZM131 65H132V66H135V70L138 69V71H137V70L135 71L134 69H132V66H131ZM186 65H187V68H186ZM189 65H190V67H189ZM201 65H202V66H201ZM213 65H214V67H212ZM215 65H217V67H216ZM223 65H225V66H223ZM226 65H228V67H227ZM229 65H230L231 67H230ZM236 65H237V66H236ZM14 66H15V65H14ZM17 66H18V65H17ZM57 66L59 67V69L57 68ZM76 66H77V67H76ZM89 66H90V68H88ZM101 66H102V67H101ZM118 66L122 69V71H121V69H120ZM173 66H174L175 69L173 68ZM183 66H184L185 69L182 68ZM200 66H201L202 70H201ZM221 66H222L223 68H222ZM232 66H233V68H232ZM245 66H246V67H245ZM252 66H253V67H252ZM254 66H255V68H254ZM15 67H16V66H15ZM49 67H50V69H51V67H53V68H52V69H54L53 72H52V69H51V71H49V70H50ZM63 67H65V69L68 67V68H67L68 70L70 69L69 67H71L70 70H71L73 73H70V72H71L70 70H69L70 72L68 73V70L66 71L65 69H62ZM79 67H80L81 71H79V70H80ZM82 67H84V68L82 69ZM236 67H237V68H236ZM46 68H48V69L46 70ZM86 68H88V71H89V72H87ZM92 68H93V69H92ZM101 68H102V70H100ZM118 68H119V69H118ZM126 68H128V69H126ZM133 68H134V67H133ZM153 68H154V71H152ZM157 68H161V69H158L159 71H157ZM165 68H166V69H165ZM168 68H169L170 72H169ZM179 68H180V69H179ZM207 68H208V70H205V69H207ZM212 68H213V69L215 68V69H217V70L213 71V72H214V73H213V72H212ZM224 68H225V69H224ZM226 68H227V69H226ZM228 68H229V69H228ZM245 68H246V69H245ZM60 69H61L62 71H65V72H66V73L63 72V75H62V76H61L62 73L60 72V71H61ZM84 69H85V70H84ZM89 69H90L91 71H90ZM125 69H126V70H125ZM131 69H132V70H131ZM149 69H150V71H149ZM162 69H165V70H164L165 72H164ZM172 69L174 70L175 73L172 72ZM218 69H221V70H220L221 72L224 71L223 74H222ZM223 69H224V70H223ZM232 69H234V70H232ZM235 69H236V70H235ZM77 70H78L79 73L76 72ZM83 70H84L85 72H87V75H86V78H85V79H86V82H87V83H86L87 85H86L85 82H84L85 80H84V77H83V76H85L86 73L84 74V71H83ZM103 70H104V71H103ZM128 70H129V71L131 70V72H129ZM178 70H179V71H178ZM210 70H211V72L208 73L207 71H210ZM227 70H228V71H227ZM229 70H230V71H229ZM231 70H232V71H231ZM245 70H246V72H244ZM247 70H248L249 72H248ZM45 71H48V72L45 73ZM98 71L103 72L106 76H105L103 73H102V74H98V73H100V72H98ZM112 71H113V73H112ZM124 71H125V72L127 71L128 73H125ZM134 71H135V73H134ZM155 71L158 72V73L161 72V71H163V72L159 73L160 75H158V74H155V73H156ZM166 71H167V72H166ZM189 71H191V72H192V71H193V72L195 71V73L190 74ZM196 71H197V72H196ZM198 71H199V73H198ZM201 71H203V73H202ZM205 71L207 72V74L205 73V75H204V72H205ZM225 71H226V72H225ZM241 71H242L243 73H245V74H244V78H246L245 81H248V83H245V82H244V83L240 84L241 82L244 81V80H242V79H243V74H242V77H241V75H239V73H240V74L242 73ZM253 71H254V72H253ZM255 71H256L257 74L255 73ZM95 72H96V73H95ZM97 72H98V73H97ZM105 72H110L111 74L108 73V74H109V75H108V74L105 73ZM119 72H120L121 75L123 74V72L125 73V74L122 75V77H124V80H122L121 75H120V78H119V75H118ZM136 72H137V73H136ZM138 72H139V73H138ZM150 72H151V74H149ZM153 72H155V73H153ZM168 72H169L170 74H169ZM171 72H172V75H171ZM179 72H180V73H179ZM184 72H185V73H184ZM217 72H218L219 74H218ZM236 72H237V73H236ZM250 72H251L250 75H252V74H254V73L256 74V75L254 74V77L251 76V77L254 78V79L249 78V80H251V81H250L251 83H249V80H247V77H248V76L250 77V75H249ZM252 72H253V73H252ZM64 73H65L66 76L64 75ZM67 73H68V74H67ZM80 73H81L82 75H81ZM88 73H89V75H88ZM114 73H116V74H114ZM173 73H174V74H173ZM210 73H211V74H210ZM246 73H247V76H246ZM77 74H78L79 76H78ZM96 74H97V75H96ZM126 74H127V75H128V74H129V75L131 74L130 76L128 75V76H129L128 79H129V80L132 79V81H131V80H130V81H131L133 84L135 83V85H132L131 82H130V83H125V81H126V82H129L128 79H125ZM152 74H153V75H152ZM154 74L156 75L157 78L155 77ZM161 74H162V75H161ZM165 74H168V77H167V78L165 77V76H166ZM185 74H186L188 77H187ZM202 74H203V76H202ZM214 74H215L216 76H215ZM220 74H221V75H220ZM225 74L228 75V76H226L228 80H229V78H231V79L229 80V82H228V80L226 79ZM229 74H231V75H229ZM232 74H233L234 76H235V75L239 76V77H238V80H239L238 83L240 84V86L237 85V84H238V83H237L238 80L236 79L237 76H235V79H234V76H232ZM94 75H95V78H96V79L93 78ZM98 75H103V76H105V77H104V79H102L103 77H102V76H101L102 78H101V77H98ZM114 75H115V76H114ZM132 75H133V76H132ZM137 75H138V76H137ZM151 75H152V76H151ZM163 75H164V76H163ZM176 75H178V78H176ZM208 75H209V76H208ZM212 75H213V77H216V78H213ZM219 75L221 76V78H219V77H220ZM257 75H258V77H257ZM60 76H61L62 78H61ZM63 76H64V78H63ZM73 76H74V75H73ZM90 76H91V77H90ZM108 76H110V77L108 78ZM116 76H117L118 78H117ZM131 76H132L134 79H133ZM134 76H135V77H134ZM160 76H162L163 79H162V77H161V79H160V78H159ZM171 76H173V77H171ZM174 76H175V77H174ZM192 76H191V77H192ZM223 76H224V77H223ZM229 76H230V77H229ZM68 77H66V78H68ZM87 77H88L90 80L87 79ZM114 77H115V78H114ZM136 77H137V79H136ZM149 77H152V78L154 77V78H153V80H150V81H149ZM179 77H180V79H179ZM222 77H223L224 80L226 79L228 83H225L226 81H224V80L222 79ZM98 78L100 79L99 82H102L101 84H103L104 86H106V87H104L103 85H101L102 88H103V87L106 88V89L103 88V90H101L102 88L100 87V91H101V93H100V92L98 93V91H95V88H93V87H94L93 85H89V84H94V83H93L94 81H95V82L98 81ZM111 78H112V79H111ZM126 78H127V77H126ZM152 78H151V79H152ZM155 78H156V80H155ZM174 78H175V79H174ZM181 78H182V79H181ZM210 78H213V79H210ZM217 78H219V80H218ZM232 78H233L234 80H233ZM240 78H242V79H240ZM5 79H6V78H5ZM53 79H54V80L57 79V81H58V79H59V81L57 82L58 84L56 83V80L54 81ZM73 79L75 80V82H74ZM79 79H83L84 81H83V80H80V81H83V82H80ZM91 79H92V80L95 79V80L92 81ZM106 79H107V80H106ZM108 79H111V80H108ZM113 79H114V80H113ZM139 79H140L141 81H139ZM159 79H160V80H159ZM166 79H167V83H166ZM172 79H173V80H172ZM214 79L216 80V82H215ZM256 79H257V80H256ZM66 80H67V83H65ZM70 80L73 81V87H72V82H71V87H69L70 85L68 86V84L70 83ZM101 80H102V81H101ZM104 80H106V82H104ZM112 80H113L114 82H112ZM118 80H119V81L122 80V81H120V82H122V85H123V86L121 85L120 82L118 83ZM133 80H134L135 82H134ZM154 80L156 81V83L154 82ZM157 80H159L160 82L157 81ZM163 80H165V81L163 82ZM168 80L170 81L169 83H168ZM176 80H177V81L179 80V81L176 82ZM212 80H213V83L211 82ZM232 80H233V81H232ZM60 81H62L63 83L67 84V86H68L69 88H71V90H70L69 88H67V89L70 90L71 92L73 91V92H72L73 94L76 92V89H77L78 86H79L80 88L82 87V84H84V87H83V88H84L85 90H84L83 88L80 89V88L78 87L80 90L77 89V91H79V92H78L77 94H75V95L78 96V94H79L80 96H79V97H77V96L75 97V95H73L72 93H70V91H67V93H66V90H67V89H65V88H66V85L63 84V83H60ZM68 81H69V82H68ZM78 81H79V82H78ZM90 81H91V82H90ZM108 81H109V82H108ZM110 81H111V82H110ZM136 81H137V82H136ZM138 81H139V82H138ZM151 81H152L153 83H152ZM172 81H175V82H172ZM222 81H223L224 83H223ZM9 82H10V81H9ZM9 82H8V85H7V81L5 82V80H4V84L6 85V87H7L8 90L11 89V88H9V87H11V82H10V84H9ZM46 82H49V83L51 82V83H50L51 85L49 86V83L47 84ZM52 82L54 83V85H53ZM88 82H90V83H88ZM103 82H104V83H103ZM116 82H117V83H116ZM142 82H143V83H142ZM146 82H147V83H146ZM149 82H150L151 85H147V84H149ZM157 82H158V84H157ZM161 82H162V83H161ZM171 82H172L173 84H172ZM214 82H215V83H214ZM252 82H254L253 85H252ZM1 83H2V82H1ZM1 83H0V89L3 88V86H1ZM59 83H60L61 85H59ZM74 83H76V84H74ZM79 83H81V84L77 86V84H79ZM107 83H108V84H107ZM124 83H125L126 85H125ZM139 83H140V84L142 83V86H141V87L139 86ZM159 83H161V84H159ZM165 83H166V84H165ZM174 83H176V84H174ZM2 84H3V83H2ZM62 84L65 85V87H63ZM111 84H112V85H111ZM127 84H129V85L131 84L132 86H128V87H127ZM145 84L147 85V87H148V86H152L154 89H153V88H152V89L150 88V89L153 90L154 92H155V91H156V92L159 91V88H160V92L162 91L161 93H162L164 96H165V95H166V96H165L164 98H162L163 95H162L161 93H159V92H157V93H156V92L153 93V91H151L149 88H147V90L149 89V91H148L149 93H150V91H151V93H150V95H149V96L151 97V101L148 103L147 106L144 105L143 102H142L143 99H144V97H143V99H141V100H139V98H142V97H140V96H143L142 93H145V92L147 91V90L145 89V88H146V85H145ZM155 84H157V85H156V86H153V85H155ZM179 84H181V86H183V87H181ZM209 84H210V85H209ZM234 84H235V85H234ZM243 84H245L246 86L243 85ZM247 84H249V87H248ZM47 85H48V86H47ZM55 85H57V86H55ZM58 85H59V86H58ZM110 85H111V86L114 85L113 87H115L116 94H118V95H115V94L113 93V92H115V91H112V90H114V88H113L112 90L110 89V91H112V92H108V91H109V88H112ZM118 85H119L120 87H119ZM161 85H163V87H162ZM166 85H167V86H166ZM172 85H173V86H172ZM174 85L177 86L178 88L175 87ZM211 85H212V86H211ZM242 85H243L244 87H242ZM251 85H252L254 88H256L255 86H257V88L254 89V88H252ZM8 86H9V87H8ZM61 86H62V87H61ZM75 86H77V87H75ZM86 86H87V90L89 89V91H86ZM108 86H110V87H108ZM121 86H122V87H121ZM124 86H125L126 88H125ZM143 86H144L145 88H144ZM160 86H161V87H160ZM164 86H166V87H164ZM169 86H170V88H169ZM171 86H172V87H171ZM207 86H208V87H207ZM209 86H210V87H209ZM235 86L240 87V90H241V91L238 92L239 89H237L238 87H235ZM56 87H57L58 90H56ZM88 87H90V88H88ZM107 87H108V88H107ZM117 87H118V88H117ZM130 87H131V89H132V88H133V89L135 88V89H134V90H133V89L131 90ZM136 87H139L140 89H139V88H136ZM179 87H181V88H179ZM231 87H232V88H231ZM234 87H235V91H234V89H233ZM246 87H247V89H246ZM52 88H53L54 90H53ZM61 88L63 89V91L61 90ZM73 88H74V89H73ZM119 88H120V89H119ZM122 88H123V89L125 88L126 91H125V89L123 90ZM127 88L130 89V90H128ZM141 88H142V89H141ZM157 88H158V89H157ZM163 88H165V91H163ZM173 88H175L176 90L173 89ZM183 88H184V90H183ZM208 88H209V89H208ZM244 88H245V89H244ZM249 88H250L251 90H252V89L255 90V91H253L254 94H253V92H251V91L249 90ZM82 89H83V91H82ZM117 89H118V90H117ZM136 89H137V91H136ZM143 89H145L146 91L143 90ZM168 89L172 92V94H170L171 92L169 93V94L171 95L170 97L167 96V94H168L167 92L169 91ZM171 89H172V90H171ZM179 89H180V90H179ZM236 89H237V91H236ZM242 89L245 90V93H243L244 91H243ZM52 90H53V91H52ZM55 90L58 91V92H56ZM106 90H107V91H106ZM121 90H122V91H121ZM140 90H141V91H140ZM187 90H188V91H187ZM246 90H248V91H246ZM0 91H2V90H0ZM54 91H55V92H54ZM74 91H75V92H74ZM119 91H120V95H121V97H120V95H119ZM123 91H125V92L122 94ZM127 91H130V93H131V97H130V93H129V92H128L129 94H125V93H127ZM166 91H167V92H166ZM176 91H177V92H176ZM182 91H183V93H184L183 96H182V94H181ZM217 91H219V92H217ZM220 91L223 92V93H220ZM233 91H234V92H233ZM258 91H259V92H258ZM51 92H53V93H59V94L62 93L61 95L63 96V99L60 100V97L62 98L61 95L57 94V95H59V96H56V95L54 94V95H55V96H54ZM63 92H64V94H63ZM68 92H69V93H68ZM82 92H85V94L82 93ZM86 92H87L88 96L90 95L91 97H90V96H89V97H88V96H85V100H84V95H86ZM107 92L110 93L109 95H111V94L113 93L114 96H113V95L108 96ZM117 92H118V93H117ZM137 92H138V93H137ZM139 92H140V93H139ZM163 92H164L165 94H164ZM175 92H176L177 94H178V92H179V93L181 92V93H180L181 95L178 94V98H177V97L175 96V95H177V94H175ZM186 92H187V93H186ZM211 92H212V93H211ZM213 92H214V93H213ZM246 92H247V93H246ZM250 92H251V94H250ZM255 92H256V93L258 92L259 94H256ZM0 93H1V92H0ZM89 93H92V94H89ZM133 93H134V94H133ZM136 93H137V94H136ZM173 93H174V95H173ZM188 93H189V95H188ZM234 93H236V95H233ZM239 93H240V94H239ZM66 94H68V95L71 94V95L73 96V97H71L72 99H70V96H71V95L68 96L69 99H65V97L67 98V95H66ZM104 94H105V95H104ZM106 94H107V95H106ZM124 94H125L126 96H125ZM132 94H133V97H135V98L132 97ZM135 94H136V96H134ZM138 94H139V97H138ZM145 94H147V92H146ZM157 94H158V95H157ZM159 94H160V95H159ZM186 94H187V95H186ZM211 94H212L213 96H215V97H213ZM220 94H224L225 96H224V95H220ZM241 94H243V95H244V94H247L248 96L246 95V97H245V95H244V96H243V97H244L243 99H246V98H247V99H250V101L247 100V99H246L247 101H246V100H242V97H241L242 95H241ZM64 95H65V97H64ZM81 95H82L83 99H82ZM93 95H94V97H95V100L93 99V98H94ZM127 95H129L128 97H130L129 101H128V97H127ZM154 95H157V97L154 96ZM185 95H186L187 97H186ZM249 95H251L252 98H250L251 96H249ZM253 95H255L256 98H255ZM256 95H260V96H256ZM99 96H100L101 98H100ZM106 96H108V97H106ZM115 96H117L118 99H117ZM123 96H124V99L122 98ZM158 96H160V97H158ZM161 96H162V97H161ZM189 96H190V97H189ZM217 96H218V98L220 97V100L217 98ZM221 96H222V97L224 96V97H226V98H222ZM232 96L234 97L233 99H232ZM235 96H236V97H235ZM239 96H240L241 98H240ZM57 97H59V98H57ZM92 97H93V98H92ZM112 97H113V98H112ZM119 97H120V99H119ZM136 97H137V98H136ZM154 97H156L157 99L155 100ZM166 97H167V100H168V101L165 100ZM171 97H172V98H171ZM183 97H184L185 99L187 98L186 100H187L188 102H187V101L184 102L185 99H184ZM56 98H57V100H56ZM75 98H79V99L77 100V99H75ZM80 98H81V99H80ZM86 98H88V99L86 100ZM102 98L104 99L103 101H104L105 104H104V103L102 104L103 101L100 100V99H102ZM105 98H106V99H105ZM114 98H115V100L117 99L116 102H115ZM152 98H153V99H152ZM158 98H159L160 100H159ZM161 98H162V99H161ZM168 98H170V99H168ZM181 98H182V99H181ZM260 98H261V99H260ZM74 99H75V100H74ZM89 99H90V100H89ZM111 99H112V100H111ZM121 99H123V100H121ZM126 99H127V100H126ZM132 99H133V101H131ZM137 99H138L139 101H138ZM163 99H164V100H163ZM183 99H184V100H183ZM189 99H190V101H189ZM192 99H193V100H192ZM225 99H226V100H225ZM236 99H238V100H236ZM251 99H252L253 101H252ZM254 99L257 100V103H256V100H254ZM62 100H64V102H63ZM69 100H70V103H67V102H69ZM71 100H74V101H71ZM79 100H80V102H82V103H84V104L80 103ZM93 100H94V102L92 103ZM98 100H99V101H98ZM110 100H111V101H110ZM120 100H121V101H120ZM124 100L128 101V102H126L127 105L124 103V102H125ZM174 100H175V101H174ZM191 100H192L193 102H192ZM221 100H222V101H221ZM240 100L246 102V104H244V102H241ZM259 100H260V101H259ZM261 100H263V102H262ZM52 101H53V100H52ZM65 101H66V102H65ZM75 101H77V102H75ZM86 101H87V103L85 104ZM100 101H101V102H100ZM140 101L142 102V108H143V109L148 108V109H146V111L148 112V114H149V112L151 113V114H149L150 118L153 117L152 119H150V123H152V124L155 123V125H152V126H154V127H153V128H154V131H153L154 134H153V136H154V137L156 138V140H157L156 143H155V141H154L155 138L152 136V134H151L150 131L146 132V133H149L150 136L144 134V137L142 138V140H141V139H138V138H139V136L137 135V134H138V130L135 129V127H136V125H135L136 122H135V121L137 120V118H135V117H137L138 114H139V113H136V111H137V112L140 111V110L138 109V107H139V108L141 107V106H140V105H141ZM152 101H153V102H152ZM161 101H163V102H161ZM179 101H180V102H179ZM182 101H183V102H182ZM218 101H219V102H218ZM220 101H221V102H220ZM231 101H232L234 104L231 103ZM235 101H236V102H235ZM254 101H255V102H254ZM258 101H259V103L261 102L263 105H262L261 103L259 104ZM99 102H100V103H99ZM110 102H111V103H110ZM122 102H123V103H122ZM129 102H131V103L129 104ZM132 102H133V104H132ZM134 102H135V106H134ZM138 102H139V103H138ZM151 102H152V103H151ZM169 102H171V103H169ZM172 102H173V103H172ZM175 102H176L177 104H175ZM181 102H182V103H181ZM190 102H191V103H190ZM213 102H214V103H213ZM216 102H217V103H216ZM222 102H223V103H222ZM238 102H240V103H238ZM249 102H251V104H250ZM252 102H253V103H252ZM71 103H73V104H71ZM75 103H76L77 105H76ZM88 103H89V104H88ZM94 103H95V105L93 106ZM114 103H115V104H114ZM156 103H157V104H156ZM162 103H164V104H162ZM166 103H169L170 105H168V104H166ZM183 103H185V104L187 103V104H186V107H187V108L185 107V104H183ZM219 103H222L223 106H222L221 104H219ZM64 104H65V105H64ZM70 104H71V105H70ZM79 104H80V108H81V111H82V112L79 111V110H80V108H78V107H79ZM87 104H88V105H87ZM98 104H100V105H98ZM107 104H109V105H108V106H110L109 108H106V107H108ZM111 104H112V105H111ZM118 104H120V105H121V109L124 108V110H125V106H128V107H126V110H125V111H124V110H120V106H119ZM122 104H123V105H122ZM137 104H139V105H137ZM153 104H154V107L152 108ZM158 104H159V106H158ZM160 104H161V105H160ZM165 104H166V105H165ZM171 104H174V105H173V106H174V109H173V107H172ZM247 104H248V106H247ZM62 105H63V107H62ZM72 105H73V106H72ZM75 105L78 106V107H76ZM89 105H90V108H89ZM114 105H115V106L117 105V106L115 107ZM129 105H130V107H129ZM132 105H133V107H135V109H136V110L134 109L135 111L132 110V109H133V107H131ZM143 105H144L146 108H144ZM162 105H163V106H162ZM175 105H176V106H175ZM233 105H234V106H233ZM244 105H246V107H245ZM253 105H254V106H255V105H258V106H260V107H258V106H255V107H258L259 109H260V108H261V109H260V110H259V109H256ZM55 106H56V107H55ZM64 106H65V107H64ZM69 106H70V108H69ZM85 106H88V107H87L88 109L86 108L87 111H86V109H85ZM111 106H112V108H111ZM137 106H138V107H137ZM161 106H162V107H164V106L166 107V108H163V110L169 112V113L166 112L167 115L164 114L165 112L162 110V107H161ZM169 106L172 107V108H170ZM189 106H190V108H192L191 112H190V109L188 108ZM249 106H250V108H251V107H252V108L254 107V108H253V109L251 108L252 110H250V109H249ZM261 106H262V107H261ZM5 107H6V106H5ZM61 107H62L64 110H62ZM66 107H68V108L66 109ZM73 107L75 108V109H74L75 111H76V109L79 111V112L76 111V113H80V115L77 114V115H78L77 117H79V118H78L79 120L76 118V113H75V112L72 113V111H74V110H73V109L71 110V108H73ZM100 107H101V109H100ZM113 107H114V108H113ZM136 107H137V108H136ZM156 107L159 108V109H157ZM160 107H161V108H160ZM167 107H168L169 109H167ZM180 107H181V108H180ZM195 107H196V106H195ZM223 107H225V108H223ZM95 108H98V109H95ZM115 108H117V109L115 110ZM118 108H119V109H118ZM150 108H151V109H150ZM193 108H194V109H193ZM221 108H222V109H221ZM60 109H61L62 111H60ZM68 109H69V111H68ZM99 109H100V110H99ZM108 109H111V110L109 111ZM128 109H129V110H128ZM153 109H154V110H153ZM156 109H157V110H156ZM170 109H172V110H170ZM181 109H182V110H181ZM183 109H184V110H183ZM188 109H189V111H188ZM246 109H247V111L250 110L249 112H251V113H249V112L246 111L247 113H246V116H245V110H246ZM254 109H255V110H254ZM263 109H264V108H263ZM65 110H66V111H65ZM70 110H71V112H70ZM98 110H99V111H98ZM117 110H119V111H117ZM138 110H139V111H138ZM169 110H170V111H169ZM229 110H230V111H229ZM258 110H259V111H258ZM84 111H86V112H84ZM92 111H91V113H92ZM101 111H102V110H101ZM115 111H116V112H115ZM123 111H124V114H122ZM129 111H130V112H129ZM133 111L135 112V114H134ZM156 111H157V112H156ZM161 111H162V112H161ZM171 111H173V112H171ZM174 111L177 112V114L175 113L176 115L174 114ZM180 111H181V112H180ZM182 111H183V112H182ZM184 111H188V113H187V112H184ZM243 111H244V112H243ZM255 111H256V112H255ZM63 112H64V113H63ZM67 112H68V113H72V114H68ZM126 112H127V113H126ZM131 112L133 113V115H134L135 117L132 115ZM155 112H156V113H155ZM160 112H161V113H160ZM222 112H223V111H222ZM222 112H221V114H222L221 116L223 117V116L226 115V113L224 112V113H225V114H224V113H222ZM240 112L243 113L244 115L241 114ZM258 112H260V113H258ZM62 113H63V114H62ZM65 113L68 114V115H73V114H75V116L73 115L74 117H73V116H71V117H72V119H76V120H75V121H76L75 124H76L77 126H76L75 124H72L71 121L74 122V120H72L71 117H69V118H70V119H69V118H68V115H66ZM81 113H82V114H81ZM83 113H85V115H84ZM110 113H111L112 115H111ZM113 113H114V114H113ZM116 113H118V114H116ZM120 113H121V115H126V116L128 115V118L130 117V119H131V118H134V119H133V120L131 119V120H132V121H131L130 119H128V118L125 117V116H124V118H126V119H124V118H122L123 116H120V115H119ZM125 113H126V114H125ZM172 113H173L174 115H172ZM178 113H179V114H178ZM182 113H183V114H182ZM184 113H185V114H184ZM236 113H237V114H236ZM248 113H249V114H248ZM252 113H253V115H252ZM61 114H62V115H61ZM130 114H131V115H130ZM136 114H137V115H136ZM155 114H156V115H155ZM170 114H171V115H170ZM223 114H224V115H223ZM239 114H240V116H239ZM250 114H251V115H250ZM254 114H256V115H254ZM257 114H258V115H257ZM260 114H261V115H260ZM64 115H66V116H64ZM98 115H99V116H98ZM113 115L116 116L117 118H115ZM160 115H161V117L159 118ZM163 115H164V117L166 116L165 119H164V117H162ZM185 115H186V116H187V115H190V116H188V119H189V120H188L187 124H183V123H185V122H184L185 119H186L185 121H187V117H184ZM236 115H237V117H236ZM259 115H260V117H259ZM262 115H263V116H262ZM61 116H62V117H61ZM81 116H84V117H81ZM131 116H132V117H131ZM156 116H157V117H156ZM170 116H171V117H170ZM172 116H173V118H172ZM174 116H177V117H174ZM247 116L249 117V119H248L249 121L247 120V118H248ZM251 116H252V117H251ZM80 117H81L82 119H81ZM113 117H114V121H115V122H116V120L119 119L118 117H120V119H119L120 121L118 120V121H117L118 123L116 122L117 125H115V123H114L113 120H112L113 122H111V119H112ZM181 117H182V118H181ZM190 117H191V119H190ZM225 117H226V116H225ZM238 117H239V118H238ZM253 117H254V118H253ZM255 117H256V119H255ZM65 118H67V119H65ZM83 118H84V119H83ZM109 118H111V119H110V124H111V125L113 124V126L109 125ZM157 118H158V119H157ZM162 118L164 119L163 121H162ZM167 118L170 119V120H167ZM183 118H185V119L183 120ZM223 118H224V117H223ZM241 118H242V120H240ZM244 118H245L246 120H245ZM252 118H253L254 120H253ZM6 119H7V118H6ZM123 119L125 120V122H124ZM127 119H128L129 121H128ZM171 119H172V121H171ZM236 119H237L238 121H237ZM250 119H252V120L250 121ZM59 120H60V119H59ZM63 120H64V121H63ZM66 120L68 121V123H67ZM70 120H71V121H70ZM77 120H78L79 122H78ZM80 120H81V121H80ZM83 120H85V121H84V122H85L84 124H83ZM121 120H123V121H121ZM152 120H153L154 123L151 122ZM160 120H161V121H160ZM165 120L169 121V124H170V125H169L168 123H167V124H168V126H170V130H171V132H170V130H167V129H169V127L167 126V124H166L167 121L165 122ZM176 120H177V121H176ZM190 120H192V123H193V124H191V126L188 125L189 122L191 123ZM224 120H226V118H224ZM243 120L245 121V122H244V125H243ZM126 121H127V122H126ZM133 121H134V122H133ZM173 121H174V122H173ZM226 121H227V120H226ZM228 121H229V120H228ZM247 121H248V122H247ZM7 122H8V121H7ZM119 122H120V123L122 122V123L120 124ZM123 122H124L125 124H126V123H128V124H127V125L124 124L125 126H123ZM129 122H131V124H130L131 126L129 125ZM132 122H133V123H132ZM161 122H162V123H161ZM171 122L174 123V124L172 125ZM179 122H180V123H179ZM182 122H183V123H182ZM231 122H232L233 124H237V125H235V128H236L238 131H236V134H234V135H233L234 131L232 132V130H231V128H230V126H231L230 123H231ZM237 122H239V123H237ZM249 122H252L253 125H252V124L250 125ZM255 122H256V125H254ZM77 123H78V124H77ZM81 123H82V125H80ZM158 123H160L162 126H160V124L158 125ZM176 123H177V124H176ZM178 123H179V124H178ZM181 123H182L184 126H187V127H186L187 129H185V127H184ZM194 123H196V125H194ZM247 123L249 124V127H248V124H247ZM261 123H262V128H261ZM107 124H108V128H109V129L106 128V127H107ZM119 124L122 125V126H121L122 130H120L121 128H120V125H119ZM133 124H134L135 126H133ZM163 124H164V125H163ZM175 124L177 125V128H176V125H175ZM239 124H240V125H239ZM259 124H260V125H259ZM67 125H68V126H67ZM70 125H71V126H70ZM78 125L81 126V127L78 128ZM87 125H88V124H87ZM87 125H85V127H86ZM165 125H166V126H165ZM179 125H180V126H179ZM181 125H182V126H181ZM192 125H194V126H192ZM109 126H110L111 128L113 127V129H111ZM117 126H119L120 129H119ZM126 126H127V127H126ZM128 126H130L132 129H133V128L135 129V132H134L132 129H130V130L132 131V135H133V136H130L131 131L129 130L130 127H128ZM164 126H165V127H164ZM171 126H175V127H174V128L172 127V128H173V129H172ZM243 126H245V127H243ZM253 126H254V127H253ZM67 127H68V128H67ZM72 127H73V128H72ZM76 127H77L78 129L81 128V130H79V131H81L82 134L84 133L83 136H81L82 134H79L78 129H77ZM87 127H88V126H87ZM158 127L160 128V130H161V129H162V130L160 131ZM162 127H163L164 129H163ZM167 127H168V128H167ZM183 127H184V128H183ZM193 127H195V128H193ZM251 127L254 129L253 133H254L255 135H253V137H255V139L251 137V136H252L251 134H249V133H252V130H253ZM255 127L258 128V131H257V128H255ZM259 127H260V128H259ZM71 128H72V129H71ZM82 128H83L85 131H84ZM117 128H118V129H117ZM179 128H183L184 130H187V131H184V132H183V131H182L183 129L181 130V129H179ZM189 128H190V129H189ZM192 128H193V129H192ZM229 128H230V129H229ZM248 128H249V129H248ZM66 129H67V130H66ZM75 129H76V131L78 132V135H79V136L77 135V132L74 131ZM86 129L88 130V132H87ZM114 129H115V130H114ZM165 129H166L167 131H165ZM175 129L178 131V132L176 131L177 134H174V133H176V132H174ZM191 129L194 131L195 134H192L193 131H192ZM243 129H246V130L244 131ZM251 129H252V130H251ZM262 129H263V132H262ZM82 130H83V131H82ZM101 130H103V131H101ZM110 130H112V131L114 130L113 132H116L117 135H116V134H112V131L110 132ZM123 130H124L125 132H126L127 130H128V131H127L126 134H125ZM188 130H189V131H188ZM195 130H196V132H195ZM255 130H256L257 132H256ZM106 131L109 132V134H111V135H109ZM117 131H118V132H117ZM119 131H122L123 134H122L121 132H119ZM129 131H130V132H129ZM158 131H159V132H158ZM172 131H173V133H172ZM179 131H181L182 133H184V135H185L186 132H187V134H186L187 137H186V136H184V137L187 138V140H188V138L190 139V138L192 137V138H193V139L191 138L192 141H191V139H190V140H188V141H189V142H188V141L185 140L183 137H179V136L177 137V135L180 133ZM191 131H192V132H191ZM248 131H251V132H248ZM101 132H102V133L105 132V133L102 134ZM160 132H161V133H160ZM165 132H166V133H165ZM190 132H191V133H190ZM245 132H248V133H246L247 135L245 134ZM261 132H262V135H261ZM74 133H76V134H74ZM127 133H128V134H127ZM135 133H136V135H134ZM163 133H165V135H167V136H164ZM196 133H197V134H196ZM243 133H244V134H243ZM253 133H252V134H253ZM85 134H86L87 136H88V134H89V136H88V140H87V137H86ZM119 134H121L122 136L119 135ZM159 134H160V135H159ZM172 134H173V135H172ZM189 134H192V135H189ZM248 134H249V135H248ZM259 134H260V135H259ZM70 135H72V136L75 135V136L72 137V136H70ZM84 135H85V136H84ZM104 135H105V137L107 136V137H106L107 139H105ZM114 135H116L115 138H117V139H115V140L117 141V144H116L115 141H114V143H112V142L110 141V140H112V139L114 138ZM118 135H119V136H118ZM124 135H125V136H124ZM128 135H129V136H128ZM158 135H159V136H158ZM162 135L165 137V140H164V141H163L164 138L161 139V138H162ZM243 135H244V139H245L246 141H245L244 139H242V138H243ZM258 135H259L260 137L262 136V140H261L260 137L257 138ZM102 136H103V137H102ZM108 136H109V137H108ZM110 136H111V137H110ZM136 136H137V139H136ZM145 136H146V137H145ZM148 136H149V137H148ZM151 136H152V138H150ZM160 136H161V138H160ZM172 136H173V137H172ZM189 136H190V137H189ZM194 136L197 138V140H196V138L194 139ZM248 136H249V137H248ZM76 137H78V138H76ZM81 137H82V138H81ZM85 137H86V138H85ZM123 137H124V138H123ZM125 137H126V138H125ZM127 137H128V138H127ZM130 137H132V138H130ZM176 137H177V138H176ZM241 137H242V138H241ZM70 138H71V139H70ZM73 138H74V139L76 138V139H78V140H74ZM79 138H80V139H79ZM83 138H84V139H83ZM145 138L148 139V140H146ZM166 138H167V139H166ZM174 138H175V139H174ZM251 138H252V139H251ZM72 139H73V140H72ZM81 139H82V140H81ZM121 139H122V140H121ZM123 139H126V140H123ZM130 139H131V140L133 139L132 141H134L135 143L133 144V142H132ZM177 139H178V140H177ZM237 139H238V141H237ZM253 139H254L255 142L258 140V141H257L258 143H259V139H260V143H262V144L259 143V144H260V145H259V144L256 142V143L258 144V145L256 144V145L258 146V147H257V146L254 144V142L252 143ZM256 139H257V140H256ZM79 140H81V141H79ZM85 140H86V141H85ZM103 140H104V141H103ZM107 140H109V142H108ZM113 140H114V139H113ZM136 140H137V141H136ZM143 140L146 141V142H145V143L142 142ZM150 140H151V141H150ZM170 140H173V141H170ZM193 140H196V141H195L196 143H194ZM240 140H242V142H240ZM251 140H252V141H251ZM72 141H74L75 143L72 142ZM83 141H84V142H83ZM102 141H103V142H102ZM105 141H106L108 144L105 143ZM121 141H122V142H121ZM129 141H130V142H129ZM140 141H141L143 144H141ZM149 141H150V142H149ZM152 141H153L154 145H153ZM161 141H163V142H162L163 145H162ZM167 141H168V142H167ZM178 141H179V143H178ZM181 141H182V142H181ZM186 141H187V143H189V145L186 143ZM248 141H249V142H248ZM261 141H262V142H261ZM110 142H111V143H110ZM118 142H119V145H118ZM120 142H121V143L124 142V143H123V146H124L126 149H125L124 147H122V144H121ZM125 142H126V143H125ZM139 142H140V143H139ZM165 142H166V143H165ZM169 142H170V143H169ZM246 142L248 143V144H246V145H248L247 149H246V146H244V145H245L244 143H246ZM76 143H77V144H76ZM79 143H81V144H79ZM82 143H83V144H82ZM168 143H169L170 145H169ZM173 143H174V144H173ZM176 143H177V144H176ZM235 143H236V144H235ZM249 143H250V144H249ZM75 144H76V145H75ZM88 144H89V145H88ZM104 144H105V146H104ZM113 144L117 145L118 149H120V152L118 151V149H117V148L115 147V145H113ZM127 144H128V145H127ZM131 144H133V145H131ZM138 144H139V145H138ZM148 144H149V145H148ZM164 144H166V146H165ZM171 144H172V145H171ZM175 144H176V145H175ZM195 144L197 145V147H196ZM74 145H75L76 147H74ZM83 145H84V146H83ZM106 145H107V146H106ZM120 145H121V146H120ZM194 145H195V146H194ZM241 145H242V146H241ZM250 145H251V147H250ZM252 145H254L253 147H254L255 149H258V151L260 150V152L258 153V151H255L254 154H253V151H254L255 149L252 147ZM78 146H79L80 148H79ZM82 146H83V147H82ZM128 146H129V148H128ZM156 146H157V148H156ZM168 146H171V147H168ZM175 146H176V147H175ZM190 146H191V147H190ZM259 146H260V147H259ZM261 146H262V147H261ZM72 147H74V148H72ZM81 147H82V148H81ZM84 147H88L89 149L84 148ZM132 147H133V148H132ZM138 147H139V148H138ZM150 147H151L152 149H154V150H157V151L159 152L158 155H157V158H158V159H159L160 155L162 156V159H163V154L161 153L162 151H163V152H165V151H171L172 149L174 150V148H175L174 151L176 152V150H177V152H179V153H178V154H179V157L177 156L176 161H175V162L173 161V162H174L173 166H172V164H171V166H170L171 169H169V173H170V170H173V169H174V166L177 164V165L175 166V169L172 171V172L175 171L176 173H170L169 176H168V175H167L168 172H167V174H166V173H164L165 171H164V170L162 171V168H160V167H162V166H161L162 164L160 165V164L157 163V165H156V163L153 162L152 159H149L146 153H149L148 150H150V149H149ZM154 147H155V148H154ZM177 147H178V148H177ZM193 147L196 148V150H194ZM241 147H243V148L245 147L244 149H246V150H243V148H241ZM76 148H78L79 151H80V149L83 150L84 152H85V151H86V152L88 151V153H84L83 151H80V152H79ZM114 148H115V150H116V149H117V150H116V151H113V150H112V151H113V153H112V152H111V149H114ZM121 148H122V150H124V151H123L124 153L121 152V151H122ZM130 148H131V149H130ZM134 148H135V150H133ZM142 148H143V149H142ZM162 148H163V149H162ZM164 148H165V149H164ZM183 148H184L185 150H184ZM251 148H253V151H252V152L249 151V150H251ZM84 149H85V150H84ZM139 149H140L141 151H139ZM166 149H167V150H166ZM168 149H169V150H168ZM189 149H190V150H189ZM127 150H129V152H128ZM132 150L135 151L134 154H133V153H130V152H132ZM142 150L145 151V152H143ZM164 150H165V151H164ZM173 150H172V151H173ZM238 150H241L242 152H241V151H238ZM247 150H248V151H247ZM261 150H262V151H261ZM126 151H127V152H126ZM138 151L140 152L139 154L137 153ZM244 151H245V153H244ZM246 151H247V152H246ZM78 152H79V154H78ZM82 152H83L84 155H85V157H84L85 159L83 158L84 155L81 156V155H82ZM106 152H107V153H106ZM109 152H111V153H109ZM115 152H118V153H120V154L122 153L121 155H123L124 157L127 156V157H125V159H126L127 161L125 160V162H124V159H123L124 157L121 156V157H122V158H121V157L119 156L120 154H118V153L115 154ZM175 152H174V153H175ZM180 152H181L182 154H181ZM108 153H109V154H108ZM126 153H127V154H126ZM136 153H137L139 156H138ZM141 153H143V154H141ZM144 153H145V154H144ZM172 153H173V152H172ZM190 153H191V154H190ZM243 153H244V155H243ZM249 153H250V154H249ZM86 154H87L88 157L86 156ZM111 154H112V155H111ZM192 154H193V155H192ZM248 154H249V155H248ZM252 154H253V155H252ZM259 154H260V155H259ZM106 155H107V159H108L107 161L105 160V159H106V157H105ZM117 155H118V156H117ZM133 155H135V157H134ZM136 155H137L138 157H137ZM142 155H144L145 157L143 156V158H142ZM189 155H190V156H189ZM196 155H197V156H196ZM246 155H247V156H246ZM251 155H252V156H251ZM254 155L256 156V158H255ZM258 155H259V156H258ZM89 156H90V157H89ZM108 156H109V158H108ZM110 156H111V157H110ZM129 156H132V157H129ZM185 156H186V157H185ZM239 156H240V157H239ZM86 157H87V158H86ZM128 157H129V159H128ZM136 157H137V159H139V158H140V159H139V160L134 159V158H136ZM182 157H183V159H182ZM193 157H194V158H193ZM245 157L248 158V162H247V158H245ZM249 157H254L255 160H252L253 158H249ZM263 157H262V159H264ZM113 158H114V159L116 158V159H115L116 161H118V160L120 161V158L123 159V160H121V162L118 161L120 164H118V162L116 163L119 167H117L116 165H114V164H115L114 162H116V161H115ZM118 158H119V159H118ZM180 158H181V160H179ZM186 158H187V159H186ZM188 158H189V159H188ZM192 158H193V159H192ZM241 158H240V160H241ZM110 159H113V163H114V164L112 163V160L110 161ZM133 159H134V160H133ZM145 159H146L147 161H144ZM195 159H196V161H194ZM85 160H86V163H85ZM128 160H129V161H128ZM130 160H131V161H130ZM148 160H149V161H148ZM256 160H257L258 162H257ZM80 161H81V162H80ZM82 161H84V162H82ZM136 161H137L138 164L136 163ZM138 161H139V162H138ZM181 161H182V162H181ZM184 161H185V162H184ZM200 161H201V163H200ZM253 161H255L256 165H255V163L251 164ZM259 161H260V163H259ZM79 162H80L81 164H80ZM109 162H111L112 164L109 163ZM131 162H132L133 164H132ZM142 162H143V164H142ZM144 162H145V163H144ZM146 162H147V163L149 162L151 166H153V165H154V166L150 168L149 163H148V165H149V166H148V165H146V164H147ZM177 162H178V163H177ZM188 162H189V164H188ZM192 162H193V163H192ZM250 162H251V163H250ZM88 163H89V164H88ZM122 163H123V164H122ZM185 163L188 164V165H186ZM191 163H192V164H191ZM194 163H196V164H194ZM197 163H199V164H197ZM249 163H250V164H249ZM262 163H263V165H262ZM79 164H80V167H79ZM83 164H84V165H83ZM86 164H87V165H86ZM110 164H111V167H112V168H110V166H109ZM127 164H128V165H127ZM129 164H130V165H129ZM131 164H132V165H131ZM135 164H136V165H139V166L141 165V166H140V167H141V170L144 171L145 173L142 172L141 170H139V173H138V168H140V167L137 166V170H136V168H135L136 165H135ZM144 164H145V165H144ZM179 164H182V167H180ZM200 164H201V165H200ZM248 164H249V165H248ZM258 164H259V166H258ZM77 165H78V166H77ZM85 165H86V166H85ZM112 165H113L115 168H114ZM122 165H123V166H122ZM133 165H134V166H133ZM191 165H192V166H191ZM195 165H198V167L195 166ZM252 165H253V166H254V165L257 166V168H256V167H253ZM260 165L263 167V170L261 169L262 167H260ZM82 166H83V167H82ZM127 166H128V167H127ZM142 166H144V167L147 166V167H146V169H145V168H143ZM159 166H160V167H159ZM178 166H179V167H178ZM185 166H187V167H185ZM188 166H189V167H188ZM250 166H251V167H250ZM85 167H86V168H85ZM116 167H117V168H116ZM132 167H133V169H132ZM154 167H156V168L153 169ZM172 167H173V168H172ZM177 167H178V168H177ZM184 167H185V168H184ZM190 167H191V169L193 168L192 171H194V170L196 169L198 172H197V171L191 172ZM195 167H196V168H195ZM249 167H250V169L248 170ZM84 168H85V169H84ZM120 168H121V169L124 168V169H123L124 171L122 172V170H121ZM128 168H131L132 170H131V169H128ZM147 168H148V169H147ZM159 168H160V169H159ZM187 168H188V169H187ZM194 168H195V169H194ZM259 168H260V169H259ZM113 169H112V170H113ZM134 169H135L137 172H136ZM143 169H144V170H143ZM152 169H153V170H152ZM158 169H159V170H158ZM183 169H184V170H183ZM198 169H199L200 171H199ZM257 169L260 170L259 173H258ZM115 170H117V171H115ZM119 170H120L119 175L121 174L120 176H119L118 174H117V175L115 174L116 172L118 173ZM125 170H126V171H125ZM128 170H129V171H128ZM130 170H131V172H133V173H131ZM146 170H148V171H146ZM150 170H151V171H150ZM155 170H156V172L158 171V172L156 173L157 175L153 174V173H155ZM179 170H180V172H179ZM202 170H203V171H202ZM253 170H254V169H253ZM88 171H89V173H88ZM127 171L130 172V173H128ZM149 171H150V173H149ZM248 171H249V172H248ZM250 171H251V172H250ZM262 171H263V172H262ZM126 172L128 173V175H126V174H127ZM141 172H142V173H141ZM147 172H148V173H147ZM161 172H162V173H161ZM178 172L181 173V175H179ZM195 172H196V173H195ZM199 172H200V174H199ZM201 172H202V173H201ZM205 172H206V176H205ZM245 172H246V174H245ZM261 172H262V173H261ZM1 173H2V172H1V170H0V174H1ZM87 173H88V175H87ZM125 173H126V174H125ZM134 173H135L136 175H137V174H139V175H138V176H135ZM190 173H191V174H190ZM194 173H195V174H194ZM203 173H204V174H203ZM248 173H250V174H248ZM256 173H257V174H256ZM260 173L263 175L262 177H261V174H260ZM114 174H115V175H114ZM122 174H123V176H122ZM124 174H125V175H124ZM129 174H132V176H129ZM142 174H144V175H142ZM145 174H146V176H147L146 180L149 178V176H151V175L153 174V175L151 176L152 178H149L152 182H151V181H150V182H147V181L144 179V177H146ZM147 174H148V175H147ZM149 174H150V175H149ZM158 174H159V175H158ZM160 174H162L163 176L160 175ZM172 174H173V175L175 174V175L173 176ZM189 174H190L192 177H191V176L188 177ZM193 174H194V175H193ZM198 174H199V175H198ZM202 174H203V175H202ZM2 175L4 176L3 173H2ZM2 175L0 176L1 178L3 177ZM165 175H166V176H165ZM207 175H208V177H207ZM210 175H212V176H210ZM113 176H112V177H113ZM116 176H117V178H116ZM124 176H125V177L127 176V178H126L127 180H125V181H124V178H125ZM139 176H140V177H139ZM164 176H165V177H164ZM167 176H168V177H167ZM171 176L173 177V179H172V178L170 179ZM178 176H179V177H178ZM193 176H194V177H193ZM198 176H200V177H198ZM204 176H205V177H204ZM129 177H130V178H129ZM136 177H138V179H135ZM142 177H143V178H142ZM153 177H154V178L158 177V178L155 179V180L157 181L158 184H157L156 182L153 183V180H154ZM161 177H162V178H161ZM180 177H181V178H180ZM195 177H196V178L198 177V178H197V181H196V178H195ZM201 177H202V178H201ZM209 177H210V178H209ZM251 177H252V179H251ZM1 178H0V184H1V183H5V182H3V179H4L5 177H3L2 179H1ZM88 178H89V177H88ZM121 178H122V179H121ZM132 178H133V179H132ZM139 178H141L142 180L140 181ZM175 178H178L179 181H177ZM179 178H180L181 180H180ZM185 178H186V179H185ZM192 178H194V180H195L197 183H196ZM200 178H201V179H200ZM205 178H206V180H205ZM253 178H254V179H253ZM259 178H261V179H259ZM116 179H117L118 181H117ZM128 179H129V180H128ZM134 179H135L136 181H135ZM152 179H153V180H152ZM159 179H160V183H159ZM163 179H165V180H163ZM167 179H168V180H167ZM183 179H185L186 181H184ZM202 179H203V180H202ZM209 179H211V181H210ZM4 180H5V179H4ZM130 180H131V183L129 182ZM138 180H139V181H138ZM143 180H144L145 183L147 182L149 185H147V183L145 184L144 182H142ZM155 180H154V181H155ZM187 180H188L189 182H188ZM192 180H193V185L195 184V185L197 186L196 188H194L195 185H194V186L192 185ZM204 180H205V181H204ZM212 180H213V182H212ZM122 181H123V182H122ZM148 181H149V180H148ZM162 181H163V184H162V187H161L160 184L162 183ZM164 181H165L166 183H165ZM183 181L186 182V183H184ZM201 181H204L205 183L203 182V183H204V184H203ZM125 182H126V183H125ZM135 182H136V185H135ZM139 182H141L140 185H138ZM176 182H177V183H176ZM179 182H180V183H179ZM194 182H195V183H194ZM206 182L209 184V188H208V189H207V187H205V186L207 185ZM123 183H125V188H126V189L123 187V186H124ZM127 183H128V184H127ZM137 183H138V184H137ZM151 183L154 184V186H155L154 188H152V184H151ZM174 183H175L176 185H175ZM183 183H184V185H183ZM187 183H188V184H187ZM120 184L122 185V187H121ZM132 184H134L135 186L132 185ZM142 184H144L143 187H142ZM150 184H151V186H150ZM164 184H168V185H164ZM171 184H172V185H171ZM177 184L180 185V186H178ZM200 184H201V185H200ZM202 184L205 185V186H203ZM260 184H263V185H260ZM4 185H5V186H4ZM126 185H127V186L130 185V187H129V186L127 187ZM145 185H147V189H148V188H149V189L151 188V190L148 191V190H149V189H148L147 192H146V191H145V190H146V186H145ZM163 185H164V186H163ZM174 185H175V186H174ZM188 185H189V186H188ZM198 185H199V186H198ZM212 185H213V186H212ZM252 185H254V186L256 185V186H257V187L255 186V190H254V188H253ZM258 185H260V186H258ZM3 186H4V187H3ZM3 186H2V184L0 185V238H1V239H0V240H1V241H0V264H16V263H17V264H23V263L25 264V262L22 263V261L24 260V256H23V255H24V251H23V247H24V246H23V245H25V244L27 243V241H26V243L24 242L26 239H28V240H32L34 243L36 242L35 244L32 243V244L30 245L31 254L33 255V254L36 252V253H35L36 256L33 255V256H35V258L33 257L34 260H35V259L37 260V261H36V264H47V263H48V264H56L57 261H58V260H57L58 257H57V255H56V254H57V251H54V250H56V249L54 248V247H55L54 245H55L56 242L53 241V240H56V241H57V239L60 238V234H59V233H58V234L56 233V234H55L56 236H55V235H52L51 232H48L49 230H48V231L46 230V229H48L49 227H48V228L46 227V229H45V231H44V232H47V233H44L45 239H44V237H41V238H43V239H41V238H39V237L37 236V234H34V233H33V229H32V228H31V229L29 228V227H31L30 224H29V227H28L27 224L23 226V227H25V228L28 227L27 229H25V228H23V227H20V226H22L21 224H19V223H21L20 221L24 222L23 219H25L24 217L27 215V214H25V213H27V212H26V209H25L23 206H21V208H23V209H21V208H17V209H16V206H14V205L11 204V203H14L13 200H11V199H10V200L8 199V202L6 203L5 200H7V199L4 197V196H5V195H4V194H5L4 192H5V191L7 192V189H6V187H7V186H6V183L3 184ZM138 186H140L141 189H140ZM148 186H149V187H148ZM157 186H158V188H156ZM166 186H168V187H166ZM171 186H173V187H171ZM176 186H178V188H177ZM185 186H186V188H185ZM192 186H193V187H192ZM211 186H212L213 188H212ZM2 187H3V189H2ZM119 187H120V188H119ZM131 187H132V189H131ZM135 187H136V188H135ZM159 187H160V189H159ZM175 187H176V188H175ZM181 187H182V188H181ZM258 187H259V188H258ZM121 188L124 189V190H122ZM137 188H139V189H137ZM179 188H180V189H179ZM192 188H194V189H192ZM199 188H200L201 191L199 190ZM252 188H253V190H251ZM256 188H257L258 192L256 191ZM4 189H5V191H4ZM153 189H154V190H153ZM161 189H162V190H161ZM164 189H166V190L168 189L169 191H168V190H167V191H168L170 194H168V192H167L166 190H165V192H164ZM176 189H178V190H176ZM182 189H183V191H182ZM187 189L190 190V191H188ZM203 189H204V190H203ZM205 189H206V190H205ZM212 189H215V192H214V190L211 191ZM216 189L218 190L217 192H216ZM219 189H220V190H219ZM90 190H91V191H90ZM92 190H93V191H92ZM121 190H122V191H121ZM125 190H126V191H125ZM138 190H140V191L138 192ZM142 190L144 191L145 194L143 193ZM155 190H156V191H155ZM157 190H158V191H157ZM174 190H175V191H174ZM179 190H180V191H179ZM186 190H187V191H186ZM260 190L262 191V192H260V193H262V194H258ZM123 191H124V193H123ZM127 191H128V193H129V191H130V193H132V194L129 193V195H130L131 197L134 196V198H132V199H131V197L129 198V195H127V194H128ZM132 191H133V192H132ZM134 191H135V192H134ZM151 191H153V192H151ZM176 191H177L178 193H177ZM185 191H186V192H185ZM205 191H206V192H205ZM207 191H209V192L211 191L212 193L209 194V192H207ZM251 191H252V192H251ZM90 192H91V194H90ZM125 192H126V193H125ZM140 192L143 193V194H141ZM157 192H159V194H158ZM162 192H163V193H162ZM183 192H184V194H182ZM187 192H188L189 195L187 194ZM203 192H204V193H203ZM213 192L216 193V194H217L218 192H220L221 194L219 193V194L216 195V194H214ZM256 192H257V193H256ZM95 193H96V194H95ZM119 193H120V196H123V197L125 198V200H124V198L121 199V197L119 196ZM133 193H134L135 195H134ZM137 193H138V194H137ZM150 193H151V194H154V195H150V196H149ZM94 194H95V195H94ZM125 194H126L127 196H126ZM146 194H147V195H146ZM160 194H161V195H160ZM163 194H164V195H163ZM185 194H187V195H185ZM199 194H200V195H199ZM204 194H209L210 196H212V197L214 196V197L212 198V197H210L209 195L206 196V195H204ZM256 194H258V195L256 196ZM2 195H3V199H2ZM124 195H125V196H124ZM165 195H166V196H165ZM167 195H168V197H167ZM169 195H170V196H169ZM190 195H191V196H190ZM219 195H220V197H222V199L219 197ZM93 196H94V197H93ZM142 196H144L145 198H143ZM151 196H153V198H151ZM164 196H165V197H164ZM171 196H172V197H171ZM184 196H185V197H184ZM186 196H187L188 199L186 198ZM195 196H196V197H195ZM201 196H202V197H201ZM208 196H209V197H208ZM216 196H217V197H216ZM139 197H140V198H139ZM155 197H156L158 200H156ZM170 197H171V199H174V201H175V199H176L175 202L172 200V203H174V204H173V207L171 206V204H169V203L171 202ZM189 197H190V198H189ZM215 197H216V200H214ZM218 197H219V200H218ZM262 197H263V198H262ZM93 198H94V199H93ZM95 198H96V199H95ZM135 198H136L137 200H136ZM138 198L141 199V200H139ZM147 198H148L147 201H148L149 203H148L146 200H143V199H147ZM150 198H151V200H153V201L149 200ZM167 198H168L169 200H168ZM182 198H184V199H182ZM185 198H186V199H185ZM208 198H209V199L212 198L214 201L210 199V201H211V204H210V203H209L210 201H208V200H209ZM258 198H261V199H262V200L259 199V202L261 203L259 206H262V207H261L262 209L257 205V203H259V202H256V200H257ZM258 198H256V199L254 200V203H255V205H257V207H259V208L261 209V210H259V211H260V212L262 211L261 215H263V214H264V213H263V212H264V209H263V208H264V207H263V206H264V204H263L264 202H262V201L264 200V194H263L262 196L258 197ZM4 199H5V200H4ZM115 199H114V200H115ZM120 199H121V201H122V200H123V201L121 202ZM127 199H128V200L131 199L130 202H129ZM154 199H155V200H154ZM166 199H167V200H166ZM177 199H178V200H177ZM191 199H192V201H191ZM199 199H201V200L199 201ZM202 199H204V200H202ZM220 199H221L222 201H221ZM3 200H4V201H3ZM87 200H86V201H87ZM95 200H96V201H95ZM126 200H127L128 203H126V205H125ZM134 200H135V201H134ZM183 200H184V201H183ZM187 200H188V201H187ZM195 200H196V201H195ZM9 201H10V202H9ZM11 201H12V202H11ZM97 201H98V202H97ZM118 201H119V202H118ZM131 201H134L135 203H134V202H131ZM141 201H143V202H145V203H143V202H141ZM163 201H164V203H165V202H166V203L164 204ZM180 201H181V203H180ZM185 201H186L187 203H186ZM190 201H191V203H190ZM206 201H207V202H206ZM218 201L223 202V203H220V202H218ZM257 201H258V200H257ZM96 202H97V203H96ZM117 202H118V203H117ZM123 202H124V203H123ZM137 202H138V203H137ZM139 202L142 203V204H140ZM152 202H153V203H152ZM155 202H156V203H155ZM161 202H162V203H161ZM184 202H185V203H184ZM214 202L217 203V204L212 205ZM1 203H3V204L1 205ZM4 203L7 204V205H5ZM121 203H122V205H120ZM130 203H131V204H130ZM132 203H133L135 206H134ZM146 203H147V204H146ZM154 203H155V205H154ZM159 203H161L162 205H161V204L158 205ZM175 203H176V205H175ZM178 203H179L180 206L178 205ZM189 203H190L191 205H190ZM9 204H10V205H9ZM14 204H15V203H14ZM95 204H96V205H95ZM123 204H124V206H125L126 208H124ZM128 204L134 206L135 209H134V207H133V210H131L132 208H129L128 206H130V205H128ZM138 204H139V205H138ZM149 204H150V205H149ZM183 204H184V205H183ZM187 204H189V206H188ZM192 204H193V207L190 208V207L192 206ZM221 204H222V205H221ZM262 204H263V205H262ZM15 205H16V204H15ZM92 205H93V206H92ZM115 205H116V207H115ZM127 205H128V206H127ZM136 205H137V207H136ZM144 205H145V206H144ZM146 205H147V208H146ZM148 205L151 206V207H149ZM153 205H154V206H153ZM164 205H165V208H164ZM169 205L171 206V208L169 207ZM211 205H212V206H211ZM6 206H8L9 208L6 207ZM96 206H99V207H96ZM100 206H101V207H100ZM132 206H131V207H132ZM140 206H142V207H140ZM143 206H144V208H143ZM157 206H158V208H155V207H157ZM178 206H179V207H178ZM184 206H185V207H184ZM196 206H197V207H196ZM206 206H208V207L206 208ZM219 206H224V207H220V208H221L220 212H221V213H224V212H225V213H226V214L224 213L225 215H224V214L221 215L220 213H216V212H218L219 209H220ZM5 207L7 208V210L5 209ZM13 207H14V208H13ZM19 207H20V205H19ZM92 207H93V209H92ZM94 207H95V210H94ZM117 207H118V208H117ZM119 207H120V208H119ZM152 207H153V209L151 210ZM160 207H161L162 209H160ZM167 207H168V209H172V210L174 209V210H175V211L173 210L174 213L171 212L172 210L169 211V210L167 209ZM175 207H176V208H175ZM177 207H178V208H177ZM186 207H187V209H186ZM214 207H215V210H217V211L212 212V211H214V210H213ZM217 207H218V209H217ZM11 208H12L14 211L11 210ZM123 208H124L125 210H124ZM128 208H129V209H128ZM138 208H139V209H138ZM142 208H143L144 210H142ZM148 208H150V209H148ZM154 208H155V210H154ZM179 208H180V209H179ZM197 208H198L199 210H198ZM212 208H213V209H212ZM87 209H88V210H87ZM122 209H123V210H122ZM126 209H128V211H126ZM136 209H137L138 211L140 210V212H139V213H138V212H135V211H137ZM145 209H146V210L148 209L147 211H149V212L147 213ZM158 209H159V210H158ZM177 209H179L180 211H179V210L177 211ZM188 209H190V210L188 211ZM222 209H223V210H222ZM2 210H3V211H2ZM18 210H20V214H21V215H20L19 213H17V214L14 213V212H18ZM98 210H99V213L101 214V216H100V214L96 213V211H98ZM101 210H103L104 212L101 211ZM130 210H131L133 213L135 212L136 214L133 215V214H131L132 212L129 213ZM134 210H135V211H134ZM141 210H142L143 212H142ZM160 210H161V211H160ZM165 210H166V211H165ZM181 210H182V212H181ZM183 210H184V211H183ZM185 210H187V211L185 212ZM5 211L8 212V213H9L10 211H11V212L13 211V212H12L13 214L10 212V213L12 214L11 216H10L9 214H8V215H5ZM92 211H94V212L97 214V215H96V218H94V220H92V219H93L92 217L95 215V213H93ZM122 211H123V212H122ZM150 211H151V213H150ZM153 211H155L154 214H155L156 211H157V213H156L157 215L155 214V215H156L155 217L153 216V215H154V214H153ZM159 211H160L161 213H160ZM163 211H164V212H167V214L169 213L168 216L165 215L166 213H164ZM202 211H203V212H202ZM222 211H224V212H222ZM21 212H22V213H21ZM23 212H24V213H23ZM101 212L104 214V217H105L106 219L103 217V214H102ZM111 212H112V213H111ZM145 212H146V213H145ZM190 212H191V213H190ZM193 212H194V213H193ZM200 212H201V213H200ZM90 213H91V215H90ZM105 213H106V214H105ZM137 213H138V215H137ZM143 213H145V214H143ZM158 213H159V214H158ZM183 213H184V214H183ZM185 213H186V214H185ZM192 213H193V214H192ZM204 213H205V214H204ZM92 214H93V215H92ZM110 214H109V215H110ZM126 214H129V215H127L128 217H130V218H128L129 220H128L127 218L125 219V217H127ZM139 214H140V215H139ZM147 214H149V215L152 214V216H151V215H150V216H151V217H154V218H151V217H150L149 215H147ZM160 214H161V215H160ZM170 214H171V215H170ZM174 214H175V215H174ZM176 214H179L178 216H180V217L178 218V216H177ZM17 215H18V216H17ZM24 215H25V216H24ZM120 215H121V216H120ZM122 215H123V216H122ZM131 215L133 216V218L131 217ZM135 215H136V216H135ZM144 215H146V216L149 217V218H147V217L144 216ZM158 215H159L160 217H158ZM162 215H163L164 217H162ZM186 215H187V216H186ZM191 215H192V217H191ZM220 215H221V217L224 216V217H222L223 220H224L225 217H226V219H225L226 221L223 222V220H221L222 218L219 217ZM4 216H5V217H4ZM7 216H9L10 218L7 217ZM12 216H13V217L17 216V217H18V218L15 217V221H13V223L11 222V219H12V220L14 219ZM19 216H20L21 218H23V219L21 220V218H20ZM86 216H87V217H86ZM90 216H91V217H90ZM97 216H99V217H101V218H99V217L97 218ZM134 216H135L136 219L141 218V216H142V219H139V220H140V221L142 220V221H143L144 223H146V224H143V223L141 224V222H140L139 220L137 221V220L134 218ZM139 216H140V217H139ZM166 216H167V217H166ZM170 216H171V217H170ZM176 216H177V220L174 218V217H176ZM189 216H190V217H189ZM212 216H213V217H212ZM48 217H49V218H48V221H49V223H50V221H51V218H50V217H51V216H48ZM88 217H89V218H88ZM94 217H95V216H94ZM102 217H103L104 219H103ZM109 217H110V218H109ZM144 217H145V218H144ZM168 217H169V218H168ZM187 217H189V218H187ZM90 218H91V219H90ZM117 218H118V219H117ZM146 218H147V220H149L148 222H147ZM157 218H158V220H157ZM160 218H161L162 220H160ZM165 218H167V219H166L167 221L165 220L166 222L163 220V219H165ZM190 218H191V219H190ZM7 219H9L10 222H9ZM19 219H20V221H19ZM49 219H50V220H49ZM86 219H89V220H86ZM96 219H97V220H96ZM98 219H99V222H98ZM108 219H109V220L111 219V220L109 221ZM114 219H116V220L119 221V222L115 224V223H114V222H115ZM134 219H135V220H134ZM143 219H145V221H144ZM168 219H170V221H168ZM171 219H172V221H171ZM90 220H91V221H90ZM95 220H96L97 222H96ZM100 220H101V221H102V220H105V221H104L105 224H104V222H101V223H102V224H101V223H100ZM131 220H133V223H131ZM150 220H151V221H150ZM156 220H157V221H156ZM208 220H209V221H208ZM216 220H218V221H216ZM2 221H3V222H2ZM16 221L18 222V224H17ZM85 221H86L87 223H85ZM93 221H95V222H93ZM106 221H108V223H107ZM117 221H116V222H117ZM129 221H130V222H129ZM136 221H137V223H136ZM153 221H155V223H154ZM159 221L162 222L164 225L161 224ZM163 221H164L165 223H164ZM178 221H179V222H178ZM207 221H208L209 223H208ZM215 221H216L217 223H216ZM7 222H8V228H7ZM92 222L94 223V227H93ZM127 222H129V223H127ZM152 222H153V224H152ZM174 222H175V223H174ZM186 222H187V223H186ZM218 222H219V223H218ZM225 222H226V224H225ZM9 223H10V226H9ZM96 223H99V226H98L99 229L96 228V226H97ZM106 223H107V227H108V228L110 227L111 229H110V228H109V229H108V228L106 229V227H103V224H104V226H106ZM130 223H131V224H130ZM150 223H151L152 225H149ZM168 223H170V225H169ZM178 223H180V224H178ZM204 223H206L207 225H205ZM14 224H15V226H16V225H17V226L19 225L18 228L16 227L17 229L15 228ZM23 224H24V223H23ZM117 224H118V225L120 224L121 227H119V226L116 227ZM129 224H130V226H129ZM132 224H133V225H132ZM137 224H138V225H137ZM156 224H157V225H156ZM165 224H166V225L168 224L167 226H169V228H168ZM219 224H220V225H219ZM12 225H13V226H12ZM101 225H102V226H101ZM109 225H110V226H109ZM112 225H114V227H111ZM154 225H155V226H154ZM161 225H162L163 227H161ZM175 225H176V226H177V225L179 226V227L177 226L178 229H176L177 227H176ZM90 226H91V227H90ZM132 226H133V228H131ZM143 226H144V228H143ZM145 226H146V227H149V229H147L148 232H147V235H146V236L144 235V234L146 233V227H145ZM164 226H165V227H164ZM171 226H172V228H173L174 230L171 228ZM221 226H222V227H221ZM223 226H224V227H223ZM10 227H13V228H15L16 230H20V231H23L24 229L27 230V231H26V234H25V232H21V233H23L24 236L22 235V236L19 237V234L16 235V233H19V231H16L15 229H12V228H10ZM87 227H88V228H87ZM101 227H102V228H101ZM125 227H126V228H125ZM127 227H128V228L130 227V228L127 229ZM134 227H135V229H134ZM136 227H137V228H136ZM139 227H140V228H139ZM141 227H142L143 230H144L143 233H142L141 231H138L139 229H140V230L142 229ZM152 227H154V228H152ZM156 227H157V228H156ZM220 227H221V228H220ZM228 227H229V228H228ZM20 228H21V229H20ZM22 228H23V229H22ZM90 228H92V229H90ZM103 228H104V231H108V230H110V232H108V233H107V232H106V233L103 232V230H102ZM112 228H113L114 230H113ZM117 228H118V229H117ZM160 228H161V229H160ZM6 229H7V230H6ZM8 229H9V231H8ZM11 229H12V230H11ZM28 229L31 230V231H29ZM87 229H88V230H87ZM115 229L118 230L119 233L116 232ZM120 229H121V230H120ZM131 229H133V230H131ZM137 229H138V230H137ZM153 229H155V230H153ZM217 229H218L219 231H218ZM10 230H11V231H10ZM14 230H15V231H14ZM94 230L97 231L98 233L96 234ZM100 230H102V231H100ZM111 230H113V231L111 232ZM119 230H120V231H119ZM150 230H152V231L150 232ZM159 230H161L160 232H163V231L165 230L163 234L161 233V236H160V232H159ZM162 230H163V231H162ZM13 231L16 232V233H14ZM90 231H91V232H90ZM114 231H115L117 234H119L120 236L117 235ZM136 231H138L139 234H142V235L137 234L138 232H136ZM154 231H156V232L154 233ZM217 231H218V232H217ZM220 231H221V232H220ZM31 232H32V233H31ZM120 232H121V234H120ZM130 232H131V233H130ZM140 232H141V233H140ZM171 232H172V233H171ZM216 232H217V233H216ZM222 232H223V233H222ZM230 232H232V233H230ZM29 233H30V235L32 234L33 237H32V235H31V237H30V236H29ZM49 233H51V234H49ZM110 233H112V234H110ZM132 233H133L134 235H135V234H136V235L134 236V235H132ZM148 233H149V234H148ZM151 233H152V235H153V233H154L155 237L152 236ZM168 233H169V235H168ZM220 233H221L222 235H220ZM224 233H225V234H224ZM229 233H230V235H229ZM14 234H15V235H14ZM48 234L50 235V237H49ZM95 234H96V235H95ZM102 234H105V235H102ZM107 234H109L110 236H107ZM113 234H114L115 237L113 236ZM171 234H172V235H171ZM176 234H177V235H176ZM1 235H2V236H1ZM10 235H11V236H10ZM34 235H35V237H34ZM93 235H94V236H93ZM99 235L101 236V238H98V237H100ZM121 235H122V236H121ZM123 235H124V237H123ZM138 235H139V236H138ZM143 235H144V236H143ZM157 235H159V236H157ZM162 235H164V236H162ZM217 235H218V236H217ZM219 235H220V236H219ZM25 236H26V237H29V238L24 239ZM51 236H55V239H53V237H51ZM90 236H91V237H90ZM116 236H118V237L116 238ZM148 236H149V238H148ZM151 236H152L154 239H153ZM172 236H173V237H172ZM5 237H6V238H5ZM47 237H48L49 241H48ZM96 237H97V238H96ZM102 237H103V238H107V240H106V239H103ZM109 237H110V238H109ZM112 237H113V238H112ZM131 237H132V238H131ZM133 237H134V239H133ZM139 237L143 238V239H142L143 243L140 242L141 239H140ZM144 237H145V239H144ZM158 237H159V239L162 238L163 240H162V239H160V240L166 242V244L168 243L169 245H168V244H167L168 246H167L166 244H164V245L162 244V245H161V242H162V241H160V240L158 239ZM163 237H164V238H163ZM170 237H171L172 239H171ZM224 237H225V238H224ZM230 237H231V240H230ZM4 238L6 239V241L4 240ZM32 238H33V239H32ZM37 238H38V239H37ZM115 238H116V240H118V241L120 240V241H119V244H121V246L118 244L120 247H118V245L116 244V243H118V241H116ZM129 238H130V239H129ZM146 238H147L148 241L146 240ZM151 238H152V239H151ZM156 238H157V239H156ZM223 238H224V239H223ZM9 239H10V240H9ZM16 239H17V240H16ZM22 239H23V241H22ZM35 239H36V240H35ZM40 239H41V240H40ZM46 239H47V240H46ZM109 239H111L110 241H112V242L115 240V241H114L115 243L113 242V244H116V246L113 245V244H111L112 242H110V241H109V242H110V243H109V242H108ZM113 239H114V240H113ZM121 239H123V240L126 239V242H125V240L123 241V240H121ZM139 239H140V240H139ZM149 239H151L150 242H149ZM170 239H171V240H170ZM228 239H229V240H228ZM14 240H15L16 242L18 241L19 244L16 243V242H14ZM38 240H39V242H38ZM91 240H92V241H91ZM130 240H131L130 244H131L132 246H131L130 244L128 245V243H129ZM145 240H146V241H145ZM155 240H156V241H160V242H158V244H157V243L155 242ZM172 240H173V241H172ZM7 241H8V242H7ZM40 241H41V242H40ZM42 241H43V242H42ZM90 241H91L92 244L90 243ZM93 241H95V244H94ZM98 241H99L100 243H98ZM105 241H107V245H105ZM121 241H122V242H121ZM132 241H133V243H132ZM232 241H233V242H232ZM12 242H13V243H12ZM22 242H23V243H22ZM96 242H97V243H96ZM102 242H103V243H102ZM123 242H124L125 244H127V248H126V245H125ZM134 242H135L136 245L134 244ZM145 242H149V243H145ZM2 243H3V244H2ZM7 243H8V244H7ZM24 243H25V244H24ZM40 243H41V244H40ZM88 243H87V244H88ZM144 243L147 244V245H144ZM162 243H163V242H162ZM232 243H233V244H232ZM53 244H54V245H53ZM96 244H98V245H96ZM109 244H111L112 246H114L113 249H115V250H117L118 248H120V249L123 248V249H121V251H120V249H118V250L116 251V253H115V250H113V249H112V246H110ZM133 244H134L135 246H134ZM137 244L140 245V248H142L143 246H145V247L147 246V247H146V250L149 251V254H148V252L146 251V252H147V257L145 256L146 253H145V255H144V253H142L143 251L139 248V245H137ZM141 244H142V247H141ZM151 244H152V245H151ZM170 244H171V245H170ZM11 245H12V246H11ZM32 245H33V246H32ZM43 245H44V246H43ZM122 245H123V246L125 245V246L123 247ZM148 245H150V246H152V247H154V245H155V247H154V248H152V247H150V246L148 247ZM156 245H158V246H160V248H161V247H162V248L160 249V248H158V246L156 247ZM17 246H19V247H17ZM88 246H89V247H88ZM97 246H98V247H97ZM100 246H101V247H100ZM102 246H104V247H107V246H108V248H107V249H104V247H102ZM169 246H170V247H169ZM10 247H11L12 249H11ZM21 247H22V250H20ZM31 247H32V248H31ZM33 247H35V248H34L35 250H33ZM47 247H48V248H47ZM92 247L95 248L94 251H93V248H92ZM99 247H100V249H98ZM110 247H111V248H110ZM135 247H136V248H135ZM165 247H166V248H165ZM168 247H169V248H168ZM234 247H235V248H234ZM88 248H89V249H88ZM90 248H91V249H90ZM116 248H117V249H116ZM125 248H126V249H125ZM128 248H130V249L132 248L133 250H132V249L130 250V249H128ZM137 248H139L140 251H139ZM148 248H150V249L152 248V249H154V250H152V249H151V250H150V249L148 250ZM164 248H165V250H164ZM167 248H168V249H167ZM171 248H172L173 250H172ZM47 249H48V250H47ZM53 249H54V250H53ZM86 249H88V250H86ZM97 249H98V250H97ZM127 249H128V250H127ZM142 249H143V248H142ZM155 249H156V252H155ZM166 249H167V250H166ZM169 249H170V250H169ZM39 250H40V252H39ZM49 250H50V251H49ZM89 250H90V251H89ZM95 250H96V251H95ZM99 250H100V251H99ZM105 250H106V253H105ZM108 250H109L110 252H109ZM112 250H113V251H112ZM126 250H127V251H126ZM159 250H160V252H159ZM236 250H237V251H236ZM9 251H10V252H9ZM43 251H44V252H43ZM46 251H47L48 253H47ZM53 251H54V252H53ZM107 251H108V252H107ZM119 251H120V253H119ZM122 251H123V252H122ZM131 251H135V252H133V253H134V256H132V257L130 256V255L132 254ZM138 251H139V252H138ZM151 251H152V252H151ZM153 251H154V252H153ZM166 251H167V252H166ZM15 252H16V253H15ZM18 252H19V253H18ZM33 252H34V253H33ZM45 252H46V253H45ZM126 252H127V253H126ZM136 252H137V253H136ZM140 252H141V253H140ZM150 252H151V253H150ZM162 252H163V253H162ZM5 253H6V254H5ZM10 253H11V254H10ZM13 253H15L16 255H14ZM40 253H41V255H40ZM51 253H52L53 255H52ZM101 253H102V254H101ZM104 253H105V255H104ZM107 253L110 254V257H111V258H110V257L108 258V257L106 256V255H108ZM112 253H114L118 259H117V258L115 257V255L112 254ZM121 253H123V255H120ZM156 253H157V254H156ZM160 253H161V254H160ZM111 254H112V255H111ZM128 254H130V255H128ZM135 254H136V255H135ZM141 254L144 255V258H145V259L143 258V260H141L142 257H143ZM151 254H152V255H151ZM155 254H156V255H155ZM2 255H3V256H2ZM11 255H12V256H11ZM37 255H39L38 258H40V257L42 256V257L40 258V260L37 259ZM43 255H45V256H43ZM49 255H51V256H49ZM118 255H119V256H118ZM125 255H126V256H125ZM137 255H138V256H137ZM149 255H151V256H149ZM173 255H174V256H173ZM240 255H241V256H240ZM10 256H11V257H10ZM13 256H14V257H13ZM22 256H23V257H22ZM47 256L49 257V260L46 259V258H48ZM97 256H96V257H97ZM105 256H106V257H105ZM108 256H109V255H108ZM128 256H129L130 258H129ZM141 256H142V257H141ZM153 256H154V257H153ZM156 256H157L158 258H157ZM165 256H166V257H165ZM171 256H172V257H171ZM243 256H244V257H243ZM44 257H45V258H44ZM56 257H57V258H56ZM112 257H113V258H112ZM114 257H115V259H114ZM119 257H120V260L122 261V263H121V261L119 260ZM126 257H127V258H126ZM137 257H140V259H139V258H138L139 260L136 259ZM247 257H248V258H247ZM4 258H6V260H5ZM15 258H16V259H15ZM20 258H21V259H20ZM22 258H23V260H22ZM51 258H53V261H54L55 258H56V261H55L56 263L53 262V261H52L53 263H51V262H50V261H51ZM77 258H78L79 261H81V263L83 262L82 264H85V263L87 264V262H85V261H86L85 258H81L79 255H78ZM105 258H106V259H105ZM128 258H129V259H128ZM131 258H134L135 260H134V259H131ZM151 258H152L153 260H152ZM155 258H156V259H155ZM240 258H241L242 260H241ZM246 258H247V259H246ZM12 259H14V260H12ZM43 259H46V260L43 261ZM58 259H59V258H58ZM80 259H81V260H80ZM109 259H110V260H109ZM146 259H148V260H146ZM157 259H158V260H157ZM166 259H167L168 261H167ZM169 259H171V260H169ZM243 259H244V260H243ZM17 260H18V261H17ZM19 260H20L21 262H20ZM41 260H42V262H41ZM104 260H106V261L109 260V261H111V262L106 263ZM112 260H113L114 262H113ZM117 260H118L120 263H119ZM145 260H146V261H145ZM150 260H151V261H150ZM239 260H240V261H239ZM6 261H7V262H6ZM48 261H49L50 263H49ZM59 261H60V259H59ZM116 261H117V262H116ZM127 261H128V262H127ZM147 261H148V262H147ZM154 261H155V263H154ZM165 261L168 262V263H166ZM170 261H171V262H170ZM245 261H246V262H245ZM45 262H46V263H45ZM125 262H127V263H125ZM131 262H132V263H131ZM133 262H134V263H133ZM144 262H145V263H144ZM244 262H245V263H244ZM64 263H66V262H64ZM162 263H161V264H162ZM34 264H35V263H34Z\"/></svg>",
	"mask_w": 264,
	"mask_h": 264
}]
</instances>
